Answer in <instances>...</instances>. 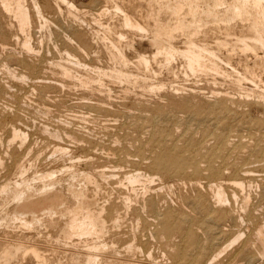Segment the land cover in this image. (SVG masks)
<instances>
[{
  "label": "bare ground",
  "instance_id": "obj_1",
  "mask_svg": "<svg viewBox=\"0 0 264 264\" xmlns=\"http://www.w3.org/2000/svg\"><path fill=\"white\" fill-rule=\"evenodd\" d=\"M46 1V0H45ZM54 1V4L58 7V9H60L59 11L60 12H64L63 11V9H66V8H68L70 11L71 10H74V12H72L71 13V17L69 16V18H72V14H73V16H75V19H74V21L72 22V30H70L69 31V33L67 32V34H66V37H67V40H70V41H74V40H78V43H80L79 45H81V46H83V47H85L86 48V45H84V44H88L89 42H88V40L84 37V33H85V31H84V33H83V30H84V24H85V26H87L86 25V23H85V21L83 22H81V19L82 18H84V17H82L81 18V15H83V12L84 11H86V10H84V11H80V12H82V14L80 13H78L77 11L79 10V8L77 7V5L72 1V0H53ZM82 1H84V0H82ZM90 1V0H89ZM88 1V2H89ZM97 1V0H96ZM110 1H112V0H110ZM116 1V0H115ZM127 1V0H126ZM129 1H131V0H129ZM140 1V0H139ZM146 1V0H145ZM29 2V1H28ZM27 2V0H0V3H1V5L3 6V11H4V13H5V15H7L6 17H10V18H12L13 17V19H15L14 20V22H16L17 21V23H18V25H17V29L19 28V30H21V32H24V38L22 39V42L20 43V45L22 44V49L23 50H25V51H27L28 52V54L27 55H29V53H31V52H36L37 53V51H34V46L32 47L31 46V38H32V36H34V35H32L31 34V31H30V27H31V25H32V23H33V21L35 20V21H38V23L40 22V24H38V28H40L41 30L42 29H44L45 27H47V23L50 21V20H48V18L50 19V17H47V15H48V13L50 14V12H48V13H46L47 11L45 10V7L44 6H46V4L44 5V6H42L41 5V2H40V0L38 1V0H32L31 1V5H29V3ZM51 2V1H50ZM50 2H48V4H50ZM92 2V1H91ZM102 2V0H100V4H102L103 5V3H101ZM108 2H109V0H108ZM113 2V1H112ZM119 2V1H118ZM125 2V1H124ZM134 1L132 0V3H133ZM137 2V1H136ZM135 2V3H136ZM142 1H140V4H142L141 3ZM43 3V2H42ZM52 3V2H51ZM83 3V2H82ZM85 3V2H84ZM87 3V2H86ZM90 3V2H89ZM94 3V2H93ZM96 3V2H95ZM134 3V5L135 6H137V4H135ZM47 4V5H48ZM120 4V3H119ZM118 3H112V5H114L113 7H115L114 8V10H109V9H107V8H102V7H100L99 6V3H98V7H100V8H97L98 9V11H99V14L100 15H106L107 14V16H105L106 17V19H107V17H108V14H112L111 15V19L114 21V19H117V21L119 22V20H121V26L122 25H124V26H128V27H130V29L131 30H133V29H137V30H141L142 32L147 28V32H148V28H149V32H150V36H149V39H148V41H149V43H150V45L151 46H154L155 48H156V50L154 51L155 53H153L152 51V54H154L153 56H152V58L153 59H157V58H155V56L157 57V54H164L165 55V59H166V61L168 62H172V58H176V54L177 53H181V55H183V57H185V61L187 62V65L188 66H186V67H189L190 68V70H192V72H195V71H193V70H196V69H198L199 70V68H201V70H202V68H204L205 70L207 69V68H210L209 70H214L215 69V73H216V70L218 71L217 73H219L220 74V76H221V73H222V75L223 74H225L226 73V71H228L229 69H230V71L229 72H227V73H229V75L231 76V86L233 85L234 86V88L233 89H235V90H237V93H236V91H235V95L237 94V96H233V98H235V99H232V101L230 100H227V101H229L230 102V104L231 103H233V107L234 106H239V105H242V104H244V106L245 105H247V106H249L250 107V109L251 110H253L252 109V106H256V108L259 110V111H261L262 113H263V116H262V118H261V120H262V122H264V0H147V3H146V6H147V4H148V8H150V10L148 11V13H147V16L148 17H150L151 19H153V23L152 24H149L150 23V21H149V23H148V21H146L147 23L146 24H143V22H140V21H138L136 18H138V17H136V16H134L133 14H131V13H129V11L127 12V11H125L124 9H123V6L121 7L120 5H119ZM122 4V3H121ZM140 4L138 5V6H140ZM155 4L158 6V10L157 11H154L155 10V8H156V6H155ZM61 5H65L64 7H66V8H63V9H61ZM79 5V4H78ZM81 5V4H80ZM83 5V4H82ZM105 5L107 6L108 4H107V2L105 3ZM111 5V6H112ZM143 5V4H142ZM49 6V5H48ZM93 6V5H92ZM91 6V7H92ZM105 6V7H106ZM109 6V5H108ZM129 7H131L130 5H128ZM144 7H146L145 6V4L143 5ZM81 7V6H80ZM86 7V6H85ZM87 7H88V5H87ZM94 7H95V5H94ZM96 7H97V5H96ZM125 7V6H124ZM133 7V6H132ZM131 7V8H132ZM2 8V7H1ZM89 8H90V6H89ZM88 8V9H89ZM109 8H110V6H109ZM128 8V7H127ZM130 8V9H131ZM53 9V8H52ZM82 9H84V8H81V10ZM96 9V10H97ZM110 9H112V8H110ZM129 9V8H128ZM140 9H141V7H140ZM144 9V8H143ZM146 9V8H145ZM56 10V9H55ZM90 10H93V8L92 9H90ZM95 10V9H94ZM95 10V11H96ZM132 10V9H131ZM50 11V10H49ZM53 10H51V12H52ZM70 11H69V13H70ZM88 11V10H87ZM86 11V12H87ZM94 11V12H95ZM134 11V10H133ZM137 11V10H136ZM141 11H142V9H141ZM162 11H164L165 12V15H166V13H168L169 14V17L168 16H166V18L167 19H164L163 17H162V15H161V12ZM60 12H57V16H58V14L60 13ZM77 12V13H76ZM89 12V11H88ZM91 12V11H90ZM97 12V11H96ZM112 12V13H111ZM135 12V11H134ZM133 12V13H134ZM146 12V11H145ZM1 13H2V11H1ZM56 13V12H55ZM55 13H53V14H55ZM92 13V12H91ZM136 13V12H135ZM134 13V14H135ZM139 13V12H138ZM137 13V14H138ZM141 13V12H140ZM155 13V14H154ZM63 14H65V13H63ZM80 15V18L81 19H79V16L78 15ZM89 14V13H88ZM136 14V15H137ZM161 16H160V15ZM4 15V14H3ZM66 15V14H65ZM87 15V14H86ZM97 15H98V12H97ZM97 15H96V17H97ZM99 15V16H100ZM140 15H142V14H140ZM145 15V14H144ZM158 15V16H157ZM164 15V14H163ZM2 16V15H1ZM54 15H52V17H53ZM57 16H54V17H57ZM59 16H61V15H59ZM62 16H64V15H62ZM67 16H68V14H67ZM91 16L92 15H90V20H91ZM98 16V17H99ZM146 16V15H145ZM5 17V18H6ZM87 17V16H86ZM85 17V18H86ZM142 18L144 17V16H141ZM154 17V18H153ZM162 17V18H161ZM1 18V17H0ZM3 18H4V16H3ZM4 18V19H5ZM63 18V17H62ZM65 18V17H64ZM92 18H95V17H92ZM101 18V17H100ZM2 19V18H1ZM53 19V18H52ZM66 19V18H65ZM87 19H89V18H87ZM102 19V18H101ZM110 19V18H109ZM143 19H146V18H143ZM7 20H8V18H7ZM11 20V19H10ZM10 20H8L9 21V23H11L10 22ZM64 20V19H63ZM67 20V19H66ZM65 20V21H66ZM82 20H84V19H82ZM86 20V19H85ZM147 20V19H146ZM54 21H56V20H54ZM54 21H50V23L51 24H49L48 23V25H52V27L53 26H55V28H56V25L54 24ZM59 21V20H58ZM96 21V20H95ZM94 21V22H95ZM117 21H115V22H117ZM144 21V20H143ZM6 22V21H5ZM13 22V21H12ZM61 22V21H60ZM67 22V21H66ZM66 22H61L62 24L63 23H65L66 24ZM70 22H71V20H70ZM86 22H89V21H86ZM98 22H100V21H98ZM102 22V21H101ZM103 22H104V16H103ZM0 23H2V22H0ZM9 23H7L6 25H7V27L8 26H10V28H11V24L9 25ZM16 23V24H17ZM56 23H59V22H56ZM91 24H92V21L90 22ZM90 23H89V25L87 26V27H89V26H91L90 25ZM104 23H106V21L104 22ZM3 24H5L4 23V21H3ZM37 24V23H36ZM35 23H34V25H36ZM54 24V25H53ZM64 24V25H65ZM103 24V23H102ZM102 24H100L101 25V28L102 27H105V29H104V37L105 38H108V39H110V42H111V46H113L116 50L113 52H111L110 54H112V57L116 60L117 59V61H116V64H119L120 66L118 67V66H116V64H115V66H113L112 64L113 63H111V65L110 66H113V69L112 70H110L111 69V67H109L108 68V70H105L106 69V67L104 68V66L105 65H103V69L102 70H100V72L98 73V76L96 77H94V76H91V74L92 73H95L96 71H94V72H92L90 69V71L92 72H90V73H88L87 72V70H86V72L88 73V75H87V73H86V76H85V74L84 73H82V74H84V76L82 75V74H79V75H81V76H79L78 74L76 75V71L78 70V72H81V70L83 69V67H82V69L80 70L78 67H80L81 65H78V64H82L81 63V61L82 60H79V56L77 57L78 59H76V57H74L73 55H74V53H72V52H70V50L68 49V51H66L67 49V47H65V52L67 53V55L68 56H66L67 58H65V60L66 61H61V60H63L64 59V53H63V51L61 52H59L60 54L62 53L63 54V59H61L60 57L57 59V57H56V59L57 60H59V61H57V62H55V61H53V62H55L56 64V66L55 67H60V71H61V73L63 74L62 76H64V78L63 77H59V78H63V80H66V81H68L67 80V78H69L70 80L72 79V78H74L75 77V79H76V77H77V81L78 80H80V83L78 84V85H80V84H82V85H80V86H85L87 83H91L93 80L95 81V79L96 78H98L97 80H99L100 81V83H102L104 80H102V76H104V75H110L111 77H115L116 79H119V80H121V79H126L125 81H123V80H121L123 83L124 82H127V80H129V82L131 81V79H133L134 78V80L135 79H137V83H138V86L137 87H140V84H139V82H138V78L139 77H137L135 74L137 73H134L135 71H137V66L135 67L136 68V70H129L128 68H129V66L131 65V63H130V61H132V60H130L126 55L129 53V52H127V54H125V52H124V50H123V44L121 45V47L119 46V41L117 40V38L119 37V38H121L122 36H124L125 35V33H123L124 32V30H122L123 28H121L119 25H118V23L116 24H114V23H111L110 21L105 25V26H102ZM1 26H2V24H0ZM70 25V24H69ZM95 24L93 23V26H94ZM115 25H118L119 27H120V29L123 31V32H121V30H120V32L119 31H117V30H115ZM15 26V24L13 25V27ZM45 26V27H44ZM58 26H59V24H58ZM57 26V27H58ZM96 27H97V25H95ZM118 26H117V28H118ZM13 27H12V29H13ZM34 27V26H33ZM32 27V28H33ZM61 27V26H60ZM58 28V29H61V28ZM65 27V26H64ZM67 27V26H66ZM66 27H65V29H66ZM69 27V26H68ZM34 28H37L36 26L34 27ZM51 28V27H50ZM50 28H47L46 29V31H43V32H45V34L49 37H47L48 39H49V41L50 40H52L53 39V37H52V39H51V36H54V35H58V34H56V32L57 31H52L53 29H50ZM214 28V29H213ZM215 28H217V30H218V34L216 35V36H214L215 38H216V41H215V43H216V47H211V43L209 44L207 41H208V37L210 36V30L211 29H213V31L215 30ZM64 29V28H63ZM65 29H64V32H65ZM68 29V28H67ZM66 29V30H67ZM89 29V28H88ZM97 29V28H96ZM96 29H95V33H101L100 31H98V32H96ZM203 29V31H202V34H203V41L202 42H205V43H199L198 42V40H196L197 39V36H196V39L193 37L194 36V34L196 35V33H198V32H201V30ZM0 30L2 31V30H6L4 27L2 28V27H0ZM8 30V29H7ZM10 30V29H9ZM35 30L36 29H34V32H35ZM40 30V32H42ZM89 30H94V29H92V27H91V29H89ZM98 30H100L99 28H98ZM114 30V31H113ZM118 30H119V28H118ZM178 30H182V31H185V32H187V34H186V36L188 35V39L186 40L187 41V45L183 48V49H181L180 47H177L174 43H173V40H172V38H174L175 36H174V33H175V31H177V33H179V31ZM217 30H216V32H217ZM1 31H0V33H1ZM126 31V30H125ZM146 31V30H145ZM3 33H4V31H2ZM12 32H15V29H14V31H12ZM18 32V30L16 31V33ZM21 32L20 33H17L18 35L19 34H21ZM39 32V33H40ZM53 32H55V34L53 35ZM63 32V33H64ZM86 32H88V31H86ZM102 32H103V30H102ZM110 32H117V38H116V40H112V38H110L109 36H108V34L109 35H112V33H110ZM126 32H128V31H126ZM131 32V31H130ZM133 32V31H132ZM146 32V33H147ZM212 32V31H211ZM215 32V33H216ZM10 33H11V30H10ZM16 33H15V35H13V36H16L17 37V35H16ZM36 33V32H35ZM59 33V32H58ZM88 33H90V32H88ZM94 33V34H95ZM181 33V32H180ZM179 33V34H180ZM8 34H9V31H8ZM37 34V35H36ZM35 35L36 36H40L39 34H38V32L36 33ZM41 34V33H40ZM44 34V33H43ZM65 34H64V37H65ZM102 34L103 33H101V35L99 36L100 38L102 37ZM116 34V33H115ZM131 34V33H130ZM142 34V33H141ZM176 34V33H175ZM183 34H185V33H183ZM212 34H213V32H212ZM5 35H7V34H5ZM45 35V36H46ZM61 35V34H60ZM60 35H59V37H60ZM87 35V34H86ZM107 35V36H106ZM113 35H114V33H113ZM112 35V36H113ZM132 35V34H131ZM178 35V34H177ZM214 35V34H213ZM12 36V37H13ZM62 36V35H61ZM89 36H91V34L89 35ZM94 35H92V37H93ZM98 36V35H97ZM115 36V35H114ZM126 36V35H125ZM140 36V38L142 37L141 35H139ZM144 36V35H143ZM147 37H148V35H146ZM146 36H144V38L146 39L147 37ZM186 36H185V38H186ZM6 37V36H5ZM20 37V36H19ZM59 37H56L57 39L59 38ZM96 37V36H95ZM99 37H96L97 39L96 40H98V38ZM132 37V36H131ZM131 37H130V39H131ZM177 37H179V36H177ZM14 38V37H13ZM40 38L41 39H43V38H45V37H41L40 36ZM87 38H90V37H87ZM114 38V37H113ZM126 38V37H125ZM125 38H124V40H125ZM128 38V37H127ZM127 38H126V40H127ZM139 38V39H140ZM143 38V37H142ZM141 38V40H143ZM176 38V37H175ZM181 37H179L178 38V40L180 39ZM184 38V39H185ZM202 38V37H201ZM20 38H16V40L15 41H17L16 43L18 44L19 42H20V40H19ZM47 39V40H48ZM66 39V38H65ZM115 39V38H114ZM122 39V38H121ZM133 39V38H132ZM136 39V38H135ZM134 39V40H135ZM144 39V40H145ZM182 39V38H181ZM181 39H180V41H181ZM184 39H182V40H184ZM214 39V38H213ZM44 40V39H43ZM45 40H46V38H45ZM44 40V41H45ZM90 40H92V39H90ZM89 40V41H90ZM94 40V39H93ZM91 41V42H94V41ZM95 40V41H96ZM102 40V39H101ZM123 40V39H122ZM121 40V41H122ZM176 40H177V38H176ZM201 39H200V37H199V41H200ZM36 41L37 40H35V43H36ZM43 41V42H44ZM48 41V42H49ZM55 40L53 39V41L52 42H54ZM61 41V40H60ZM59 41V42H60ZM65 41V40H64ZM120 41V43H122ZM132 41V40H131ZM138 41V40H137ZM39 43H40V41H38ZM42 42V46H44V43ZM51 42V41H50ZM58 42V40H56V44H58L57 43ZM67 42H69V41H67ZM105 42V41H104ZM127 42H128V40H127ZM127 42H125V43H127ZM130 42V41H129ZM127 43L126 45H129V46H131L130 45V43ZM135 42V41H134ZM142 42V41H141ZM210 42V41H209ZM70 43V42H69ZM69 43H67V45L69 44ZM101 43H102V41H101ZM100 43V44H101ZM106 43L108 44V42H107V39H106ZM143 43V42H142ZM183 43V42H182ZM182 43H180V44H182ZM184 43H186V42H184ZM214 43V42H213ZM212 43V44H213ZM214 43V44H215ZM2 43H1V41H0V45H1ZM5 43H3L2 44V46H5V45H8L9 43L7 42V44H5ZM11 44H13V42L11 43ZM46 44V43H45ZM50 44V43H49ZM61 44V43H60ZM63 44H65V43H63ZM77 44V43H76ZM90 44V43H89ZM106 44V45H107ZM136 44V43H135ZM134 44V45H135ZM139 44V43H138ZM35 45V44H34ZM59 45V44H58ZM58 45H56V47L58 46ZM73 45V44H72ZM99 45V44H98ZM105 45V43H104V47L106 46ZM13 46H15V45H13ZM13 46L11 45L10 47L11 48H13ZM17 46V48H18V45H16ZM15 46V47H16ZM61 46H63V45H59V47H57V49L59 48L60 49V47ZM65 46V45H64ZM81 46H80V48H81ZM95 46H96V43H95ZM95 46H93V47H95ZM101 46H103V44L101 45ZM110 48H111V46L110 45H108ZM133 46V45H132ZM142 46H144V44L142 45ZM214 46V45H213ZM7 47V46H6ZM5 47V48H6ZM46 47H47V44H46ZM48 47H50V46H48ZM73 47L74 48H77V50H79L80 48H78V45H77V47H75L74 45H73ZM82 47V48H83ZM88 47H91V46H89L88 45ZM99 47V46H98ZM126 47V46H125ZM135 47V46H134ZM134 47H132V48H134ZM17 48H13V49H15L14 51L17 53L18 51H19V49H18V51H17ZM43 48V47H42ZM72 48V47H71ZM70 48V49H71ZM95 48H97V47H95ZM94 48V49H95ZM106 48V47H105ZM110 48H108V49H110ZM2 49H3V47H2ZM1 49V50H2ZM7 50H9L8 48H6ZM6 49H5V51H6ZM22 49H21V53H19V55L20 56H22L23 57V55H21L22 53H24V52H22ZM41 49V48H40ZM45 49V48H44ZM58 49V50H59ZM63 49V48H62ZM90 49V48H89ZM93 49V51L94 52H96V50H94ZM127 49H128V47H127ZM126 49V50H127ZM130 49V48H129ZM136 49H137V46H136ZM42 50V49H41ZM49 50H51V49H49ZM55 50V49H54ZM77 50L75 49V51H76V53H77ZM82 50V49H81ZM83 50H85V49H83ZM86 50H88V48L86 49ZM98 50H100V49H98ZM101 50H102V48H101ZM105 50V49H104ZM111 50H112V48H111ZM4 51V49H3V52H5ZM13 51V52H14ZM40 51V50H39ZM39 51H38V53H39ZM44 50H42V52H43ZM74 51V52H75ZM80 51V50H79ZM89 51V50H88ZM107 51V50H106ZM129 51V50H128ZM140 51H143V50H140ZM8 52V51H7ZM6 52V53H7ZM26 52V53H27ZM56 52V51H55ZM54 52V53H55ZM87 52V51H86ZM98 52V51H97ZM105 52V51H104ZM108 52V51H107ZM131 52V51H130ZM132 52H133V50H132ZM144 52V51H143ZM148 52V51H147ZM146 52V53H147ZM2 52L0 51V55H4V54H1ZM6 53H5V55H6ZM37 53V54H38ZM46 53V52H45ZM48 53H49V51H48ZM57 53V52H56ZM58 53V54H59ZM83 53H84V51H83ZM99 53H102V56H103V52L101 51V52H99ZM134 53H137L136 51H134ZM139 53V52H138ZM149 53V52H148ZM32 54V53H31ZM53 54V53H52ZM92 54V53H91ZM95 54V53H94ZM94 54H92V55H94ZM109 54V53H108ZM107 54V55H108ZM109 54V55H110ZM130 54H132V53H130ZM151 54V55H152ZM207 54H208V57H207ZM8 55H11V54H8ZM36 55V54H35ZM73 56L74 58H70L69 56ZM81 55V54H80ZM87 55H89V52H88V54ZM86 55V56H87ZM100 55V54H99ZM148 55V54H147ZM146 54H139V59L138 60H136V61H138V63L137 62H134V61H132V62H134V63H136V64H139V65H142V68H145V67H143L144 65H146V67H147V64L148 63H152V61H150V59H151V56H147ZM209 55H212V56H215V57H217V60H218V62H217V60H216V58H215V60H214V57H213V59H210L209 60V62L208 61H206V57L207 58H210L209 57ZM7 56V55H6ZM16 56V55H15ZM42 56V53H41V55H40V57ZM43 56H44V54H43ZM54 56V55H53ZM52 56V57H53ZM57 56V55H56ZM91 56V55H90ZM96 56H97V53H96ZM101 56V55H100ZM100 56H99V59H100ZM111 56V55H110ZM109 56V57H110ZM131 56V55H130ZM129 56V57H130ZM178 56V55H177ZM3 57V56H2ZM5 57V56H4ZM22 57H20V59L22 58ZM25 57V56H24ZM28 57V56H27ZM37 57V56H36ZM62 57V56H61ZM68 57L70 58V60H68ZM81 57V56H80ZM83 57H84V54H83ZM108 57V56H107ZM136 57H137V55H136ZM135 57V58H136ZM179 57V56H178ZM7 58H9V57H7ZM7 58H6V61H8L7 60ZM26 58V57H25ZM31 58H33L34 60L36 59V58H34V57H31ZM38 58V57H37ZM45 58V57H44ZM47 58V57H46ZM82 58V57H81ZM87 57H85V58H82L83 59V61L86 59ZM93 58H94V56H93ZM97 58V57H96ZM102 58V57H101ZM113 58H112V62L113 61H115V60H113ZM131 58V57H130ZM133 58V57H132ZM159 59H162V57H158ZM181 58V57H180ZM179 58V59H180ZM219 58L221 59H223L222 61L223 62H219ZM2 59V58H1ZM0 59V60H1ZM27 59V58H26ZM32 59V60H33ZM50 59V58H49ZM53 59V58H52ZM55 59V58H54ZM88 59V58H87ZM92 59V58H91ZM98 59V58H97ZM102 59H105L104 57L102 58ZM102 59H100V61L102 60ZM134 59V58H133ZM22 60V59H21ZM41 60V59H40ZM109 60V59H108ZM111 60V59H110ZM109 60V61H110ZM208 60V59H207ZM3 61H5L4 59H3ZM6 61H5V63H6ZM10 61V60H9ZM23 62H26V60H24V58H23V60H22ZM21 61V62H22ZM29 61V60H28ZM49 61V64H51V62H50V60H48ZM91 61V60H90ZM96 60L94 59V62H95ZM99 61V60H98ZM103 61H105V60H103ZM154 61V60H153ZM174 61H175V59H174ZM183 61H184V59H183ZM12 62V61H11ZM37 62H40V61H37ZM42 62V61H41ZM46 62V61H45ZM85 62V61H84ZM107 62V61H106ZM155 62V61H154ZM157 62V61H156ZM159 62H161V60L159 61ZM182 62V61H181ZM180 62V63H181ZM185 62V63H186ZM4 63V64H5ZM12 63H16V62H12ZM12 63H10V64H12ZM32 63V62H31ZM91 63V62H90ZM90 63H88L89 65H91L92 66V64H90ZM98 63V62H97ZM101 63V62H100ZM110 62H108V64H109ZM158 63V62H157ZM163 62H161V64H162ZM164 63H165V61H164ZM221 63V64H220ZM223 63H225V64H223ZM8 63H6V65H7ZM10 64H8V65H10ZM26 65H27V62L25 63ZM40 64V63H39ZM53 64V63H52ZM51 64V65H52ZM86 64V63H85ZM85 64H83L84 66H85ZM102 64V63H101ZM100 64V65H101ZM128 64H130L129 66H128ZM154 64H156V63H154ZM168 64V66H169V63H167ZM171 64V63H170ZM176 64V63H175ZM175 64L173 65V63H172V65L175 67ZM178 64V63H177ZM6 65H3L2 64V62H1V65L0 66H6ZM19 65H22V64H19ZM18 65V66H19ZM31 65V64H30ZM37 65V64H36ZM46 65V64H45ZM95 65V64H94ZM94 65H93V67H94ZM133 65V64H132ZM149 65V64H148ZM165 65H166V63H165ZM182 65H183V63H182ZM181 65V67H183ZM185 65V64H184ZM224 65V66H223ZM13 66V65H12ZM99 65H97V67L95 66V68H100V67H98ZM128 66V68H126ZM152 66V65H151ZM158 66H159V63H158ZM162 66V65H161ZM7 67V66H6ZM9 67V66H8ZM14 67V69H15V65L13 66ZM37 67V66H36ZM35 67V68H36ZM42 67V66H41ZM51 67V66H50ZM55 67H53V68H55ZM88 67L89 66H85L84 68L86 69H88ZM131 67V66H130ZM148 67H150V66H148ZM154 67V66H153ZM160 67V66H159ZM164 67H167V66H164ZM185 67V68H186ZM17 68V67H16ZM25 68V67H24ZM27 68V67H26ZM47 68H49V67H47ZM52 68V69H53ZM81 68V67H80ZM102 68V67H101ZM162 68V67H161ZM160 68V69H161ZM172 68V67H171ZM6 68H4V70H5ZM9 69H10V67H9ZM18 69V68H17ZM21 69L22 70H20V71H22L21 73H18L19 72V69H18V74H19V76H20V80L22 79V82L20 81V83H23V79H26L27 77H28V74H27V72H23V68L21 67ZM29 69V68H28ZM45 70H46V66H45V68H44ZM51 69V68H50ZM50 69L48 70L50 73L52 72H55V69H53L52 71H50ZM84 69V70H85ZM92 69V68H91ZM168 69V68H167ZM167 69H165V70H167ZM175 69V68H174ZM174 69H171V70H174ZM183 69V68H182ZM2 70H3V68L1 69V72H2ZM16 70V69H15ZM26 70V69H25ZM30 70V69H29ZM59 70V69H58ZM57 69H56V71H58ZM92 70H95L94 68L92 69ZM142 71H143V69H141ZM140 69H139V73L138 74H140V71H141ZM144 70H148V69H144ZM149 70H151V69H149ZM153 70H155L154 68H153ZM177 70H178V68H177ZM187 70V69H186ZM198 70H196V72H199ZM204 70V71H205ZM209 70H207V72L209 71ZM7 71L9 72V70L7 69ZM11 71L13 72V70H12V67H11ZM10 71V72H11ZM33 71V70H32ZM59 71V72H60ZM134 71V72H133ZM156 71V70H155ZM155 71H153V72H155ZM159 71V70H158ZM203 71V72H204ZM209 72V73H213V72ZM12 72H11V74H12ZM34 72H35V70H34ZM43 72H44V70H43ZM48 72V73H49ZM58 72V73H59ZM83 72V71H82ZM150 72H152V70L151 71H149V72H147V74L148 73H150ZM152 72V73H153ZM161 72V71H160ZM160 72H158L157 74H159ZM166 72H168V70L166 71ZM171 72V71H170ZM177 71H176V69H175V73H176ZM179 72V71H178ZM183 72V71H182ZM184 72H186V71H184ZM184 72L182 73V74H184ZM188 72V71H187ZM187 72H186V75H187ZM191 72V73H192ZM201 72V71H200ZM206 72V73H207ZM7 73V72H6ZM29 73V72H28ZM40 73H42V71H40ZM47 73V74H48ZM57 72H55V74L56 75H59ZM60 73V74H61ZM145 73H146V71H145ZM144 73V74H145ZM151 73V75H153ZM156 73V72H155ZM189 73V72H188ZM205 73V72H204ZM209 73H208V75H209ZM216 73V74H217ZM1 74V73H0ZM15 74V73H14ZM13 74V75H14ZM29 74H31V72L29 73ZM37 74V70H36V73H35V75ZM42 74H46L45 72L44 73H42ZM47 74H46V76H47ZM54 74V73H53ZM90 74V75H89ZM164 74V73H163ZM163 74H161V75H163ZM177 74V73H176ZM180 74V73H179ZM190 74V73H189ZM188 74V75H189ZM196 74V73H195ZM199 74V73H198ZM219 74H217V75H219ZM4 75V74H3ZM8 75H10V74H8ZM7 75V76H8ZM17 75V74H16ZM35 75H32V76H34L35 77ZM96 75H97V72H96ZM156 75V74H155ZM167 75V74H166ZM165 75V76H166ZM178 75V74H177ZM190 75H193V74H190ZM197 75V74H196ZM202 75H204V74H202ZM206 75V74H205ZM212 75H214V73L212 74ZM6 76V77H7ZM18 76V75H17ZM16 76V77H17ZM61 76V75H60ZM139 76H142V78H143V75H139ZM145 76V75H144ZM148 76V75H147ZM194 76V75H193ZM214 76H216V75H214ZM0 77H2V76H0ZM5 77V76H4ZM10 77V76H9ZM12 77H14V76H12ZM11 77V78H12ZM34 77H33V79H34ZM45 77V76H44ZM57 77V76H56ZM67 77V78H66ZM72 77V78H71ZM109 77V76H108ZM107 77V78H108ZM153 78L154 77H156V76H152ZM167 77H168V75H167ZM170 77V76H169ZM168 77V78H169ZM178 77V76H177ZM185 77V76H184ZM188 77V76H187ZM190 77H192V76H190ZM196 77H198V75L196 76ZM224 77H226V74L224 75ZM28 78H30V79H27V82H29L28 80H31V77H28ZM49 78H50V76H49ZM51 78H52V74H51ZM66 78V79H65ZM105 78V77H104ZM113 78H111V83H112V79ZM171 78V77H170ZM169 78V79H170ZM180 78V77H179ZM189 78V77H188ZM198 78H201V77H198ZM217 78V77H216ZM216 78H215V80H216ZM219 78V77H218ZM217 78V79H218ZM227 79H230V78H228V76L226 77ZM2 79H3V77H2ZM7 79H9V78H7ZM13 79V78H12ZM15 79V78H14ZM19 79H17L16 78V80H19ZM36 79H38L37 81H40L41 79H43V76H41V79L39 80V78L37 77ZM36 79H34L35 81H36ZM55 79V78H54ZM57 79V78H56ZM54 80L55 82L57 81V80ZM74 79V80H75ZM109 79H110V77H109ZM116 79H114V81L116 80ZM146 79H147V77H146ZM155 79V78H154ZM157 79V78H156ZM158 79H159V77H158ZM160 79H161V77H160ZM163 79V78H162ZM161 79V80H162ZM166 79V78H165ZM173 79V78H172ZM177 79V78H176ZM181 79V78H180ZM184 79V78H183ZM182 79V80H183ZM187 78H185V80H186ZM191 79V78H190ZM206 79H207V77H206ZM210 79H212V78H210ZM225 79V78H224ZM226 79V80H227ZM5 80H6V78H5ZM33 80V81H34ZM47 80V79H46ZM51 80V79H50ZM73 80V79H72ZM97 80H96V82H94V83H98L97 82ZM148 80H151V78L150 79H148ZM148 80H143V81H148ZM160 80V81H161ZM168 80V79H167ZM175 80V79H174ZM197 80V79H196ZM222 80V79H221ZM225 80V81H226ZM1 81V80H0ZM3 81V80H2ZM10 81V80H9ZM43 81V80H42ZM41 81V82H42ZM120 81V82H121ZM133 81V80H132ZM139 81H141L140 83H142V80L140 79ZM153 81V80H152ZM166 81V80H165ZM188 81V80H187ZM198 81V80H197ZM203 81V80H202ZM211 81V80H210ZM209 81V79H208V81L207 82H210ZM212 81H213V79H212ZM228 81H230V80H227V82ZM25 82V81H24ZM32 82V81H31ZM46 82V81H45ZM44 82V83H45ZM52 82V81H51ZM54 82V83H55ZM59 83H61L60 81H58ZM64 81H62V83H63ZM75 82V86H76V84H77V82L76 81H74ZM109 82V81H108ZM107 82V83H108ZM133 82H136V80L135 81H133ZM156 82V81H155ZM154 82V83H155ZM162 82H164V80L162 81ZM168 82H169V80H168ZM180 82H181V80H180ZM189 82V81H188ZM193 82H195V84H197L196 83V81H193ZM204 82V81H203ZM203 82H200V83H203ZM214 82H217V84H218V82L220 83L221 81H214ZM222 82H224L223 80H222ZM221 82V83H222ZM226 82V83H227ZM2 83V82H1ZM4 83V82H3ZM7 83V82H6ZM5 83V84H6ZM10 83V82H9ZM9 83H7V84H9ZM26 83V82H25ZM25 83L23 84L24 86H25ZM34 83V84H33ZM32 83V85H36V82H33ZM48 83H49V79H48ZM47 83V84H48ZM99 83V84H100ZM103 83H105V82H103ZM102 83V84H103ZM107 83H105V85L107 84ZM117 83V82H116ZM115 83V84H116ZM128 83V82H127ZM151 83V82H150ZM149 83V84H150ZM158 83V82H157ZM160 83V82H159ZM167 83V82H166ZM169 83H171V81L169 82ZM174 83H176L175 81H174ZM178 83H179V81H178ZM178 83H176V86H177V84ZM182 83V85H184L183 84V82H181ZM192 83V82H191ZM199 83V84H200ZM220 83V84H221ZM5 84H4V86H5ZM6 84V86H8V88H9V90H11V88L9 87V85H7ZM27 84V83H26ZM29 84V83H28ZM38 84L40 85L41 83H39L38 82ZM46 84V83H45ZM44 84V85H45ZM50 84V83H49ZM52 84V83H51ZM65 84V83H64ZM64 84H63V87H62V85H61V87L64 89ZM67 84V83H66ZM69 84V83H68ZM67 84V86L68 87H70V85L71 84H69L68 85ZM72 84H73V82H72ZM85 84V85H84ZM88 84V85H89ZM93 83H91L90 85H92ZM98 84V85H99ZM121 84V83H120ZM125 84V83H124ZM135 84V83H134ZM143 84V83H142ZM148 84V85H149ZM152 84V83H151ZM156 84V83H155ZM161 84V83H160ZM173 84V83H172ZM171 84V85H172ZM199 84H198V86H199ZM206 84V83H205ZM213 84V83H212ZM219 84V85H220ZM223 84V83H222ZM225 84V83H224ZM224 84H223V86H224ZM11 85V84H10ZM23 85L22 84H19V86H21L22 88H23ZM52 85H54V84H52ZM51 85V87H53ZM78 85H77V87L76 88H78ZM89 85V86H90ZM104 85V84H103ZM103 85L101 86V85H99L100 87H103ZM109 85V84H108ZM118 85V84H117ZM130 85H131V83H130ZM133 85V84H132ZM145 85V84H144ZM162 85V84H161ZM165 86H168L167 84H164ZM163 85V86H164ZM170 85V84H169ZM218 85V86H219ZM227 85H228V83H227ZM230 85H229V87H227V88H229V90L233 87H230ZM3 86V85H2ZM14 85H11V87H13ZM41 86H43V83L41 84ZM55 86V85H54ZM58 86V85H57ZM72 87H74L73 85H71ZM79 86V87H80ZM93 86V85H92ZM97 86V85H96ZM96 86L94 87L93 86V88L94 89H97L96 88ZM122 86V85H121ZM127 85H125V87H126ZM135 86V85H134ZM133 86V88H135ZM156 86V85H155ZM159 86V85H158ZM163 86H161V89H162V87ZM172 86H174L175 87V85H172ZM185 86V88H184V90H186L187 88V86L188 85H184ZM183 86V87H184ZM197 86V87H198ZM203 86V85H202ZM207 86H208V84H207ZM207 86H205L204 85V87L206 88ZM212 86V85H211ZM216 86V84L214 85V86H212V89L214 88ZM222 86V85H221ZM222 86V88H224ZM28 87H30V85L28 86ZM33 87V86H32ZM31 87V88H32ZM35 87V86H34ZM34 87H33V89L32 90H34ZM37 87V86H36ZM67 87V88H68ZM81 87V88H82ZM86 87V86H85ZM85 87L83 88L84 90H87V89H85ZM88 87V86H87ZM91 87V86H90ZM90 87H89V89H88V91H91L90 90ZM100 87L98 88V90L97 91H99L100 90ZM108 87V89H111V88H109V87H114V86H107ZM120 86L118 85V88H119ZM144 87V86H143ZM147 87V86H146ZM149 87V86H148ZM147 87V88H148ZM153 87H154V85H153ZM152 87V88H153ZM170 87V86H169ZM179 87V85L177 86V88ZM191 87H193V85H191ZM191 87H189V89H191ZM196 87V88H197ZM203 87V89H205ZM220 87V86H219ZM225 87V89H227ZM6 88V87H5ZM20 88V87H19ZM26 88L27 87H25V89L23 88L22 90H24L23 92H21V93H24L25 91H26ZM59 88V87H58ZM57 88V89H58ZM65 88H66V86H65ZM115 88H116V85H115ZM114 88V89H115ZM122 88V87H121ZM141 88H142V85H141ZM141 88H140V91L141 92H143L142 90H141ZM155 88H157V86L155 87ZM165 88V90H166V87H164ZM163 88V89H164ZM176 88V87H175ZM176 88V90L174 89V91H177L178 89ZM180 88V87H179ZM181 88H182V86H181ZM196 88H192V90L191 91H193V96H194V90H196V91H198ZM201 88V87H200ZM217 87H215L214 89H216ZM3 89V88H2ZM28 89V88H27ZM36 89V88H35ZM37 89H38V87H37ZM37 89H36V91H37ZM70 89V88H69ZM69 89H67L68 90V92H67V90H66V92L67 93H69L70 92V90ZM73 88H71V91H73L72 90ZM83 89H81L82 91H83ZM126 89V88H125ZM128 89V88H127ZM126 89V90H127ZM137 89V88H136ZM145 87H144V91H145ZM149 89V88H148ZM160 88H158V89H156V90H159ZM161 89H160V91H158L159 93H160V95H159V93H157L158 95H159V97H161ZM171 90H173L172 88H170ZM169 89V90H170ZM194 89V90H193ZM208 89V87L206 88V90ZM209 89H211V88H209ZM232 89V90H233ZM5 90H7V89H5ZM31 90V91H32ZM40 90H41V88H40ZM61 90V89H60ZM65 90V89H64ZM78 89H76V91H77ZM116 90H118V89H115V91ZM120 90V89H119ZM129 90V89H128ZM132 90H134V89H132ZM131 90V91H132ZM147 90V89H146ZM151 90V89H150ZM155 89H154V91H156ZM164 90V91H165ZM168 90V89H167ZM181 90V89H180ZM179 90V91H180ZM183 90V89H182ZM200 90V89H199ZM206 90H203V91H205L206 92ZM223 90V89H222ZM228 90V91H229ZM2 91V90H1ZM31 91H29V93L31 94L32 92ZM35 91V90H34ZM80 91V90H79ZM93 91H96V90H93L92 89V91L91 92H93ZM106 92H107V90H105ZM130 91V90H129ZM129 91H127V93L128 94H131V93H129ZM135 91V90H134ZM139 90H137V94L139 95V93L138 92H140ZM187 91V90H186ZM202 91V90H201ZM202 91V92H203ZM207 91H209V90H207ZM212 91H214V90H211V92ZM217 91V90H216ZM220 91V90H219ZM225 92L227 91V90H224ZM3 92V91H2ZM5 92L6 91H4L3 93L5 94ZM13 92V91H12ZM16 92V91H15ZM19 92V91H18ZM37 92H39V90L37 91ZM62 92V91H61ZM64 92V91H63ZM65 92V93H66ZM81 92V91H80ZM101 92V91H100ZM112 92H114L113 91V89H112ZM111 92V93H112ZM122 92L123 91H119V93L120 94H122ZM148 93H151L152 91H150L149 92V90L147 91ZM157 92V91H156ZM162 92H163V90H162ZM167 92H169V91H167ZM166 92V93H167ZM182 92V91H181ZM181 92H178V94L180 95V93ZM184 92V91H183ZM210 92V93H211ZM215 92V91H214ZM213 92V94H215ZM229 92H231V94H232V91H229ZM228 92V93H229ZM14 93V92H13ZM12 93V94H13ZM42 93H44V92H42ZM47 93V92H46ZM46 93H45V98H46V96L48 97V95H50V94H48L47 93V95H46ZM58 93L60 94V92H56L55 94H57L58 95ZM66 93V94H67ZM76 93V92H75ZM84 93V92H83ZM82 92H81V94H83ZM96 93V95L98 96V92H95ZM95 93H93L94 94V96H95ZM110 93V92H109ZM115 93V92H114ZM118 92L116 93V94H119ZM123 93H125V92H123ZM171 92H169V95L170 96H172V93L170 94ZM185 94H188L187 92H184ZM207 93V92H206ZM209 93V94H210ZM220 93V92H219ZM29 94V95H30ZM37 93H35L34 94V92H33V96L34 95H36ZM51 94H54V93H51ZM80 94V93H79ZM80 94V97L82 96ZM88 94H91L92 95V93H88ZM101 94V93H100ZM106 93L105 92H103V94L100 96L99 95V97L100 98H103V100L105 99V97H104V95H105ZM107 94H108V92H107ZM136 94V95H137ZM155 93H153V95H154ZM174 95H175V93H173ZM183 94V93H182ZM189 94H190V92H189ZM188 94V95H189ZM198 94V93H197ZM199 94H201L202 95V93L200 92ZM198 94V95H199ZM208 94V95H209ZM217 94V93H216ZM8 95V97L9 96H14V95H10V92L9 93H7V94H5V96H7ZM16 95V94H15ZM25 95L26 96H28V93L26 94V92H25ZM32 95V94H31ZM39 95V94H38ZM44 95V94H43ZM70 95H71V93H70ZM78 95V94H77ZM111 95V94H110ZM110 95H107V96H109V98H110ZM122 95H124V94H122ZM126 95V94H125ZM137 95V96H138ZM142 95V93H140V96ZM145 95H147L148 96V94H145ZM150 95V94H149ZM163 95V94H162ZM168 95V94H167ZM173 95V96H174ZM179 95H178V97H179ZM187 95V96H188ZM205 95V94H204ZM220 95V94H219ZM222 95V94H221ZM220 95V96H221ZM224 95H226V93H224ZM2 96V95H1ZM4 96V97H5ZM21 96V95H20ZM24 96V95H23ZM22 96V99L24 98ZM25 96V97H26ZM42 96V95H41ZM53 96H55V95H53ZM52 96V97H53ZM68 97H69V95H67ZM72 96V98L74 97L73 95H71ZM70 96V97H71ZM83 96H85L84 94H83ZM88 95H86L85 97H84V99L86 98V100H84L83 98H81L82 99V101L84 102V103H86V101H87V103H88V100L90 99H88L87 100V97ZM96 96V97H97ZM106 96V97H107ZM114 96H116V95H114ZM119 96V95H118ZM155 96H157V95H155ZM177 96V95H176ZM181 96V95H180ZM183 96V95H182ZM185 97H186V99H187V96L186 95H184ZM193 96H189V98H191L192 99V101H193V99H196V97L197 96H195V98L193 97ZM211 96L213 97V95L211 94ZM214 96H216V95H214ZM228 96V94L226 95V97ZM15 97V96H14ZM13 97V98H14ZM30 97V96H29ZM28 97V98H29ZM32 97V96H31ZM35 97H37V95L35 96ZM35 97H33L34 98V100H35ZM58 97H60V96H58ZM58 97H55V98H58ZM90 97V96H89ZM112 97H113V95L111 96V101H114L113 99H116V98H113L112 99ZM117 97V96H116ZM123 97V99H125V97L127 98L128 96H122ZM122 97H121V99H122ZM133 97H135V95H133ZM149 97V96H148ZM164 97V96H163ZM199 97V96H198ZM219 97V96H218ZM221 97H223V96H221ZM230 97H232L231 95H230ZM3 98V96L1 97V99ZM6 98V97H5ZM19 98V97H18ZM33 98H30L29 100V102L31 103V102H34V100H33ZM38 98V97H37ZM92 98V97H91ZM99 98V99H100ZM108 98V97H107ZM106 98V99H107ZM108 98V99H109ZM117 98H119V97H117ZM137 98V97H136ZM140 98V97H139ZM144 98V97H143ZM147 98V97H146ZM152 98H153V96H152ZM158 98V97H157ZM156 98V99H157ZM166 98V97H165ZM167 98H170V97H167ZM166 98V99H167ZM182 98V97H181ZM213 98H215V97H213ZM225 98V96L223 97V99ZM17 99V98H16ZM40 99V98H39ZM51 99V98H50ZM53 99V98H52ZM51 99V100H52ZM81 99H80V101H81ZM108 99L106 100V101H108ZM109 99V100H110ZM122 99V100H123ZM129 99V98H128ZM134 99V98H133ZM141 99H142V97H141ZM155 99V98H154ZM160 99V98H159ZM161 99H162V97H161ZM164 99V98H163ZM172 100H174L173 98H171ZM205 99H207V98H205ZM208 99H210L209 97H208ZM225 99H227V98H225ZM230 99V98H229ZM6 100V99H5ZM19 100V99H18ZM25 100H27V98L26 99H24V103H25ZM45 100V99H44ZM43 100V101H44ZM49 100V99H48ZM51 100H50V102L49 103H52L51 102ZM54 100V99H53ZM67 100H68V98H67ZM71 100V99H70ZM75 100H76V98H75ZM91 100V99H90ZM89 100V101H90ZM93 100V99H92ZM92 100L90 101V102H92ZM98 100V99H97ZM117 100V99H116ZM127 100V99H126ZM136 101L138 100V98L137 99H135ZM135 100H133V102L135 101ZM143 100V99H142ZM145 100V99H144ZM143 100V101H144ZM149 100V99H148ZM148 100H146V101H148ZM151 100V99H150ZM149 100V101H150ZM165 100V99H164ZM183 100H185V99H183ZM187 100H189V99H187ZM197 100H199V98L197 99ZM196 100V101H197ZM202 100V99H201ZM211 100H212V98H211ZM7 101H9V100H7ZM12 101V100H11ZM23 101V100H22ZM38 101V100H37ZM37 101L35 100V102L37 103ZM39 101H41V100H39ZM38 101V102H39ZM55 101V100H54ZM105 101V100H104ZM125 101V100H124ZM124 101H122V102H124ZM140 101V99L138 100V102ZM152 101V100H151ZM150 101V102H151ZM176 101H177V99H176ZM179 101V100H178ZM186 101V100H185ZM184 101V102H185ZM192 101H190V102H192ZM206 101V100H205ZM213 101V100H212ZM221 101V100H220ZM2 102V101H1ZM10 102V101H9ZM13 102H17V101H14L13 100ZM34 102V103H35ZM44 102H46V101H44ZM71 102V101H70ZM89 102V103H90ZM95 102H99V100L98 101H95ZM101 102H103V101H101ZM119 102H121V101H119ZM138 102H135L136 104L138 103ZM145 102V101H144ZM155 102V101H154ZM194 102V101H193ZM200 102H202V101H199V103ZM213 102H217V101H213ZM5 103V102H4ZM4 103H3V105H4ZM8 103V102H7ZM12 103V102H11ZM19 103V102H18ZM17 103V104H18ZM27 103L28 102H26V106H27ZM43 103V102H42ZM41 102H40V104H42ZM67 103V102H66ZM65 103V104H66ZM72 103H73V101L71 102V105H72ZM93 103H94V101H93ZM100 103V102H99ZM106 103V102H105ZM104 103V104H105ZM125 103V102H124ZM132 103V102H131ZM140 103V102H139ZM138 103V104H139ZM146 103V102H145ZM147 103H149V102H147ZM146 103V105H148ZM152 103V102H151ZM158 103V100L156 101V103H154V104H157ZM165 103V102H164ZM164 103H162V104H164ZM176 103V102H175ZM195 103V102H194ZM199 103H197V104H199ZM203 103V102H202ZM206 103V102H205ZM211 104H213L212 102H210ZM222 103V102H221ZM236 105H235V104ZM1 104V103H0ZM6 104V103H5ZM16 104V106L18 107V105ZM20 104H23V103H20ZM29 104V103H28ZM32 104V103H31ZM30 104V105H31ZM37 104H39V103H37ZM63 104V103H62ZM75 104V103H74ZM78 104V103H77ZM76 104V105H77ZM82 104V103H81ZM101 104H103V103H101ZM107 104H109V103H107ZM106 104V105H107ZM113 104V103H112ZM117 104V103H116ZM118 104H120V103H118ZM159 104V103H158ZM177 104V103H176ZM175 104V105H176ZM182 104H183V102H182ZM187 104H189V102L187 103ZM187 104H185V106L187 105ZM197 104H194V105H197ZM210 104V105H211ZM218 104V103H217ZM216 104V108H217V105ZM220 104V103H219ZM224 104V103H223ZM225 104H226V102H225ZM7 105H9V104H7ZM7 105H5V108L6 107H8ZM12 105H13V103H12ZM30 105L28 106V107H30ZM33 105V104H32ZM51 105H55L54 103L53 104H48V106H50V107H54V106H51ZM59 105V104H58ZM60 105H61V103H60ZM64 105V104H63ZM69 105V104H68ZM127 105V104H126ZM132 105H134V103L132 104ZM161 105V104H160ZM174 104H172V106H175ZM179 105V104H178ZM209 105V104H208ZM209 105V106H210ZM215 105V104H214ZM11 105H9V107H10ZM15 106V105H14ZM20 107H21V105H19ZM25 106V104H24V108H22L23 107V105H22V107H21V109H27V108H25L26 107ZM46 107V109H48V107L45 105L44 106V104L43 105H41V107ZM66 106H67V104H66ZM66 106H63V108H62V106H60L61 108H62V110L66 107ZM80 106V105H79ZM83 107H84V109H85V106L84 105H82ZM89 106H90V104H89ZM93 106V105H92ZM99 106V105H98ZM98 106H96V107H98ZM109 106H111L110 104H109ZM122 106V105H121ZM136 106V105H135ZM167 106V109H168V105H166ZM177 106V105H176ZM193 106V104L191 103V107ZM200 106V105H199ZM202 106H204V105H202ZM222 106V105H221ZM246 106V107H247ZM8 107V108H9ZM12 107V106H11ZM32 107V106H31ZM34 107V106H33ZM40 106H38V108H39ZM69 107V106H68ZM75 107H77V106H75ZM81 107V106H80ZM94 107V106H93ZM123 107V106H122ZM147 107H149V106H147ZM150 107H152V106H150ZM156 107H158V105L156 106ZM161 107H162V105H161ZM169 107H170V104H169ZM178 107H180V106H178ZM188 107V106H187ZM187 107L186 108H184V110L186 109L187 110ZM197 107V106H196ZM195 107V108H196ZM227 107H229V105H227ZM243 107V106H242ZM37 107H36V111H40V109L42 110V108H39L38 109ZM55 109H56V107H54ZM60 108V109H61ZM90 107H88V109H89ZM101 108V107H100ZM99 108V109H100ZM102 108H104L103 106H102ZM102 108L100 109V110H102ZM119 108V107H118ZM124 108V107H123ZM126 108H128V107H126ZM126 108H124V109H126ZM140 108V107H139ZM139 108H138V110H139ZM153 109L155 108V106L154 107H152ZM171 108V110L174 108H172V107H170ZM182 109H183V107H181ZM189 108V107H188ZM203 108V107H202ZM206 108H208V107H206ZM226 108V107H225ZM239 108V107H238ZM255 108V109H256ZM4 109V108H3ZM9 109H11V108H9ZM12 109H13V107H12ZM19 110H20V108H18ZM29 109L30 108H28L27 110L29 111ZM46 109H44V110H46ZM50 110H51V108H49ZM53 109V108H52ZM59 109V108H58ZM57 109V110H58ZM71 110H72V107L70 108ZM80 109V108H79ZM81 109H83V108H81ZM83 109V110H84ZM87 109V108H86ZM85 109V110H86ZM91 109V108H90ZM99 109H94V110H98L99 111ZM107 109V108H106ZM113 108L111 107V111H113L112 110ZM133 109V108H132ZM131 109V107H130V109H126V110H129V111H134V110H132ZM142 110H144V109H146V110H148V108H144L143 109V106H142V108H141ZM150 109V108H149ZM157 109V108H156ZM160 109V108H159ZM162 109H163V107H162ZM175 109V108H174ZM197 110L198 109H201V107H198V108H196ZM196 109L194 110L193 109V111L195 112L196 111ZM214 109H215V106H214ZM213 109V110H214ZM228 109V108H227ZM15 110H17V108H15ZM15 110H13V116H14V111ZM35 110H33V112H35L36 113V115H40V113H38V112H36ZM44 110H42L41 111V114L44 112ZM71 110H69L70 111V113H71ZM78 110V109H77ZM116 110V109H115ZM122 110V109H121ZM136 108H135V112H136ZM152 110V109H151ZM169 110V109H168ZM171 110H170V112H171ZM180 110V109H179ZM185 110V111H186ZM190 110H191V112H192V109L190 108ZM189 110V111H190ZM203 110V109H202ZM206 110V109H205ZM204 110V111H205ZM211 110V109H210ZM210 110H209V112H210ZM24 111V110H23ZM60 111V110H59ZM88 111V110H87ZM104 112H105V110H103ZM102 111V112H103ZM120 111V110H119ZM118 111V112H119ZM125 111V110H124ZM149 111V110H148ZM147 111V112H148ZM153 111V110H152ZM160 112H161V110H159ZM165 111V110H164ZM173 111V110H172ZM175 111H176V109H175ZM174 111V112H175ZM198 111H200V110H198ZM203 111V112H204ZM212 111V110H211ZM224 111V110H223ZM2 112V111H1ZM0 112V114H2L3 115V112L1 113ZM12 112V111H11ZM20 112H21V110H20ZM29 112H31V110L29 111ZM46 113H43V115L45 114H47L48 115V113L50 112V111H45ZM48 112V113H47ZM62 112H65V111H62ZM62 112L60 111V113L62 114ZM67 112V111H66ZM65 112V113H66ZM79 112V111H78ZM83 112V111H82ZM80 113L81 115H82V118H81V120H86L87 121V119H88V117H87V119H83V113ZM94 112H96V111H94ZM93 111L91 112V115H89L90 114V112L87 114V116H92V113H94ZM101 112V111H100ZM99 112V113H100ZM115 112H117V111H115ZM117 112V113H118ZM141 112V111H140ZM145 112V111H144ZM146 112V113H147ZM154 112V111H153ZM157 112V111H156ZM156 112H155V114H156ZM163 112V111H162ZM176 112H178V111H176ZM175 112V114L173 113V112H171V113H173L174 115H176L177 113ZM194 112H192V113H194ZM203 112H201V113H203ZM247 112V111H246ZM258 112V111H257ZM6 113V112H5ZM26 115L28 114V113H26V112H24ZM32 113V112H31ZM38 113V114H37ZM51 113H52V111H51ZM65 113H64V115H65ZM87 113V112H86ZM98 113V114H99ZM107 113V112H106ZM112 113V112H111ZM125 113V112H124ZM128 113H131V112H128ZM148 113H150V112H148ZM147 113V114H148ZM159 113V112H158ZM187 113H188V110H187ZM201 113H199V115L201 114ZM206 112H204V114H205ZM212 113V112H211ZM210 113V114H211ZM214 113H216V112H213V114ZM224 112H222V114H223ZM238 113H239V111H238ZM252 113V112H251ZM17 114V113H16ZM15 114V115H16ZM25 114H23V115H25ZM50 114V113H49ZM61 114H59V116L60 117H57L56 116V118H63V117H65V116H61ZM68 114V113H67ZM67 114H66V116H67ZM73 114H75V117L73 116V118H76L77 117V113L74 111L73 112ZM72 114V115H73ZM84 114H85V112H84ZM95 114V113H94ZM103 114V113H102ZM108 114V113H107ZM119 114V113H118ZM118 114L116 115V113L113 115V118H114V116L116 115V116H118ZM132 114V113H131ZM131 114L129 115L128 114V116H130L131 117ZM134 114V113H133ZM164 114V113H163ZM169 114V113H168ZM184 114V113H183ZM185 114H186V112H185ZM189 114V113H188ZM209 114V113H208ZM235 114H237V113H235ZM245 114V113H244ZM6 115V114H5ZM35 115V114H34ZM35 115V116H36ZM45 116L47 119H48V116ZM52 115V114H51ZM57 115V114H56ZM71 115V116H72ZM81 115H78V116H81ZM100 115V114H99ZM104 115V114H103ZM102 115V116H103ZM111 114L109 113L108 114V116H110ZM125 115H126V117H127V111H126V114H124V117H125ZM134 115H136V114H134ZM138 115H139V113H138ZM143 116V114H142V112H141V114H140V116ZM153 115V114H152ZM162 114H160V116H161ZM173 115V116H174ZM191 115V114H190ZM194 116L195 115H197V111H196V114H193ZM212 115V114H211ZM225 115V114H224ZM238 115V114H237ZM247 115V114H246ZM259 115V114H258ZM32 116V115H31ZM34 116V117H35ZM40 116H42V115H40ZM50 116V115H49ZM53 116V115H52ZM70 116V114H69V117H71ZM112 116V115H111ZM110 116V117H111ZM122 116H123V112H122ZM133 116V115H132ZM142 116H141V118H142ZM145 116V115H144ZM156 116V115H155ZM166 116V115H165ZM179 116V115H178ZM180 116H183V118H184V115H180ZM179 116V117H180ZM193 116V117H194ZM215 116V115H214ZM251 116V115H250ZM254 116H257V114L256 115H253V116H251V118L253 117V118H256V117H254ZM19 117H21V116H19ZM23 117V116H22ZM21 117V118H22ZM29 117H30V115H29ZM39 117V116H38ZM44 117V116H43ZM51 117V116H50ZM55 117V116H54ZM53 117V118H54ZM94 117H96L95 115H94ZM101 116H99V118H100ZM119 117L120 116H118V118H116V119H119ZM129 117V118H130ZM136 117V116H135ZM146 117V116H145ZM151 117V116H150ZM150 117H148L149 119H150ZM171 117V116H170ZM170 117H169V120H171L172 121V119H170ZM175 117L176 116H174L173 118H174V120H176V123L178 122V123H180L179 121L180 120H177L179 117H177L176 119H175ZM205 117V116H204ZM217 117V116H216ZM221 117V116H220ZM222 117H224V116H222ZM7 118H8V116H7ZM10 118V117H9ZM16 118H17V116H16ZM27 118V117H26ZM32 118V117H31ZM36 118V117H35ZM35 118H33V119H35ZM56 118H54V119H56ZM72 118V117H71ZM78 118V117H77ZM80 118V117H79ZM84 118H86V116L84 117ZM109 118V117H108ZM108 118H106V119H108ZM129 118H127V119H129ZM132 118H133V123L135 122V124H137V126H138V123L136 122L138 119L137 118H134V117H131L130 119H131V122H132ZM138 118H139V116H138ZM141 118H139V119H141ZM152 118V117H151ZM155 118V117H154ZM157 118H158V116H157ZM156 118V119H157ZM166 118V117H165ZM183 118H181L182 119V123H183ZM186 118H187V116H186ZM192 118V117H191ZM195 118H196V116H195ZM213 118V117H212ZM218 118V117H217ZM247 118H248V116H247ZM3 119H5V118H3ZM15 119V118H14ZM24 118H22L21 120L22 121H24L23 120ZM40 119V118H39ZM44 119V118H43ZM91 119H97L96 121H98L99 119L98 118H91ZM106 119H102L103 121L105 120L106 121ZM115 119V120H116ZM121 119H123V118H121ZM126 119V118H125ZM124 119V120H125ZM129 119V120H130ZM134 119H136V121H134ZM144 118H142V120H143ZM147 119V118H146ZM149 119H148V121H149ZM163 119H164V117L160 120V121H163ZM168 119V118H167ZM167 119H165L164 120V122L167 120ZM200 119V118H199ZM201 119H203V117H201ZM201 119H200V121H201ZM206 119V118H205ZM204 119V120H205ZM216 119V118H215ZM219 119V118H218ZM1 120V119H0ZM5 120H7V119H5ZM19 121H20V119H18ZM30 120V119H29ZM36 120L37 119H35V123H36ZM46 120V119H45ZM61 120V119H60ZM60 120L59 119H57L56 121H58V122H60ZM72 120V119H71ZM70 120V123L72 122ZM80 120V119H79ZM109 120V119H108ZM107 120V121H108ZM114 120V121H115ZM124 120L122 121V122H124ZM141 120V121H142ZM158 120H159V118H158ZM174 120H173V122H174ZM196 120H198V119H196ZM204 120H202V121H204ZM209 120H211V119H209ZM208 120V122L207 123H210V121ZM225 120V119H224ZM224 120H223V122H224ZM236 120V119H235ZM251 120V119H250ZM257 120V119H256ZM9 121V120H8ZM26 121V120H25ZM40 121H44V120H40ZM48 121H50V120H48ZM52 121H53V119H52ZM55 121V120H54ZM55 121V122H56ZM63 120H61V123L64 125V123H66L67 122V124L69 123L68 121H69V119L68 120H66V119H64V123L62 122ZM94 121V120H93ZM114 121H111V122H114ZM118 121H120V120H118ZM127 121V120H126ZM140 121V122H141ZM144 121V120H143ZM146 121V120H145ZM151 121V120H150ZM149 121V122H150ZM154 121H156V120H154ZM160 121H159V123L158 124H160ZM171 121H169L168 122V125H170L171 124ZM188 121H190V123H191V120H188ZM201 121V122H202ZM227 121V120H226ZM6 122V121H5ZM18 122V121H17ZM21 122V121H20ZM38 122H39V120H38ZM55 122H53V123H55ZM87 122H89V120L87 121ZM87 122H86V124H87ZM116 122H117V120H116ZM129 122V121H128ZM130 122V123H131ZM152 122V121H151ZM186 122V121H185ZM201 122H198V123H195V124H200ZM228 122V121H227ZM227 122L225 123V124H227ZM9 123H11V122H9ZM23 123V122H22ZM25 124L27 123V122H24ZM34 123V124H35ZM43 124H41V125H44V126H42L41 127V125H40V127H41V131H42V133H41V135H39V136H37L38 134H36V136H32L31 134L34 132H31V134L29 133V132H27L28 131V129H26L27 131H25V130H23L22 128H21V126L18 124H16V122H15V124H14V122H13V124L11 123V125L12 126H10L8 129H7V133L5 132V133H1L0 132V264H147L148 263V261H146L147 259H145V258H151L152 256H154V255H152V253H151V251L152 250H157L156 248H154V249H150V250H148V249H146L145 250V248L144 247H147L148 245V242L145 240V239H147L148 237H149V235H151V234H146V235H148V236H146L145 235V233L147 232V230H150L151 231V229H147L148 227H150V225H155V227L152 229V235H153V237L155 238V239H159L160 241L159 242H161L162 244H163V246H164V249H163V251L165 250L166 251V253L165 252H163V251H161V255L162 254H168L169 256V258L170 259H172L173 260V262H174V264H243L242 263V261L243 260H245V259H249L248 261L250 262V259L252 260V259H254L253 261H259L260 263H264V218H263V220H261L260 222H256V228H255V230H253L254 228H252V226L250 227V228H252V229H249V230H253L252 232H247V234L249 233V235L250 236H252L251 238H252V240H251V238H247V237H245V239H242L240 242H239V244L235 247V248H233L231 251H228V254H227V260H221V261H217V259H218V257L221 255V253L223 252V251H226V249L230 246H232L235 242H238L241 238H242V236H243V234H244V232H242V230H244V228L243 227H241V228H243L242 230H240V229H238V230H240L239 232H237V234H234L235 236H233V239L231 238V241H229L228 240V237H227V240L229 241H225V243H228V244H224L222 247H219V251L218 252H215V254H212V252L211 253H209L207 250L208 249H210L211 247H213L214 245L213 244H215V241H214V243L212 244V246L210 247V244L209 243H206V242H204V240H202L203 238H202V236H205L204 238H208V236H209V234H210V232H207V230H209L210 228V226H212V225H210V224H215L214 225V228L213 227H211V228H213V230L212 231H215L216 230V228H218L219 227V229L221 228V227H223V225L220 227L219 226V224H221V223H225L226 224V222H225V217L227 216V215H229V213H228V211H229V208H231V204H230V207L228 208V211H227V207H225L226 206V204H229V203H231L230 201V197L231 196H233L232 194H230L231 196L229 197L228 195H227V193H226V190H225V188H224V185L223 184H221V183H223V181L221 182V183H214V184H217V185H212V183H210V186L208 185V187H209V191H208V193L210 194V196H211V204H205L206 202H204V200L205 199H203V197H204V195L206 196V193H204V191L202 192V193H204V195H203V197L201 198H198V199H196L195 201H197V204H198V206L199 207H202V209H201V211L203 210V212H200V213H203L202 215H203V219L201 218V216L199 217V218H195V216H192V220H191V222L193 221V217H194V223L193 224H189V225H183V224H185V221H184V223H183V220H187V218H183V215L181 216V215H179V214H181V213H179L178 211H180V210H178V208L180 209V208H183V207H179L178 205L179 204H177V206H178V208L176 209V210H178L177 212L179 213H175L174 214V212L173 211H175L174 209H172V210H170L171 208H169V207H171V206H169V207H167L168 209V211L166 210V212H164V213H159V211H158V204L160 203V202H158V201H156V199H160L161 201H163V198H164V201L165 202H167L168 203V201H166L165 200V197H168V196H166L170 191H172V190H170V188H169V192L166 194V193H162L165 197H162V196H159V198H153V196L152 197H150V196H148V195H139V196H134L135 197V199L134 200H137L138 199V201L141 199V202H142V208H144V210H146L145 212H147V214L146 215H142L143 213H140V211H139V207L138 206H134V211H131V209L130 210H128V208H130V204H132L133 202H131V201H133V199L132 200H130L133 196H130L129 195V193L128 194H126L125 193V195H124V192H122V190H121V188L119 187L118 188V195L116 196V197H114V196H108V194L111 192V190H110V192L108 193L107 191H108V189L109 188H106V186L107 185H105V187H103V183H102V181L103 182H107V184L108 183H111V182H109V179L107 178V177H109V176H107V175H110L111 174V177L113 176V172L112 171H108V163L110 162L109 161V159L107 160V158H110V156H108V155H111V154H108V151H107V156H105V154L101 151V150H103V148H105L106 149V146H108V145H105V147H103L100 151H101V154L98 152V154H99V157L100 158H103L102 160H104V158H106V161H108L107 162V168H106V161H105V163L104 164H100V163H96V161L97 160H99L98 158H97V160L95 159V157H97V156H93L94 157V160L91 158L92 156L90 155V157L89 158H87V159H85V163L84 162H82L81 161V158H83V156L81 155V158H79L80 156H78L77 155V151L79 150V149H83L84 151H86L87 149H91L90 148V145H86L85 144V141H86V138L87 137H85L84 135H78L79 133H76V132H74V131H68V129L70 130L71 128H68V129H64L65 127H66V125L67 124H65V126H64V128H55V127H57V126H55V125H49L48 123H47V120H46V122L45 123H47L48 124V126H45L46 124L44 123V122H42ZM52 123V122H51ZM70 123L68 124V125H70ZM74 123H76V121H74ZM78 123V122H77ZM94 123L95 122H93L92 124H93V126H94ZM104 123H106V122H104ZM126 123V122H125ZM166 123H167V121H166ZM165 123V124H166ZM170 123V124H169ZM176 123L174 124V123H172L173 125H176ZM182 123H181V125H182ZM187 123V122H186ZM214 123H216V122H214ZM218 123V122H217ZM221 123H222V120H221ZM220 123V124H221ZM6 124H7V122H6ZM24 124V125H25ZM33 124V125H34ZM40 124V123H39ZM39 124H37V126L39 125ZM56 124H57V122H56ZM73 124V122L71 123V125ZM97 124V123H96ZM95 124V125H96ZM100 124V123H99ZM107 124V123H106ZM106 124H104V127H105V125ZM113 125V123H110V125ZM119 124V123H118ZM118 124H116V126L118 125ZM124 124V123H123ZM151 124V123H150ZM153 124V126L152 127H155V125H154V122L152 123ZM162 124V123H161ZM165 124L164 125H159L160 127H162V129H163V126H165ZM204 124H206V123H204ZM219 124V123H218ZM229 124H230V122L228 123V127H229ZM247 124V123H246ZM22 125V124H21ZM27 125H29V124H27ZM31 125V124H30ZM67 125V126H68ZM70 125V126H71ZM88 125V124H87ZM129 125H132V126H134L133 124H129ZM157 125V124H156ZM178 125V124H177ZM188 125V124H187ZM190 125H192V124H190ZM194 125V124H193ZM213 126H215L216 128H217V126H219V127H221L222 126V124L221 125H215V124H212ZM211 125V126H212ZM254 125V124H253ZM8 126V125H7ZM36 125H35V127H37ZM49 126H52V129L51 128H48ZM53 126H54V129H53ZM74 126V125H73ZM78 126V125H77ZM76 126V127H77ZM85 126V125H84ZM84 126H83V124L81 125V127H83L84 128ZM90 126V125H89ZM88 126V127H89ZM101 126V128H102V125H100ZM136 126V125H135ZM140 126V125H139ZM143 126H144V124H142V128H143ZM148 127H149V125H147ZM145 127V129H146V131H144V132H147V130L148 129H150V128H148V127ZM167 126V125H166ZM184 126V125H183ZM183 126H182V128L180 127V124H179V126L178 127H180L181 129H184L183 128ZM189 126V125H188ZM199 126H201V124L199 125ZM202 126H203V124H202ZM205 126V125H204ZM207 126V125H206ZM223 126H225V125H223ZM223 126H222V128H223ZM240 126H243V125H240ZM0 127H1V123H0ZM2 127H4V125L2 126ZM27 127V126H26ZM76 127H74V129L76 128ZM86 127V126H85ZM88 127H86V128H88ZM95 128L96 127H99V125L97 126H94ZM111 127V126H110ZM109 127V125H107V129L108 128H110ZM117 127H119V125L117 126ZM175 127H177V126H175ZM186 127V126H185ZM190 127V126H189ZM196 127V126H195ZM195 127L193 128V129H195ZM230 127H232L231 125H230ZM258 127V126H257ZM28 128H30V126H28ZM33 128H34V126H33ZM80 128V126L78 127V129ZM113 128V127H112ZM116 128V127H115ZM120 128V127H119ZM118 128V130H120ZM141 128V129H142ZM157 128H159V127H157ZM170 128H172V126L170 127ZM200 128V127H199ZM203 128V130H204V128L205 127H202ZM209 128V127H208ZM216 128H213L212 127V130L213 129H216ZM1 129H3V128H1ZM4 129H6L5 127H4ZM35 129V128H34ZM33 129V130H34ZM77 128L75 129V130H77V131H79ZM89 129V128H88ZM87 129V130H88ZM92 129V128H91ZM94 129V128H93ZM92 129V130H93ZM97 129V128H96ZM106 129V130H107ZM126 129H127V127H126ZM129 129V128H128ZM127 129V130H128ZM134 129H136V128H134ZM140 129V130H141ZM155 129V128H154ZM161 129V128H160ZM167 129H169V127L167 128ZM173 129H174V127H173ZM178 129V128H177ZM177 129H176V131L175 132H177ZM186 129L188 130V128L186 127ZM191 129V128H190ZM193 129H191L190 131L192 132L193 131ZM197 129V128H196ZM206 129V128H205ZM210 130H211V128H209ZM226 129H228L227 128V126H226ZM230 129V128H229ZM228 129V130H229ZM246 129H248L247 127H246ZM35 130H37V129H35ZM65 130V131H64ZM67 130V131H66ZM73 130V129H72ZM86 130V129H85ZM99 130H102V129H100L99 128ZM109 130V129H108ZM114 130V129H113ZM123 130V129H122ZM122 130H120V131H122ZM132 130V129H131ZM138 130V129H137ZM140 130H138L137 131V135H136V133H135V135L136 136H138V132H140ZM158 130V129H157ZM157 130H154L153 131V129H152V131L154 132L153 134L156 136V138H157V135L159 134L158 132V134L155 132V131H157ZM164 130V129H163ZM163 130H161V131H163ZM180 129H178V131H179ZM200 130V129H199ZM209 130V131H210ZM224 130V129H223ZM237 130V129H236ZM252 130V129H251ZM30 131V130H29ZM32 131V130H31ZM40 131V130H39ZM38 131V132H39ZM82 131H84V130H82ZM81 131V132H82ZM94 131V130H93ZM103 131H105L104 129H103ZM103 131H101L102 132V134L104 133ZM124 131H126V130H124ZM129 131V130H128ZM151 130H149L148 132H150ZM159 131V130H158ZM161 131H160V133H161ZM171 131V130H170ZM169 131V132H170ZM181 131H183V130H181ZM196 131V130H195ZM216 131H218V130H216ZM244 131V130H243ZM246 131V130H245ZM255 131V130H254ZM262 131V130H261ZM260 130L258 131V134H259V132H261ZM80 132V133H81ZM86 132V131H85ZM89 132V131H88ZM91 132V131H90ZM89 132V133H90ZM98 132V131H97ZM97 132H95V133H97ZM131 132V131H130ZM134 132H136L135 130L133 131V133ZM142 132V131H141ZM141 132H140V134H141ZM147 132V133H148ZM166 132V131H165ZM165 132H164V134H165ZM169 132L168 133H166V135H167V137L170 135V134H175V135H177L175 132L174 133H170L169 134ZM185 132V131H184ZM188 132H189V130H188ZM198 132V131H197ZM204 132V131H203ZM211 132H213V131H211ZM219 132V131H218ZM229 132V131H228ZM247 132H248V130L244 133V132H241V130H240V132H239V129H238V133L240 134V133H244V138H246V135L245 134H247ZM35 133V132H34ZM92 133V132H91ZM90 133V135H92ZM125 133V132H124ZM180 133V132H179ZM178 133V134H179ZM196 133V132H195ZM205 133V132H204ZM214 133V132H213ZM220 133V132H219ZM224 133H226V132H224ZM231 133V138H234V137H232V132H230ZM229 133V134H230ZM238 133H236V131H235V134H238ZM251 133V132H250ZM250 133H249V136L247 137L248 138V140L250 139V138H252V136H253V134H252V136L250 137ZM82 134V133H81ZM87 135H88V133H86ZM98 134V133H97ZM109 134V133H108ZM122 134V133H121ZM120 134V135H121ZM127 134V133H126ZM139 134V135H140ZM144 134V133H143ZM142 134V135H143ZM149 134L151 135L152 134V132H150V133H148L146 136L147 137H149ZM153 134H152V136H153ZM157 134V135H156ZM181 134V133H180ZM183 134H185V133H183ZM189 134H191V133H189ZM206 134V133H205ZM209 134V133H208ZM207 134V135H208ZM229 134H227V136H229ZM233 134H234V131H233ZM234 134V135H235ZM255 134H257V130H256V133ZM35 135V134H34ZM94 135V134H93ZM100 135V134H99ZM106 137L107 136H110V135H107V134H104ZM103 135V136H104ZM124 135V134H123ZM128 135V134H127ZM195 135V134H194ZM206 135V139L205 140H207V136ZM209 135H211V133L209 134ZM213 135V134H212ZM233 135V136H234ZM113 136V135H112ZM115 136H117V135H115ZM129 136H131V135H129ZM128 136V137H129ZM135 136V137H136ZM145 136V135H144ZM143 136V137H144ZM161 136V135H160ZM162 136H164L163 135V133H162ZM171 136H174V135H171ZM178 136V135H177ZM180 136V135H179ZM178 136V137H179ZM182 136V135H181ZM205 136V135H204ZM214 136H215V134H214ZM222 136V135H221ZM226 136V137H227ZM239 136H241V135H239ZM254 136H256V135H254ZM253 136V137H254ZM259 136V135H258ZM261 136V135H260ZM91 136H89V138H90ZM96 137V136H95ZM98 137V136H97ZM101 135H100V139H101ZM114 137V136H113ZM113 137H109V138H113ZM120 137V136H119ZM118 137V138H119ZM122 137V136H121ZM134 137V136H133ZM134 137V142H135V139H137V138H135ZM146 137V138H147ZM178 137H176V139H175V137H174V139L175 140H177L178 141ZM182 137H184V136H182ZM195 137V136H194ZM193 136H192V138L191 137H189V138H191V139H193L194 138ZM201 137H203V136H201ZM212 137V136H211ZM217 137V136H216ZM216 137H213V138H216ZM94 138V137H93ZM92 138V139H93ZM102 138H104V137H102ZM114 138H116L117 139V137H114ZM150 138H151V136H150ZM155 138V137H154ZM165 139H166V136L164 137ZM172 138V137H171ZM178 138V139H177ZM198 138H200V137H198ZM204 138V137H203ZM219 138V137H218ZM230 138V139H231ZM235 138H238V136L237 137H235ZM246 138V139H247ZM88 139V138H87ZM100 139H99V141H100ZM116 139L114 140V143L116 144V143H118V141H116ZM121 139V138H120ZM124 139V138H123ZM123 139H121V141L123 140ZM128 139H131V138H128ZM157 139H159V135H158V138ZM156 139V140H157ZM173 139V140H174ZM186 139H188V138H186ZM191 139H188L189 141L191 140ZM211 139V138H210ZM227 139V138H226ZM239 139V138H238ZM238 139H236L237 140V142L239 143V141H238ZM246 139H243L244 141L246 140ZM252 139H255V138H252ZM258 139V138H257ZM125 141H126V139H124ZM123 140V141H124ZM138 140V143L140 142L139 141V138L137 139ZM137 140H136V142H137ZM150 140V139H149ZM149 140H146V141H149ZM154 140V139H153ZM167 140V139H166ZM169 140H171L172 141V139H169ZM205 140H204V142H205ZM212 140V139H211ZM222 140H223V138H222ZM233 140H235V139H233ZM242 140V141H243ZM91 141V140H90ZM97 141V140H96ZM95 141V142H96ZM103 141V140H102ZM105 141V140H104ZM113 141V140H112ZM116 141V142H115ZM129 141V140H128ZM152 141V140H151ZM150 141V142H151ZM161 141V140H160ZM163 142H164V140H162ZM162 141H161V143H158V144H162ZM183 141H184V139H183ZM182 141V142H183ZM188 141V142H189ZM195 141V140H194ZM197 141V140H196ZM208 142H211L209 139L207 140ZM213 141H214V139H213ZM212 141V142H213ZM216 141V140H215ZM214 141V142H215ZM219 141V140H218ZM225 141V140H224ZM241 141V143H243ZM91 142H93V140L91 141ZM142 142H144V138H143V140H141V144H142ZM156 142H159V140H157ZM168 142V141H167ZM166 142V143H167ZM179 142V141H178ZM178 142H177V144H178ZM186 141H184L183 143H185ZM191 142V141H190ZM202 142H203V140H202ZM201 142V143H202ZM208 142H206V145L208 146L209 144H208ZM212 142H211V144H212ZM220 142H222V141H220ZM228 142V141H227ZM231 142H232V139H231ZM237 142H236V145H237ZM253 141H251V143H252ZM255 142V141H254ZM264 142V141H263ZM87 143V142H86ZM90 143V142H89ZM119 143H120V141H119ZM118 143V144H119ZM122 143H124V142H122ZM130 144H131V142H129ZM129 143H127V144H129ZM133 143V142H132ZM138 143H136L137 145H138ZM154 143L155 142H153V145H154ZM171 143V142H170ZM169 143V144H170ZM181 143V142H180ZM179 143V144H180ZM197 143V142H196ZM198 143H200V141L198 142ZM197 143V144H198ZM250 143V144H251ZM37 144V145H36ZM94 144H96V143H94ZM93 144V145H94ZM141 144H139V145H141ZM149 144V143H148ZM172 144V143H171ZM174 144H175V142H174ZM178 144V145H179ZM191 144V143H190ZM195 144V143H194ZM204 144V143H203ZM210 144V145H211ZM230 144L231 143H229L228 145L230 146ZM263 144V143H262ZM97 145V144H96ZM98 145H99V143H98ZM97 145V146H98ZM104 145V144H103ZM122 145H124V144H122ZM133 145V144H132ZM150 146H151V144H149ZM149 145H147V149L149 150H151V148H149L148 146ZM153 145H152V147H153ZM157 144H155V146H156ZM165 145V143H163V147L162 148H165V149H167V146L165 147L164 146ZM178 145H176V148L178 147ZM184 145V144H183ZM198 145H200V144H198ZM216 145H220V144H215V145H211L212 146V148H213V146H216ZM225 145H227V144H225ZM232 145H234V146H236L235 145V143L234 144H232ZM239 145V144H238ZM96 146V147H97ZM125 146H127V145H125ZM146 146V144H144V147ZM172 146H175V145H172ZM182 146V145H181ZM196 146V145H195ZM195 146H193V147H195ZM206 146V147H207ZM210 146V147H211ZM224 146V145H223ZM233 146V147H234ZM252 146V145H251ZM258 146V145H257ZM100 148H101V145L99 146ZM112 147V146H111ZM111 147H109V148H111ZM130 147H132V146H130ZM139 147V146H138ZM160 147V146H159ZM158 147V149L159 150H161L160 148ZM169 147L170 146H168V149H169ZM183 147H185V146H182V148L181 147H179V148H181V150L183 149ZM186 147H187V145H186ZM185 147V148H186ZM189 148H190V146H188ZM192 147V148H193ZM200 147V146H199ZM203 147H204V145H203ZM205 147V150L207 149ZM220 147V146H219ZM226 147V146H225ZM224 147V148H225ZM240 147H243V146H241V144H240ZM239 147V148H240ZM246 147H249V146H247L246 145ZM246 147H245V149H246ZM254 147V146H253ZM252 147V148H253ZM119 148V147H118ZM121 148H122V146H121ZM126 148V147H125ZM127 148H129V147H127ZM133 148V147H132ZM146 148V147H145ZM157 148V147H156ZM171 148V147H170ZM173 148V147H172ZM215 148V147H214ZM218 148V147H217ZM223 148V147H222ZM236 148V147H235ZM258 148V147H257ZM95 149H97V148H95ZM94 147H93V152H94ZM107 149H108V147H107ZM106 149V150H107ZM116 149H117V146H116ZM146 149V150H147ZM164 149V151L162 152L161 151V153L158 155L157 153V155L158 156H156V158L154 159V161H153V166H154V168L156 167V169H158L159 171H169V170H174V171H176V172H179V171H182V170H184L187 166H188V168L189 169H191L190 167H189V165H191L190 163V158L188 157V156H190V155H188V154H190L191 152L189 151V149H188V151L190 152V153H188V152H186V153H188L186 156L182 153V151H178V150H165ZM196 149H197V147L194 149L195 150V153H196ZM199 149V148H198ZM210 149V148H209ZM208 149V150H209ZM243 149V151L245 150L244 148H242ZM247 149H251V148H247ZM105 150V151H106ZM108 150H110V149H108ZM111 150H115V149H111ZM110 150V152L109 153H111L112 151ZM118 150V149H117ZM121 149H119L118 151H120ZM123 150V149H122ZM126 150V149H125ZM147 150V151H148ZM156 150V149H155ZM154 150V151H155ZM184 150V149H183ZM193 149H192V151H194ZM204 150V149H203ZM212 150V149H211ZM215 150V149H214ZM230 150L231 149H229V152H230ZM236 150H238V147H237V149ZM249 150L248 151H245V153L246 152H249ZM82 150H80V152H81ZM83 151V152H84ZM116 151V150H115ZM124 151V150H123ZM133 152H134V150H132ZM131 151V152H132ZM140 150H138V152L137 153H140L141 154V152H139ZM153 151V152H154ZM200 151H201V149H200ZM207 151V150H206ZM206 151H204V152H206ZM210 151V150H209ZM219 151V150H218ZM221 151H224V150H221ZM226 151H228V147H227V150ZM231 151H233V150H231ZM252 151H254V150H252ZM97 151H95L94 153H96ZM126 152V151H125ZM124 152V153H125ZM128 152V151H127ZM131 152H130V154H131ZM148 152H150V151H148ZM148 152H146V153H148ZM202 152V151H201ZM215 152H216V150H215ZM215 152H213L214 154H211V155H215L216 153ZM255 152V151H254ZM258 152H260V151H258ZM104 155H103V154ZM113 153H116V152H113ZM123 153V152H122ZM123 153V154H124ZM193 153V152H192ZM191 153V154H192ZM208 153V152H207ZM210 153V152H209ZM219 153H221V152H219ZM224 153V152H223ZM227 153V152H226ZM235 153H236V151H235ZM242 153V152H241ZM78 154H79V152H78ZM82 154V153H81ZM118 154H120L119 152H118ZM123 154H120V155H123ZM156 154H154V155H156ZM206 153H204V155H205ZM262 154H263V152H262ZM261 154V155H262ZM80 155V154H79ZM96 155V154H95ZM114 155V154H113ZM113 155H111V156H113ZM115 155H117V154H115ZM128 156L129 154H126L125 153V156ZM134 154H132V156H133ZM137 155H139V154H137ZM144 155H145V153H144ZM147 155H149V154H147ZM152 155H153V153H152ZM197 155V154H196ZM203 155V156H204ZM210 155V156H211ZM218 155V154H217ZM222 155V154H221ZM231 155H233V152H232V154ZM230 155V156H231ZM246 155V154H245ZM244 155V156H245ZM252 155V153H249V156H251ZM253 155H255L256 156V154H253ZM119 156V155H118ZM131 156V157H132ZM136 156V155H135ZM146 156V155H145ZM150 156V155H149ZM195 156V155H194ZM193 155L191 156L192 158H196V157H194ZM220 156V154L218 155V159L217 160H219V157ZM224 156H225V154H224ZM226 156H228V155H226ZM234 156V155H233ZM232 156V157H233ZM237 156H238V154H237ZM236 156V157H237ZM254 156V157H255ZM262 156H264V155H262ZM84 157H85V155H84ZM121 157V156H120ZM123 157V156H122ZM130 157V156H129ZM208 157H209V155H208ZM208 157L206 156V158L208 159ZM236 157H234V160H235V158ZM253 156L250 158V160L253 158L255 161L257 160V157H259V156H257L256 157V159L254 158ZM261 157V156H260ZM113 158L115 159V157L113 156ZM118 158V157H117ZM117 158H116V160H117ZM134 158V157H133ZM135 158H139V157H135ZM141 158V157H140ZM143 158H145V157H143ZM148 160H149V157H146ZM151 158V157H150ZM154 158V157H153ZM152 158V159H153ZM189 158V159H188ZM205 158V159H206ZM210 158V157H209ZM231 158V157H230ZM240 158V157H239ZM245 158H247V156L245 157ZM244 158V159H245ZM249 158V157H248ZM111 159H112V157H111ZM120 159H123L124 160V157L123 158H120ZM127 159H129V158H127ZM127 159H125V160H127ZM142 159V158H141ZM147 159H145V160H147ZM193 159V160H194ZM206 159V161L208 162V160ZM211 159H213V161H211V164H212V162H214V158H211ZM223 159V158H222ZM221 158H220V160H222ZM242 159V158H241ZM240 159V160H241ZM252 159V160H253ZM259 159V158H258ZM96 160V161H95ZM124 160V161H125ZM130 160V159H129ZM135 160H137V159H135ZM197 160H198V155H197ZM197 160H196V163H197ZM200 160V159H199ZM202 160H203V158H202ZM219 160V161H220ZM229 160V159H228ZM232 160V159H231ZM233 160V161H234ZM237 160V159H236ZM240 160H239V162L238 161H235V162H238L239 164H240ZM249 160V159H248ZM248 160H246V162L245 163H247V162H249ZM253 160V161H254ZM261 159H259V161H260ZM100 161H101V159H100ZM115 161V160H114ZM124 161H123V163H124ZM140 161V160H139ZM138 161V162H139ZM142 161V160H141ZM205 161V160H204ZM209 161H210V159H209ZM224 161V160H223ZM223 161L222 162H220V163H222V165H223ZM242 161H243V159L241 160V163H242ZM104 162V161H103ZM194 163H195V161H193ZM251 162V161H250ZM257 162H258V160H257ZM81 163H83L86 167H83V166H81ZM113 163V162H112ZM111 163V164H112ZM115 163H117V165H114L113 164V166H115V168H116V166L118 167V160L117 161H115ZM123 163H121V165H123ZM127 163V162H126ZM128 163H129V161H128ZM128 163H127V167H128ZM133 163V162H132ZM195 163V164H196ZM206 163V162H205ZM205 163H200L199 164V167H201V165L202 164H205ZM210 163V162H209ZM218 163V162H217ZM217 163H213L214 165H216ZM238 163H236V167H237V164ZM260 163V162H259ZM261 163H263V162H261ZM82 164V165H83ZM144 164V163H143ZM189 164V165H188ZM207 164V163H206ZM206 164L204 165V167H203V165H202V167L203 168H205V166H206ZM213 164H212V166H213ZM229 164H231V163H229ZM232 164H234V163H232ZM255 164V163H254ZM252 164L253 165V167L257 164ZM131 165V163L129 164V166ZM194 164L192 163V169H193V167L195 168V170H196V165H194ZM208 165V164H207ZM242 165H244V163L242 164ZM251 165V166H252ZM112 166V167H113ZM125 166V165H124ZM227 166V165H226ZM226 166H223V168L225 169V167ZM230 166V165H229ZM250 166V167H251ZM261 166V165H260ZM120 167H122V166H120ZM131 167V166H130ZM132 167H134V166H132ZM140 167V166H139ZM198 167V166H197ZM198 167V168H199ZM202 167L200 168V169H202ZM208 167V166H207ZM210 167V166H209ZM221 166H219L218 167V164H217V167H216V169H217V172H218V168H220ZM239 167V166H238ZM237 167V168H238ZM244 167V166H243ZM246 167V166H245ZM119 168V167H118ZM125 168V167H124ZM143 168V167H142ZM142 168H140V169H142ZM187 168V169H188ZM197 168V169H198ZM255 168V167H254ZM258 168V167H257ZM109 169H111V166H110V168ZM152 169V168H151ZM198 170V171H203V170ZM223 169V171H222V169H221V172H227V171H225ZM241 170L243 169V168H240ZM260 169V168H259ZM264 169V168H263ZM136 170H137V166H136ZM145 170V169H144ZM194 170V169H193ZM209 170H211V169H209ZM220 170V169H219ZM232 170V169H231ZM245 170V172H246V177H245V179H250V180H252V179H256L257 177H258V175L257 176H255L254 175V173H255V171H253V170H255V169H252V168H249V167H247L246 169H244ZM261 170V169H260ZM153 171V170H152ZM197 171V170H196ZM197 171V172H198ZM208 171V170H207ZM235 171V170H234ZM234 171H232V172H234ZM250 171H252V172H254L253 174L250 172ZM264 171V170H263ZM263 171H260L259 173H264ZM111 172V173H110ZM144 172H146V171H144ZM144 172H140V170L138 171H127V172H125V175H124V177H123V180L122 181H124V180H127V182H125L124 181V183H125V185H122V186H126V184H127V186H131L130 188H132L131 190H133L134 191V189L136 188L135 187V185L137 184V183H140V185L141 184H143V185H146L148 182H149V184H147L146 185V187L145 188H149V189H155V192L156 191H158L157 190V187H159V188H161V186L160 185H163L164 183H162V184H160L159 186H157V185H154V186H151V182L153 181L154 182V180H157V179H155V176H154V174H150V172H149V174H147V173H144ZM148 172V171H147ZM175 172V173H176ZM185 172V171H184ZM195 172V171H194ZM212 172V171H211ZM231 172V171H230ZM240 172V174L242 173L241 171H239ZM244 172V173H245ZM248 172V173H247ZM108 173H110V174H108ZM121 173V172H120ZM172 173V172H171ZM174 173V172H173ZM173 173L171 174V175H173ZM198 173H200V172H198ZM203 173H205V172H203ZM207 174L206 175H208V174H210V172L208 173V172H206ZM236 173H238V171H236ZM117 174H118V176H119V173L117 172ZM156 174V173H155ZM184 173L182 172V175H183ZM190 174V175H189ZM188 175L191 177V171H190V173H189ZM194 174H196V173H194ZM193 174V172H192V175H194ZM200 174H202V173H200ZM215 174V173H214ZM220 174V173H219ZM219 174H218V176H217V174H216V177L218 178L219 177ZM225 174V173H224ZM227 174H229L228 172H227ZM234 174V173H233ZM243 174V173H242ZM256 174H257V171H256ZM114 175H115V173H114ZM161 175V174H160ZM165 175L166 176H168L166 173H165ZM164 175V176H165ZM176 175V174H175ZM180 175V174H179ZM181 175V176H182ZM184 175H187V172H186V174H184ZM184 175H183V177H184ZM203 175V174H202ZM211 175V174H210ZM236 175V174H235ZM234 175V176H235ZM239 175V174H238ZM116 176V175H115ZM159 176V175H158ZM162 176V175H161ZM188 176V177H189ZM222 176V175H221ZM237 176V175H236ZM240 176V175H239ZM243 176H245V175H243ZM242 176V177H243ZM259 176H261V175H259ZM117 177V176H116ZM175 177V176H174ZM173 177V178H174ZM187 177V176H186ZM188 178V179H191V178ZM193 177V176H192ZM203 177H204V175H203ZM226 177V176H225ZM225 177H223L222 176V178H225ZM230 177V176H229ZM229 177H227V178H229ZM231 177H232V175H231ZM242 177H239V179H243ZM118 178V177H117ZM126 178V179H125ZM163 178V177H162ZM197 178H199V177H197ZM204 178H207V177H204ZM210 178V177H209ZM119 179V181H121ZM163 179H165V177L163 178ZM162 179V180H163ZM169 179V178H168ZM167 179V180H168ZM176 180H178V179H180V178H175ZM203 179V178H202ZM201 179V180H202ZM208 179V178H207ZM211 180H212V178H210ZM226 179V178H225ZM232 179V178H231ZM234 179V178H233ZM232 179V180H233ZM263 182H262V184L264 185V176H261V178H260ZM161 180V179H160ZM176 180H175V183H176ZM182 180V179H181ZM185 180V179H184ZM200 180V182L202 183V181ZM210 180V181H211ZM219 180V179H218ZM229 180V179H228ZM227 180V181H228ZM172 181H173V179H172ZM179 181V180H178ZM177 181V182H178ZM190 181V183H191V187H192V189H193V187L194 186H192L193 184H192V181L194 182V180H189ZM196 181H199V180H197L196 179ZM195 181V186L200 190V188H199V184L200 183H198V182H196ZM203 181H206V180H203ZM220 181H221V178H220ZM227 181L225 182V183H227ZM230 181V180H229ZM243 180H235L234 179V181H231V182H229V183H227L228 185H229V187H231V188H233V186H242L243 187V185L245 184L244 183V181L242 182ZM253 181V180H252ZM256 181V180H255ZM170 182V181H169ZM181 182V181H180ZM183 182V181H182ZM186 182V181H185ZM213 182V181H212ZM216 182V181H215ZM117 183H120L121 184V182H117ZM123 183V182H122ZM123 183V184H124ZM171 183V182H170ZM174 183V182H173ZM172 183V184H173ZM184 183V182H183ZM182 183V184H183ZM250 183H252V182H249L248 184H250ZM254 183H256V185L255 186H257V184H258V182H254ZM129 184V185H128ZM165 184H167V186H168V183H165ZM178 184V183H177ZM176 184V185H177ZM187 183H185V185H186ZM261 184V185H262ZM111 185V184H110ZM138 185V184H137ZM136 185V186H137ZM171 185V184H170ZM174 185V184H173ZM173 185H171V186H173ZM179 185V188H180V184H178ZM201 185V184H200ZM251 186H253L252 184H250ZM262 185V186H263ZM120 186V185H119ZM139 186V185H138ZM137 186V187H138ZM182 186V185H181ZM260 185H258V188H262V187H259ZM114 187V186H113ZM112 187V188H113ZM141 187V186H140ZM143 187V186H142ZM153 187V188H152ZM165 186H163V188H164ZM168 187H170V186H168ZM174 187V186H173ZM186 187V186H185ZM203 187V189H204V186H202ZM207 187V186H206ZM229 187H228V189H229ZM244 187H245V185H244ZM250 187V186H249ZM126 188V187H125ZM128 188V187H127ZM126 188V189H127ZM144 188V187H143ZM143 188H139L138 187V189L141 191V189H143ZM163 188H161V190H163ZM230 188V191L231 190H233L234 191V189H236V188H233V189H231ZM240 188V187H239ZM258 188H257V190H258ZM263 188H264V186H263ZM138 189H135V191H137ZM171 189H173L172 187H171ZM184 189H186V188H184ZM192 189H191V191H192ZM244 189V188H243ZM113 190H116V188L114 187V189ZM124 190V189H123ZM145 190H147V189H143V191H145ZM168 190V189H167ZM177 190V189H176ZM176 190H174V191H176ZM182 190V189H181ZM197 190V189H196ZM195 190V191H196ZM198 190V191H199ZM245 191H246V189H244ZM249 190H251V188L249 189ZM256 190V188L254 187V190L253 191H255ZM260 190V189H259ZM128 191H129V189H128ZM142 191V192H143ZM174 191H172L173 193H174V195L176 194ZM195 191H193V192H195ZM206 191V190H205ZM236 191V190H235ZM248 191V190H247ZM147 192V191H146ZM145 192V193H146ZM150 192V191H149ZM197 192V191H196ZM200 192V194H201V191H199ZM241 192L242 193H245V194H243V195H245L246 196V192H243L242 191V189H241ZM240 192V193H241ZM251 192H252V190H251ZM260 192V191H259ZM105 193V194H104ZM108 193V194H107ZM115 193V192H114ZM123 193V194H122ZM135 193V192H134ZM141 193V192H140ZM148 193V192H147ZM157 193V192H156ZM171 193V192H170ZM169 193V194H170ZM187 193H190V194H192L193 195V193H191L190 192V189L188 190V192ZM198 193V192H197ZM196 193V194H197ZM236 193V192H235ZM235 193H234V195H235ZM254 193V192H253ZM103 194V196H104V198H103V196H101ZM130 194H132L131 192H130ZM161 194V195H162ZM177 194H178V192H177ZM199 194V193H198ZM237 194H239V193H237ZM112 195H114V194H112ZM135 195H138V192L137 193H135ZM157 195H158V193H157ZM156 195V196H157ZM184 195V194H183ZM183 195H178V197H182ZM251 195V194H250ZM249 195V196H250ZM253 195V194H252ZM148 196V197H147ZM185 196H186V202H187V196L189 197L190 195H186L185 194ZM184 196V197H185ZM249 196H248V198H249ZM158 197V196H157ZM162 199H161V198ZM169 197H172V196H169ZM181 198V199H184L185 200V198ZM192 197H194V196H192ZM191 196L189 197V198H192ZM207 197H209V195L207 194ZM236 197H237V195H236ZM236 197H234V198H236ZM259 197V196H258ZM260 197H262V194H261V196ZM137 198V199H136ZM140 198V199H139ZM197 198V197H196ZM206 198V197H205ZM231 198H233V197H231ZM233 198V199H234ZM238 198H241L240 196L238 197ZM238 198H236V200L238 199ZM248 198H245V205H240L241 207H243V208H245V209H248L247 210V212L244 210V212L246 213V215H247V217H248V215L249 216H253V215H257L256 213H253V215H252V208L251 207H249V202H248ZM170 199V198H169ZM174 198L172 197V200H173ZM242 199H243V196H242ZM241 199V200H242ZM259 200L258 201H262V200H260V198H258ZM129 200H130V202H129ZM159 200V201H160ZM172 200H170L171 202H172ZM176 200H177V198H176ZM184 200H182V202L184 201ZM189 200H191V199H189ZM188 200V201H189ZM208 200V198H206V200L205 201H207ZM209 200H210V197H209ZM239 200V199H238ZM254 200H256V198L254 199ZM254 200H252L253 202H254V204H255V201ZM169 201V202H170ZM174 201V200H173ZM179 201H181L180 199H179ZM235 201V200H234ZM250 201V200H249ZM128 202H129V205H128ZM176 202V201H175ZM172 203L173 205L174 204H176V203H178V202H176V203ZM240 202H242V201H240ZM263 202V201H262ZM262 202H260L261 203V206L263 207V205H264V203H263V205H262ZM135 203H137L138 204V202H135ZM139 203H140V201H139ZM162 203V202H161ZM191 203H193V201L192 202H190V204ZM236 204H238V201L237 202H235ZM244 203V202H243ZM256 203H257V200H256ZM137 204H135V205H137ZM165 204V203H164ZM171 204V203H170ZM182 205H183V203H181ZM184 204H185V201H184ZM186 204H188V203H186ZM195 204V203H194ZM194 204H192V205H190V207H192ZM233 204V203H232ZM259 204V203H258ZM127 205H128V207H127ZM133 205H134V203H133ZM132 205V206H133ZM140 205V204H139ZM160 205V204H159ZM166 205V204H165ZM235 205V204H234ZM233 205V206H234ZM238 205V208H239V210L241 209L240 208V206ZM186 206V205H185ZM184 206V207H185ZM195 206V205H194ZM197 206V205H196ZM229 206V205H228ZM232 206V207H233ZM237 206V205H236ZM257 206V205H256ZM259 206V208L261 207L260 205H258ZM257 206V207H258ZM161 207H162V205H161ZM250 209H249V208ZM254 207V206H253ZM131 208H133V207H131ZM141 208V209H142ZM186 208V207H185ZM194 208H196V207H194ZM193 207L191 208L192 210L194 209ZM198 208V207H197ZM236 208V207H235ZM259 208H255V209H257V211H258V213H261L260 211L262 210L263 211V209H261V210H258ZM164 210H162V211H165V208H163ZM232 209H234V208H232ZM198 210H199V208H198ZM235 210V209H234ZM238 209L236 210L237 212L239 211ZM129 211L130 212H132L131 214L135 217V219L134 220H136L137 219V221H138V224H141L142 225V227L139 229L138 228V226L139 225H137L136 227L134 226V225H131V223L130 222H128L127 221V219H128V215H129ZM143 211V210H142ZM141 211V212H142ZM181 211H182V209H181ZM184 211V210H183ZM189 212H190V209L188 210ZM194 211H195V209H194ZM193 211V212H194ZM196 211H197V209H196ZM232 211V210H231ZM243 211V210H242ZM189 212H186V213H189ZM192 212V211H191ZM192 212V213H193ZM230 212V211H229ZM256 212V211H255ZM264 212V211H263ZM263 212H262V214H263ZM185 213V212H184ZM231 213V215H232V212H230ZM234 213V212H233ZM239 213H241V210H240V212ZM194 214V213H193ZM197 214V213H196ZM236 214V216H237V213H235ZM234 214V215H235ZM262 214H261V216H262ZM186 216H187V214H185ZM184 215V216H185ZM189 215H190V213H189ZM188 215V216H189ZM197 215H199V214H197ZM230 215V217H231V220H232V216ZM240 215V214H239ZM238 215V216H239ZM245 215V214H244ZM259 215V214H258ZM258 215H257V217H258ZM132 216V217H133ZM145 216V217H144ZM146 216L148 217V218H150L151 217V219L152 220H149L148 218H146ZM236 216H235V221H236ZM129 217H131V216H129ZM246 217V216H245ZM254 217H256V216H253V218ZM256 217V218H257ZM262 217H264V214H263V216ZM238 218V217H237ZM241 218V217H240ZM244 218V217H243ZM243 218H242V220H243ZM256 218H254V219H256ZM259 218V217H258ZM125 219H126V221H127V223H129V224H125L126 223V221H125ZM158 219V220H157ZM183 219V220H182ZM190 218H188V220H189ZM228 219V218H227ZM249 219H251V218H249L248 217V219L246 220H244V221H248ZM132 220V219H131ZM130 220V221H131ZM229 220H230V218H229ZM230 220V221H231ZM241 220V221H242ZM257 220H259V219H257ZM229 221V222H230ZM234 221V220H233ZM252 221H253V219H252ZM134 221L132 220V223H133ZM187 223H188V221H186ZM196 222H198L197 223V226H198V224L199 225H203V224H206L207 225V228H209V229H207L206 230V232H207V234L206 235H208L207 237H206V235H204L201 231L202 230H204V229H201V226H198V227H200V232L198 233V227L196 228V226L194 227V224L196 223ZM240 222V221H239ZM249 222V221H248ZM241 223V222H240ZM250 223V222H249ZM135 224H136V221H135ZM228 225H230V226H234V228L235 227H238V226H235L234 225V223L231 225V224H229V223H227ZM242 224H243V222H242ZM253 224V225H254ZM228 225H226V226H224L225 228L228 226ZM243 225H245V223L243 224ZM243 225H241L240 224V226H243ZM254 225V226H255ZM204 226V225H203ZM229 226V227H230ZM248 226V225H247ZM135 227V228H134ZM232 227H230V228H232ZM150 228H152V227H150ZM229 228V229H230ZM246 228V227H245ZM218 229V230H219ZM205 231V230H204ZM203 231V232H204ZM210 231V230H209ZM228 231V230H227ZM227 231L225 232V229L223 228V229H220L218 232H217V230H216V232H215V238H217V237H221V234L222 235H224V232L227 234ZM231 231H234V230H231ZM248 231V230H247ZM145 232V233H144ZM200 233H202V236L201 235H199V236H201V238L198 236V234H200ZM226 234H225V236H226ZM228 234H229V232H228ZM227 234V235H228ZM147 237H145V236ZM212 235V234H211ZM232 235H233V233H232ZM246 235V234H245ZM145 237V239L143 240V238ZM213 236V235H212ZM224 236V237H225ZM231 236V235H230ZM229 236V237H230ZM214 237H213V239L212 240H214ZM219 237V238H220ZM223 237V236H222ZM150 238L152 239V236H150ZM153 238V239H154ZM178 238V239H177ZM203 241V242H201V240ZM209 239H210V237H209ZM224 239V238H223ZM226 239V238H225ZM206 240V239H205ZM211 240V241H212ZM216 240V239H215ZM218 240V239H217ZM150 241V240H149ZM158 241V240H157ZM210 241V242H211ZM254 241L255 242H257L258 243V245H256L255 243H254ZM155 242V241H154ZM219 242V241H218ZM217 242V244L219 245V243ZM224 242V241H223ZM253 242V243H252ZM150 243V242H149ZM152 243H153V241H152ZM220 243H221V239H220ZM154 245L156 244V242L155 243H153ZM153 244H151L150 243V245H153ZM159 244V243H158ZM157 244V245H158ZM251 244V245H250ZM253 244V245H252ZM153 245V246H154ZM156 245V246H157ZM220 245H222V243L220 244ZM159 246H161L160 244H159ZM216 246V245H215ZM214 246V247H215ZM149 247V246H148ZM147 247V248H148ZM158 247V246H157ZM213 247V248H214ZM149 248H151V247H149ZM161 248V247H160ZM160 248H159V250H160ZM216 248V247H215ZM218 248V247H217ZM217 248L215 249V250H217ZM212 249V248H211ZM215 250H213V253H214V251ZM153 252V251H152ZM226 253V252H225ZM156 254V253H155ZM159 254V253H158ZM157 255V254H156ZM225 255V254H224ZM144 256V257H143ZM165 256V255H164ZM164 256L162 255L161 257H163L164 258ZM155 257H157V256H154L153 258L155 259ZM161 257H159V258H161ZM158 258V257H157ZM221 258V257H220ZM168 259V258H167ZM169 259V260H170ZM225 259V258H224ZM158 260V259H157ZM160 260V259H159ZM158 260V261H159ZM168 260V261H169ZM151 261H153V260H151ZM150 261V262H151ZM157 261V262H158ZM166 261V260H165ZM168 261H166V262H168ZM152 263V262H151ZM154 263H155V260H154ZM161 263V262H160ZM163 263H165L164 261H163ZM169 263V262H168ZM253 263V262H252ZM255 263V262H254ZM257 263V262H256ZM171 264H173V263H171Z\"/></svg>",
  "mask_w": 264,
  "mask_h": 264
},
{
  "label": "rangeland",
  "instance_id": "obj_2",
  "mask_svg": "<svg viewBox=\"0 0 264 264\" xmlns=\"http://www.w3.org/2000/svg\"><path fill=\"white\" fill-rule=\"evenodd\" d=\"M28 1H29V2H28ZM31 1H32V0H27V2L29 3V5H31ZM38 1H39V0H38ZM50 1H51L52 3H51ZM72 1H73V2L77 5V7L79 8V10L77 11L79 14H80V13L82 14V12H80V11H84V10H86V9L89 11V12H88V11L86 10L87 12L84 11V12H83V15H81V18L84 17V16H85V17L87 16L86 18H85V17L82 18V19H84V20H82V19L80 18V15H78V14H77V15L79 16V19H81V22H82V21H83V22L85 21L86 25H87V24L89 25V23L92 21V24L90 23L91 26H89V27H87L88 25H87V26H85V24L83 25V26H84L83 33H84V31H85V33H84V37L88 40V42H89L90 44H89V43H88V44H84V45H86V48H85V47L79 45L80 43H78V40H77V39L74 40V41L67 40L66 34H67V32L69 33L70 30H72V27H71L72 25H71V24H72V22H73L74 19H75V16H73V14H72V18H69V16L71 15L72 12H74V10H71V11H72V12H71L68 8L64 7L65 5H61V6H62L61 9H63V8H66V9H63L64 12H60V11H59L60 9H58V7L54 4V1H53V0H46V1H45V0H40L42 6H44L46 3L48 4V2H50V4H48L49 6H48L47 4H46V6H44L46 11H47L48 9L50 10V11L48 10V11L46 12V13L50 12V14L48 13L47 17H50V19L48 18V20H50V21H54V20H56V21H54V24H55V25L57 24V25H56V28H55V26L52 27V25H48V23H49V24L52 23V22L50 23V21H49V22L47 23V27L44 26L45 28L41 30L40 28H38V27H39L38 24H40V22L38 23V21H35V20L33 21L32 25H31V27H30V28H31V29H30L31 34L34 35V36H32V38H31V46H32V47H33V46L35 47V48H34V51H37V53H38L39 50H40V51H39L38 54H37L36 52H31L32 54L29 53V55H27V54H28L27 51H25V50H23V49L21 48V47H22V44L20 45V43L22 42V39L24 38V32H21V30H19V28H18V29L16 28L17 25H18V23H17V21L14 22L15 19H13V17H12V18H10L9 16L6 17L7 15H5V13H4V11H3V6H2L1 3H0V17L2 18V19L0 18V22H2V23H0V24H2V26L0 25V27H2V28L4 27V28L6 29V30H2V31H4V33L0 30V31H1V33H0V41H1L2 44H3V43L7 44V42L9 43L8 45H5V44H4L5 46H2V44L0 45V51L2 52L1 54H4V55H0V59L2 58V59L0 60V65H1V62H2L3 65H6V63L10 64V63H12V62H16V63H12V64H10V65L7 64V65H6L7 67H6V66H5V67H4V66H3V67L0 66V73H1L0 76L3 77V79H2V77H0V80H1V81H0V103H1V104H0V112H1V111H2V112L4 111V112H3V115L0 114V119H1V120H0V123H1L0 132H1V133H5V132L7 133V129H8L10 126H12L11 123L13 124V122H14V124H15V122H16V124H17V125L19 124L23 130L27 131L26 129H28L27 132H29L30 134H31V132L34 131L35 133L33 132V133L31 134L32 136H36V134H38L37 136H39V135H41V133H42V131H41V127L44 126V125H41V124H43L42 122L45 123L46 120H47V123H48L49 125H55V126H57V127H55V128H58V127H59V128L62 129V128H64L65 124H67V122H66V123L63 122L64 119H66V120L69 119V121H68L69 123H70V120L72 119L71 121L73 122V124L71 125V123H72V122H71V123H70L71 126H70V125H68V124H69V123H68V124H67L68 126L66 125V127H65L64 129L71 128L70 130L68 129V131H74V132H76V133H79L78 135H81V136L85 134L86 136H85V135H84V136L88 138V139L86 138L85 144H86V145H90V148L92 147L90 150L87 149L86 151H84L83 149H79V150L77 151V155L80 156L79 158H81V155L83 156V158H81V161H82V162L85 163V159L89 158L90 155L92 156L93 154H94L93 156H97V157H95L96 160H97V158L99 159L100 157H99L98 152L101 154V151H102V152L104 151L103 153L105 154V156H107V154H106L107 151H108V154H111V155L114 154L113 156L115 157V159L113 158V156L108 155V156H110V158H107V160L109 159V161H110V162L108 163V166H109L108 168H107V162H108V161H106V158H104V160H102L103 158H100L101 161H100V159L97 160V161L95 160L96 163H100V164H104L105 161H106V168L108 169V171H112V172L114 171V172L112 173V174H113L112 177H111V174H110L111 172L108 173V174H110V175H107V176H109V177H107V178L109 179V182H111V183H108V184H107V182H103V181H102V183H103V187H105V185H107L106 188H109L107 192L109 193L110 190H111V192H110L109 194L107 193L108 196L111 195V196L116 197V196L118 195V188H119V187L121 188L122 192H124V195H125V193H126V194L129 193L130 196H133V195H134V196L136 197V196L142 195V194L144 193L143 195L146 194V195H148V196H150V197L153 196L154 199H155V198H159V196L165 197V196H164V195H165L164 193H166V192L168 193L170 190L174 191V190L177 189L176 191H174V192L176 193L175 195H174V193H173L172 191H170L171 193L169 192L170 194H169V193H168V194L166 193V194H167L166 196H168V197H165V200L168 201V203L164 201V198H163V201H161L160 199H156V201L160 202V203H159L160 205L158 204V206H159V207H158V211L160 210L159 213H164V212H166V210L168 209L167 207L171 206V207H169V208H171L170 210H172V209L175 208V209H174L175 211L172 210V211L174 212V214H175V213L177 214V213L179 212V213H181V214H179V213H178V214L181 215V216L183 215V218H184V219L187 218V217L190 218L189 220H188V218H187V220H183V219H182V220H183V223H184V221H185V224H183V225L193 224V223H194V222H193V221H194V217H193V221L191 222V220H192V216H195V218H199L200 216H201V218L203 217V215H202L203 213H200V212H203V210L201 211L202 207H199L198 204H197V201H195V200L198 199V198H200V197L202 198L203 195H204V193H206V196L204 195L203 199L206 200V198H208V200H207V201L204 200V202H206L205 204H208V205L211 204L210 201H211L212 199H211L210 194L208 193V191H209V187H208V185L210 186V183H212V185H217V184H214V183H218V182L221 183V182L223 181V183H221V184L224 185V188H225V190H226V193H227V195H228L229 197L231 196L230 194H232V193H233V194H232L233 196H231V197H233V198L236 197V195H237L236 198H238L239 196L241 197V198H238L239 200H238V199L236 200V198L233 199V198L230 197V200H231L230 202H231V203L226 204L225 207H227V211H228V208L230 207V204H231V208H229V211L232 212V215H231V213L228 211L229 215H227V216L225 217V222H226V224H225L224 222L221 223V224H219V226H220V225H221V226L223 225V227L220 226V227H221L220 229H223V228H224V229H225V232L228 230V231H227V234H228V232H229V234L227 235V234L224 232V235L221 234V237L219 236L220 238H219V237L215 238V237H214V236H215L214 234H215L216 230H217V232L220 230L219 227H218V228H216L215 231H212L213 228H214V225H215V224H210V225H212V226L209 227L210 229L207 228V225H206V224H203L204 226H203V225L201 226V225L198 224V226H201V229H204L205 231H204V230H202V231L200 230V227L197 226V223H198V222H196V223L194 224V227H195V226H196V228L198 227V228H197V229H198V230H197L198 233L201 231L203 234L205 233L204 235H206L207 232H210L209 236L206 235V237L208 236V238H204L205 236H202V233L198 234V236L201 235L203 239L201 238V236H199V237H200L202 240H204V242L209 243V244H210V247L212 246V244H213L214 241H215V244H213V245H214V246L216 245V246H215L216 248L218 247L217 250H215L216 248H215L214 246H213L214 248L211 247L212 249L210 248V249L207 250L209 253L212 252V254H215V252H218V251H219V247H222L224 244H225V245L228 244V243H225V241L227 240V237H228V240L231 241V238L233 239V236H235L234 234H237V232H239L240 230H242V229L244 228V230H242V232H244L242 238H241L238 242H235L231 247L229 246V247L226 249V251H223V252L221 253V255L218 257V259H217L218 262L221 261V260H224V261L227 260V259H226V258H227L226 256H227V254H228V251H231L233 248H235V247L239 244V242H240L242 239H245V237L248 236L247 238H251L252 236H250L249 233L247 234V232H252L253 230H255V228H256V225H255L256 222L258 223V222H260L261 220H263V218H264V217H262L263 214H264V212H263V211H264V205H263V203H264V188H263V186H264V185L262 184L263 181L260 179L261 176H264V173H262V172L259 173L260 171H263V170H264V169H263V168H264V156H262V155H264V142H263V141H264V122H262V120H261V118H262V116H263V113H262L261 111H259V110L256 108V106H252V109H253V110H251L249 106H247V105L244 106V104L237 106V105L234 103V104L236 105V106H234V107H233V103L230 104L229 101H230V100L232 101V99H235V98H233V96L235 95V94H234L235 91H236V93H237V90L233 89L234 86L232 85V86H233V87H232V86L230 85V84H231V76L229 75V73H227V72L230 71V69H229L228 71H226V73H225V74H226V77L228 76V78H230V79H227L226 77H224L225 74L222 75V73H221V76H220V74H219L220 72L217 73L218 71L216 70V73L219 74V75H217V74L215 73V69L211 71V70H209L210 68H207L206 70H205L204 68H202V70H201V68H199V70L196 69V70H198L199 72H196V70H193V71H195V72H192V70H190L189 67H186V66H188V65H187V62L185 61L186 59H185V57H183V55H181V53H177V54H176V58H172V62H171V61H170V62H169V61L167 62L166 59H165V55H164V54H161V55H160V54H157V57L155 56V58H157V59L155 60V59H153L154 57L152 58V56L154 55V54H152V52L155 53L154 51L156 50V48H155L154 46H151L150 43H149V41H148L149 36H150L149 28H148V32H147V28L145 29L146 31L144 30L143 32H142L141 30L139 31V30H137V29H133V30H131L132 28L130 29V27H128V26H127V27L124 26V25L121 26V25H120V24H121V20H119V22H118L117 19H114V21H113V20L111 19V18H112V17H111L112 14H111V15L108 14V17H107V19H106L105 16H107V14H106V15H105V14H104V15H103V14L100 15V14H99V11H98V9H97V8H100V7H102V8L104 7V8H107V9H109V10H114L115 7H113L114 5H112V3H118V4L120 3L119 5H120L121 7L123 6V9H124L125 11H127V12L129 11V13L132 12L131 14H133V15L136 16V17H138V18H136L138 21L143 22V24H146V23H147L146 21L149 20L150 23H149V21H148V23H149V24H152V23H153V19H151L150 17L147 16L148 11L150 10V8H148V4H147V6H146L147 0H146V1H145V0H140V1H142L141 3H142L143 5L145 4L146 7H144L142 4H140V1H139V0H133V1H134L133 3H132V0H131V1H129V0H127V1H126V0H116V1H115V0H112L113 2L110 1V0H109V2H108V0H102L101 3L104 2L103 5L100 4V0H97V1H96V0H90V1H89V0H84V1H82V0H72ZM88 1H89L90 3H89ZM91 1H92V2H91ZM118 1H119V2H118ZM124 1H125V2H124ZM136 1H137V2H136ZM42 2H43V3H42ZM82 2H83V3H82ZM84 2H85V3H84ZM86 2H87V3H86ZM93 2H94V3H93ZM95 2H96V3H95ZM106 2H107V4L110 6V8H112V9H110L108 5H107V6L105 5ZM135 2H136V3H135ZM98 3H99V6H100V7H98ZM121 3H122V4H121ZM134 3L137 4V6H135ZM78 4H79V5H78ZM80 4H81V5H80ZM82 4H83V5H82ZM139 4H140V6H138ZM87 5H88V7H87ZM92 5H93V6H92ZM94 5H95V7H94ZM96 5H97V7H96ZM111 5H112V6H111ZM128 5H130L131 7L133 6V7L131 8V7H129ZM80 6H81V7H80ZM85 6H86V7H85ZM89 6H90V8H89ZM91 6H92V7H91ZM105 6H106V7H105ZM124 6H125V7H124ZM155 6H156V8H155L154 11H157V10H158V6H157L156 4H155ZM1 7H2V8H1ZM127 7H128L129 9H128ZM140 7H141L142 11H141ZM52 8H53V9H52ZM81 8H84V9L81 10ZM85 8H86V9H85ZM88 8H89V9H88ZM92 8H93V10H90V9H92ZM130 8H131L132 10H131ZM143 8H144V9H143ZM145 8H146V9H145ZM55 9H56V10H55ZM94 9H95V10L97 9L96 11L98 12V15H97V12H96ZM51 10H53V11L51 12ZM133 10H134L136 13H135ZM136 10H137V11H136ZM1 11H2V13H1ZM69 11H70V13H69ZM90 11H91L92 13H91ZM94 11H95V12H94ZM145 11H146V12H145ZM55 12H56V13H55ZM57 12H60V13L58 14V16L56 15ZM77 12H76V13H77ZM133 12H134L135 14H134ZM138 12H139V13H138ZM140 12H141V13H140ZM53 13H55V14H53ZM63 13H65L66 15L63 14ZM88 13H89V14H88ZM111 13H112V12H111ZM137 13H138V14H137ZM3 14H4V15H3ZM67 14H68V16H67ZM69 14H70V15H69ZM86 14H87V15H86ZM136 14H137V15H136ZM140 14H142V15H140ZM144 14H145L146 16H145ZM154 14H155V13H154ZM163 14H164V15H163ZM1 15H2V16H1ZM52 15L57 16V17H54V16L52 17ZM59 15H61V16H59ZM62 15H64V16H62ZM90 15H92V16H91V20H90ZM96 15H97V17H96ZM99 15H100V16H99ZM159 15H160V14H159ZM161 15H162V17H163L164 19H167V18L169 17V14L166 13V15H165V12H164V11L161 12ZM161 15H160V16H161ZM3 16H4V18H5V17H6V18L4 19ZM98 16H99V17H98ZM103 16H104V22L106 21V23L103 22ZM141 16H144L143 18H146L147 20H146V19H143ZM157 16H158V15H157ZM166 16H168V17L166 18ZM62 17H63V18H62ZM64 17H65L67 20H66ZM70 17H71V16H70ZM92 17H95V18H92ZM100 17H101L102 19H101ZM162 17H161V18H162ZM7 18H8V20L11 19V20H10L11 23H9V21L7 20ZM52 18H53V19H52ZM73 18H74V19H73ZM87 18H89V19H87ZM109 18H110V19H109ZM153 18H154V17H153ZM169 18H170V17H169ZM63 19H64V20H63ZM85 19H86V20H85ZM58 20H59V21H58ZM65 20H66L67 22H66ZM70 20H71V22H70ZM72 20H73V21H72ZM95 20H96V21H95ZM143 20H144V21H143ZM3 21H4L5 24H3ZM5 21H6V22H5ZM12 21H13V22H12ZM60 21H61V22L64 21V22H66V24H65V23L62 24ZM86 21H89V22H86ZM94 21H95V22H94ZM98 21H100V22H98ZM101 21H102V22H101ZM109 21H110L111 23H114V24H115V23H116V24L118 23V25H119L121 28L124 27V28L122 29V30H124V32H123V31L120 29V27H119L118 25H115V27H116L115 30H117V31H119V32H120V30H121V32L125 33L126 36L124 35V36L121 37L123 40H122L121 38L118 37L119 35L117 36V32H110V33H112V35H113V33H114L115 36H114V35L112 36V35H109V34H108V36H109L110 38H112V40H116V38L118 37L117 40L119 41V46L121 47V45L123 44V46H122V47H123V50H124L125 54H127V52H129L126 56H127L130 60H132V61L135 60L134 62H137V63H138V61H136V60L139 59L138 57H139V54H140V53H141V54L144 53V54H146V55L148 54L149 56H151L150 61H152V63H151V62L148 63L149 65L147 64V67H146V65H144L143 67H145V68H142V65L136 64V63H134V62H132V61H130L131 65L128 64V66L130 65L131 67H130V66H129V68H128V66L126 67V68H128L129 70H136V68H137V71H135V72L133 71V72H134V73L137 72L135 75H136L137 77H139V78H138V82H139V84H140V87H137V86H138L137 79H135L136 82H133V81H135L134 78L131 79L130 82H129V80H127L128 83H127V82H124V83H125V84H124L121 80L125 81L126 79H125V80H124V79L119 80V79H116L115 77H114V78L111 77L110 75H107V76L104 75V76H102V80H104L103 82L107 83V82L109 81L106 85H105V83H103V82H102V83H103L104 85H103L102 83H100V81L97 80L98 78H96L95 81L93 80V81L91 82V83H93L92 85H93L94 87L97 85L96 88H97V87L99 88V87H100L99 85H101V86L103 85V87H100V90H99V91H97L98 88H97V89H94L93 86L90 85L91 83H90V84L87 83L86 85L84 84L86 87H85V86H83V87L80 86V85H82V84L78 85V84L80 83V80L77 81V77H76V79H75V77H74V78L71 77L73 80H72V79L70 80L69 78L66 77L68 81L63 80L64 76H62L63 74H62L61 71H60V67H58V66L55 67V66L57 65L55 62L59 61V60H57L59 57H60L61 59H63L64 56H65L64 59L61 60V61H66V60H67V59L65 60V58H67L66 56H68V55H67V53L64 51V50H65V47H67V46H68V47L66 48V49H67L66 51H68V49L70 50V52L73 51V52H72V53H74L73 56L76 57V59H78L77 57L79 56V60H82V61H81L82 64H78V65H81V66H80L81 68H80V67H78V68L81 70L82 67H83V69L81 70V72H78V70H77V71H76V72H77L76 75H77V74L79 75V74L84 73L85 76H86V73H87V72L90 73L91 71H92V72L96 71V72H97V75H96V72H95V73H92V72H91L92 74H91V73H90V74H91V76H94V77L96 76V77H97V76H98V73L100 72V70L103 69V65H105L104 68L106 67L105 70H108L109 67H111L110 70L113 69V66H115L117 59L115 60V59L112 57V54H110V53H111L112 51L114 52L116 49H115L113 46H111L112 44H111V42H110V39L104 37V29H105V27H102V28H101V25H100V24L103 23L102 26H105ZM115 21H117V22H115ZM56 22H59V23H56ZM151 22H152V23H151ZM7 23H9V25L11 24V28H10V26L7 27V25H8ZM16 23H17V24H16ZM34 23H35V24L37 23V24L34 25ZM93 23H94L95 25H97V27H96L95 25L93 26ZM6 24H7V25H6ZM14 24H15V26L13 27ZM54 24H53V25H54ZM58 24H59V26H58ZM64 24H65V25H64ZM69 24H70V25H69ZM104 24H105V25H104ZM33 26H34V27L36 26L37 28H34ZM57 26H58V27H57ZM60 26H61L62 28H61ZM64 26H65V27L67 26L66 29H67V28H68V29L66 30ZM68 26H69V27H68ZM117 26H118L119 30H118ZM12 27H13V29H12ZM32 27H33V28H32ZM50 27H51V28H50ZM59 27H60L61 29H58ZM91 27H92V29H94L93 31H92V30H89V29H91ZM47 28L53 29L52 31H54V30L57 31L56 34H58V35H54L55 32H53V35H54V36H51V39H52V37H53V39L55 40L54 42H52L53 39L50 40V41H51V42H50L49 39H48L49 37L45 34V32H43V31H46ZM63 28L65 29V32H64V29H63ZM70 28H71V29H70ZM88 28H89V29H88ZM96 28H97V29H96ZM98 28H99L100 30H98ZM103 28H104V29H103ZM7 29H8V30H7ZM9 29L11 30V33H10V30H9ZM14 29H15V32H12V31H14ZM34 29H36V30H35L36 33L38 32V34H39L42 38L45 37L46 40H45V38H43V39L45 40V41H44L43 39L40 38V36H36L37 34L34 32ZM69 29H70V30H69ZM95 29H96V32L100 31L101 33H103L101 38L99 37V36L101 35V33H95ZM213 29H214V28H213ZM213 29L210 30V36L208 37V41H207V42H208L209 44H210L211 42H212V43H213V42L215 43L216 38H215L214 36H216V35L218 34V30H217V28H215L214 31H213ZM17 30H18L17 33H20V32H21V34L18 35V34L16 33ZM40 30H41L42 32H40ZM102 30H103V32H102ZM125 30L128 31V32H126ZM216 30H217V32H216ZM8 31H9V34H8ZM86 31H88V32H90V33L86 32ZM113 31H114V30H113ZM130 31H131V32H130ZM132 31H133V32H132ZM178 31H179V33H180V32H181V33L179 34V33H177V31H175L176 34L174 33V36L176 35L175 37L177 38V40H176L175 37L172 38V40H173V43H174L177 47H180V48L182 47L181 49H183V48L187 45V41H186V40L188 39V38H187L188 35L186 36L187 32H185V31H182V30H181V31L178 30ZM202 31H203V29L201 30V32H198V33H196V35L194 34V36H193V37L196 39V36L198 35L196 40H198L199 43H205V42H202V41H203V40H202V39H203ZM211 31L213 32L214 35L212 34ZM39 32H40L41 34H40ZM58 32H59V33H58ZM63 32H64V33H63ZM146 32H147V33H146ZM215 32H216V33H215ZM15 33H16L17 37L21 39V40L19 39L20 42H19L18 44L16 43L17 41H15L17 37H16V36H13V35H15ZM43 33H44V34H43ZM65 33H66V34H65ZM94 33H95V34H94ZM115 33H116V34H115ZM130 33H131L132 35H131ZM141 33H142V34H141ZM183 33H185V34H183ZM5 34H7V35H5ZM12 34H13V35H12ZM35 34H36V35H35ZM60 34H61L62 36H61ZM64 34H65V37H64ZM86 34H87V35H86ZM90 34H91V36H89ZM177 34H178V35H177ZM215 34H216V35H215ZM45 35H46V36H45ZM59 35H60V37H59ZM92 35H94V36L92 37ZM97 35H98V36H97ZM139 35H141V36L143 37V38L141 37L143 40H141V38H140ZM143 35H144V36L148 35V37L146 36L147 38L145 39ZM5 36H6V37H5ZM12 36H13L14 38H13ZM19 36H20V37H19ZM95 36H96V37H99L98 40H96L97 38H96ZM106 36H107V35H106ZM131 36H132V37H131ZM177 36L181 37L182 39H184L185 36H186V38H185L184 40H182V39L180 38V39H181V41H180V39L178 40L179 37H177ZM47 37H48V38H47ZM56 37H59V38L57 39ZM87 37H90V38H87ZM113 37H114L115 39H114ZM125 37H126V38L128 37L127 40H128V42L130 41L129 43H130L131 46L126 45L128 42H127V40H126ZM130 37H131V39H130ZM199 37H200V39H201L200 41H199ZM201 37H202V38H201ZM65 38H66V39H65ZM124 38H125V40H124ZM132 38H133V39H132ZM135 38H136V39H135ZM139 38H140V39H139ZM213 38H214V39H213ZM47 39H48V40H47ZM90 39H92V40L94 39V40H93L94 42H91L92 40H90ZM101 39H102V40H101ZM106 39H107L108 44L106 43ZM134 39H135V40H134ZM144 39H145V40H144ZM35 40H37L36 43H35ZM56 40H58L57 43H58L59 45H63V46L60 47V49L58 48L59 50L57 49V47H59V45L56 44ZM60 40H61V41H60ZM64 40H65V41H64ZM89 40H90V41H89ZM95 40H96V41H95ZM121 40H122L123 42H122ZM131 40H132V41H131ZM137 40H138V41H137ZM38 41H40L41 44H42V42L44 41V42H43V43H44V46H42ZM48 41H49V42H48ZM59 41H60V42H59ZM67 41H69L70 43L67 42ZM101 41H102V43H101ZM104 41H105V42H104ZM120 41H121L122 43H120ZM134 41H135V42H134ZM141 41H142L143 43H142ZM209 41H210V42H209ZM12 42H13V44H11ZM125 42H127V43H125ZM182 42H183V43H182ZM184 42H186V43H184ZM45 43L47 44V47H46V44H45ZM49 43H50V44H49ZM60 43H61V44H60ZM63 43H65V44H63ZM67 43H69V44L67 45ZM76 43H77V44H76ZM95 43H96V46H95ZM100 43H101V44H100ZM104 43H105V45L107 44V45L105 46L106 48L104 47ZM135 43H136V44H135ZM138 43H139V44H138ZM180 43H182V44H180ZM212 43L210 44L211 47H213V48L216 47V43H215V44H214V43L212 44ZM34 44H35V45H34ZM72 44H73L75 47H77V45H78V48H80V46H81V48L79 49L80 51L77 50V48H74ZM98 44H99V45H98ZM102 44H103V46H101ZM120 44H121V45H120ZM134 44H135V45H134ZM143 44H144V46H142ZM11 45H12V46H13V45H15V46L18 45V48H17V46H16V47L13 46V48H17V51H18V49H19V51L16 53V52H15L16 50L10 47ZM56 45H58V46L56 47ZM64 45H65V46H64ZM88 45L91 46V47H88ZM108 45L111 46L112 50H111V48H110ZM132 45H133V46H132ZM213 45H214V46H213ZM6 46H7V47H6ZM20 46H21V47H20ZM48 46H50V47H48ZM93 46H95V47H97V48H95V47H93ZM98 46H99V47H98ZM125 46H126V47H125ZM134 46H135V47H134ZM136 46H137V49H136ZM2 47H3L4 51H5L6 48H8L9 50L6 49V51L3 52ZM5 47H6V48H5ZM42 47H43V48H42ZM71 47H72V48H71ZM82 47H83V48H82ZM127 47H128V49H127ZM132 47H134V48H132ZM40 48H41L42 50H44V51L42 52V50H41ZM44 48H45V49H44ZM62 48H63V49H62ZM70 48H71V49H70ZM87 48H88L89 51L86 50ZM89 48H90V49H89ZM94 48H95V49H94ZM101 48H102V50H101ZM108 48H110V49H108ZM129 48H130V49H129ZM1 49H2V50H1ZM21 49H22V52H24V53L21 54V55H23V57L19 55V53H21ZM49 49H51V50H49ZM54 49H55V50H54ZM75 49L77 50V53H76ZM81 49H82V50H81ZM83 49H85V50H83ZM93 49L96 50V52H94ZM98 49H100V50H98ZM104 49H105V50H104ZM126 49H127V50H126ZM214 49H215V48H214ZM14 50H15V51H14ZM71 50H72V51H71ZM106 50H107L108 52H107ZM128 50H129V51H128ZM132 50H133V52H132ZM140 50H143L144 52H143V51H140ZM7 51H8V52H7ZM13 51H14V52H13ZM48 51H49V53H48ZM55 51H56L57 53H56ZM60 51H61V52L63 51L64 56H63L62 53H61V54L59 53ZM74 51H75V52H74ZM83 51H84V53H83ZM86 51H87V52H86ZM97 51H98V52H97ZM101 51L103 52V56H102V53H99V52H101ZM104 51H105V52H104ZM126 51H127V52H126ZM130 51H131V52H130ZM134 51H136L137 53H134ZM147 51H148L149 53H148ZM151 51H152V52H151ZM6 52H7V53H6ZM26 52H27V53H26ZM45 52H46V53H45ZM54 52H55V53H54ZM88 52H89V55H87ZM138 52H139V53H138ZM146 52H147V53H146ZM5 53H6L7 56L5 55ZM41 53H42V56L40 57ZM52 53H53V54H52ZM58 53H59V54H58ZM91 53H92V54L95 53V54L92 55ZM96 53H97V56H96ZM108 53H109L111 56H110ZM130 53H132V54H130ZM8 54H11V55H8ZM35 54H36V55H35ZM43 54H44V56H43ZM80 54H81V55H80ZM83 54H84V57H83ZM99 54H100L101 56H100ZM107 54H108V55H107ZM151 54H152V55H151ZM15 55H16V56H15ZM53 55H54V56H53ZM56 55H57V56H56ZM86 55H87V56H86ZM90 55H91V56H90ZM130 55H131V56H130ZM136 55H137V57H136ZM148 55H147V56H148ZM177 55H178L179 57H178ZM2 56H3V57H2ZM4 56H5V57H4ZM24 56H25L27 59H26ZM27 56H28V57H27ZM36 56H37L38 58H37ZM52 56H53V57H52ZM61 56H62V57H61ZM73 56L71 55V56H69V57H70V58H74ZM80 56H81L82 58L87 57L88 59L86 58V59L84 60V61H85V62H84L83 59H82ZM93 56H94V58H93ZM99 56H100V59H102L103 57H104L105 59H102V60L100 61ZM107 56H108V57H107ZM109 56H110V57H109ZM129 56H130L131 58H130ZM149 56H148V57H149ZM7 57H9V58H7ZM20 57H22V58H21L22 60H23V58H24V60H26L27 65L25 64L26 62H23V61L20 59ZM31 57H34V58H36V59L34 60V59L31 58ZM44 57H45V58H44ZM46 57H47V58H46ZM56 57H57V59H56ZM69 57H68V60H70ZM96 57H97L98 59H97ZM101 57H102V58H101ZM132 57H133L134 59H133ZM135 57H136V58H135ZM158 57H162V59H159ZM180 57H181V58H180ZM207 57H208V54H207ZM207 57H206V61H208V62H209L210 59H213V57H214V60H215V58H216V60H217V57L212 56V55H209L210 58H207ZM6 58H7L8 61H6ZM49 58H50V59H49ZM52 58H53V59H52ZM54 58H55V59H54ZM91 58H92V59H91ZM112 58H113V60H115V61L112 62ZM137 58H138V59H137ZM149 58H150V57H149ZM179 58H180V59H179ZM3 59L6 61V63H5V61H3ZM32 59H33V60H32ZM40 59H41V60H40ZM94 59L96 60L95 62H94ZM108 59H109V60L111 59V60L109 61ZM174 59H175V61H174ZM183 59H184V61H183ZM207 59H208V60H207ZM9 60H10V61H9ZM28 60H29V61H28ZM48 60H50L51 64H52V63H53V64H52V65L49 64V61H48ZM52 60L55 61V62H53ZM56 60H57V61H56ZM90 60H91V61H90ZM98 60H99V61H98ZM103 60H105V61H103ZM153 60H154L155 62H154ZM160 60H161V62H163L162 64H161V62H159ZM222 60H223L222 58H221V59L219 58V62H220V61H221V62L224 61V60H223V61H222ZM11 61H12V62H11ZM21 61H22V62H21ZM37 61H40V62H37ZM41 61H42V62H41ZM45 61H46V62H45ZM106 61H107V62H106ZM156 61L159 63V66H160V67L158 66V63H157ZM164 61H165L166 65H165ZM181 61H182V62H181ZM31 62H32V63H31ZM90 62H91V63H90ZM97 62H98V63H97ZM100 62H101L102 64H101ZM108 62H110V63L108 64ZM180 62H181V63H180ZM185 62H186V63H185ZM217 62H218V60H217ZM4 63H5V64H4ZM39 63H40V64H39ZM85 63H86V64H85ZM88 63L92 64V66L89 65ZM111 63H113V64H112L113 66H110ZM154 63H156V64H154ZM167 63H169V66H168ZM170 63H171V64H170ZM172 63H173V65L176 63V64H175V67L172 65ZM177 63H178V64H177ZM182 63H183V65H182ZM19 64H22V65H19ZM30 64H31V65H30ZM36 64H37V65H36ZM45 64H46V65H45ZM55 64H56V65H55ZM83 64H85V66H89L88 69H87V68L85 69V68H84L85 66H84ZM94 64H95V65H94ZM100 64H101V65H100ZM119 64H120V63H119ZM119 64H116V66L119 67V66H120ZM132 64H133V65H132ZM184 64H185V65H184ZM220 64H221V63H220ZM223 64H225V63H223ZM12 65H13V66L15 65V69H16V70L14 69V67H13ZM18 65H19V66H18ZM93 65H94V67H93ZM97 65H99V66H98V67H100L99 69H98V68H95V66L97 67ZM135 65H136L137 67H136ZM151 65H152V66H151ZM161 65H162V66H161ZM181 65H182L183 67H181ZM8 66L10 67V69H9ZM36 66H37V67H36ZM41 66H42V67H41ZM45 66H46V70L44 69ZM50 66H51V67H50ZM148 66H150V67H148ZM153 66H154V67H153ZM164 66H167V67H164ZM223 66H224V65H223ZM11 67H12L13 72L11 71ZM16 67L19 69V72H18V69H17ZM21 67L23 68V72H27L28 77H31V80H28L29 82H27V79H30V78L27 77L26 79H23L27 84H26L24 81H23V83H20V81L22 82V79H21V80L19 79L20 76H19L18 73H21V72H22V71H20V70H22ZM24 67H25V68H24ZM26 67H27V68H26ZM35 67H36V68H35ZM47 67H49V68H47ZM53 67H55V68H53ZM101 67H102V68H101ZM135 67H136V68H135ZM161 67H162V68H161ZM171 67H172V68H171ZM185 67H186V68H185ZM2 68H3V70H2V72H1V69H2ZM4 68H6V69L4 70ZM28 68H29L30 70H29ZM50 68H51V69H50ZM52 68L55 69V72H57V73L60 71V72L58 73L59 75H56L55 72H53V73H54V74H53L52 72L50 73V72L48 71L49 69H50V71H52V70H53ZM91 68H92V69L94 68L95 70H92ZM153 68H154L156 71L153 70ZM160 68H161V69H160ZM167 68H168V69H167ZM174 68L176 69V71H177L176 73H177L178 75L175 73V69H174ZM177 68H178V70H177ZM182 68H183V69H182ZM7 69L9 70V72L7 71ZM25 69H26V70H25ZM47 69H48V70H47ZM56 69H57V70L59 69V70L56 71ZM84 69H85V70H84ZM89 69H90L91 71H90ZM139 69H140V70L143 69V71H142V70L140 71V74L143 75V78H142V76H139L140 74H138V73H139V72H138ZM144 69H148V70H144ZM149 69H151L152 72L155 71L156 73H155V72H153V73L150 72V73L147 74V72L151 71V70H149ZM165 69H167L168 72H166L167 70H165ZM171 69H174V70H171ZM186 69H187V70H186ZM32 70H33V71H32ZM34 70H35V72H34ZM36 70H37V74L35 75ZM43 70H44V72H45L46 74L49 72V73L47 74V76H46V74H42V73H44ZM86 70H87V72H86ZM158 70H159V71H158ZM204 70H205V71H204ZM207 70H209V71L207 72ZM10 71L12 72V74H11ZM40 71H42V73H40ZM82 71H83V72H82ZM89 71H90V72H89ZM98 71H99V72H98ZM145 71H146V73H145ZM160 71H161V72H160ZM170 71H171V72H170ZM178 71H179V72H178ZM182 71H183V72H184V71H186V72L188 71L190 74H193L194 76H193V75H190L188 72H187V75H186V72H184V74H182V73H183ZM200 71H201V72H200ZM203 71H204L205 73H204ZM210 71H211V72L214 71L213 73H214V75H216V76L212 75L213 73H209ZM6 72H7V73H6ZM17 72H18V73H17ZM28 72H29V73L31 72V74H29ZM158 72H160V73L157 74ZM191 72H192V73H191ZM206 72H207V73H206ZM14 73H15V74H14ZM60 73H61V74H60ZM88 73H87V75H88ZM144 73H145V74H144ZM151 73H152L153 75H151ZM163 73H164V74H163ZM179 73H180V74H179ZM195 73L198 75V77H201V78L196 77L197 75H196ZM198 73H199V74H198ZM208 73H209V75H208ZM3 74H4V75H3ZM8 74H10V75H8ZM13 74H14V75H13ZM16 74H17L18 76H17ZM51 74H52V78H51ZM84 74H82V75L84 76ZM90 74H89V75H90ZM155 74H156V75H155ZM161 74H163V75H161ZM166 74L168 75V77L170 76L171 78L169 77V78H170V79H169V78L167 77ZM188 74H189V75H188ZM202 74H204V75H202ZM205 74H206V75H205ZM7 75H8V76H7ZM32 75H35V77L32 76ZM60 75H61V76H60ZM144 75H145V76H144ZM147 75H148V76H147ZM165 75H166V76H165ZM4 76H5V77H4ZM6 76H7V77H6ZM9 76H10V77H9ZM12 76H14V77H12ZM16 76H17V77H16ZM41 76H43V79H41ZM44 76H45V77H44ZM49 76H50V78H49ZM56 76H57V77H56ZM79 76H81V75H79ZM108 76L110 77V79H109ZM152 76H156V77H154L155 79H154ZM177 76H178V77H177ZM184 76H185V77H184ZM187 76H188L189 78H188ZM190 76H192V77H190ZM11 77H12L13 79H12ZM33 77H34V79H36V78L38 77L39 80H40V79H41V80H40V81H37L38 79H36V81H35V80L33 79ZM59 77H63V78L61 79V78H59ZM104 77H105V78H104ZM107 77H108V78H107ZM146 77H147V79H146ZM158 77H159V79H158ZM160 77H161V79H162V78H163V79L161 80ZM179 77H180L181 79H180ZM206 77H207V79H206ZM216 77H217V78L219 77V78L217 79ZM5 78H6V80H5ZM7 78H9V79H7ZM14 78H15V79H14ZM16 78L19 79V80H16ZM54 78H55V79L57 78V79H56V80H57L56 82L54 81V80H55ZM66 78H65V79H66ZM111 78H113V79H112V83H111ZM150 78H151V80H148V79H150ZM156 78H157V79H156ZM165 78H166V79H165ZM172 78H173V79H172ZM176 78H177V79H176ZM183 78H184V79H183ZM185 78H187V79L185 80ZM190 78H191V79H190ZM210 78H212L213 81H212V79H210ZM215 78H216V80H215ZM224 78H225V79H224ZM46 79H47V80H46ZM48 79H49V83H50V84L48 83ZM50 79H51V80H50ZM74 79H75V80H74ZM114 79H116V80L114 81ZM140 79L142 80V83H143V84L140 83V82H141V81H139ZM167 79L169 80V82L171 81V83H169ZM174 79H175V80H174ZM182 79H183V80H182ZM196 79H197L198 81H197ZM208 79H209V81H210V80H211V81H210V82H207ZM221 79H222L224 82H222ZM226 79H227V80H230V81L227 82ZM2 80H3V81H2ZM9 80H10V81H9ZM33 80H34V81H33ZM42 80H43V81H42ZM96 80H97V82H98L97 84L94 83V82H96ZM132 80H133V81H132ZM143 80H148V81H143ZM152 80H153V81H152ZM160 80H161V81H160ZM163 80H164V82H162ZM165 80H166V81H165ZM180 80H181V82H183L184 85H188V86L186 87V88H187V89H186L187 91L184 90L185 86L182 85V83L180 82ZM187 80H188L189 82H188ZM202 80H203L204 82H203ZM225 80H226V81H225ZM31 81H32V82H31ZM41 81H42V82H41ZM45 81H46V82H45ZM51 81H52V82H51ZM58 81H60L61 83H59ZM62 81H64V82L62 83ZM74 81L77 82L76 86H75V82H74ZM120 81H121V82H120ZM155 81H156V82H155ZM174 81H175L176 83H178V81H179V83L177 84V86L179 85L180 88H179V87L177 88L176 83H174ZM193 81H196L197 84H195V82H193ZM214 81H221L223 84H224V83H225V84H224V86H223V84H222L221 82H220L221 84H220L219 82H218V84H217V82H214ZM1 82H2V83H1ZM3 82H4V83H3ZM6 82H7V83L10 82V83L7 84ZM33 82H36V85H32ZM38 82L41 83V84L43 83V86H41V84L39 85ZM44 82H45L46 84H45ZM54 82H55V83H54ZM72 82H73V84H72ZM116 82H117V83H116ZM150 82H151L152 84H151ZM154 82H155L156 84H155ZM157 82H158V83H157ZM159 82H160L162 85H161ZM166 82H167V83H166ZM191 82H192V83H191ZM200 82H203V83H200ZM226 82L228 83V85H227ZM5 83H6L7 85H9V87L11 88V90H9L8 86H6ZM24 83H25V86L23 85ZM28 83H29V84H28ZM47 83H48V84H47ZM51 83L54 84L55 86L52 85ZM64 83H65V84H64ZM66 83H67V84L69 83V84L73 85L74 87H72L71 85H70V87H68ZM99 83H100V84H99ZM115 83H116V84H115ZM120 83H121V84H120ZM130 83H131V85H130ZM134 83H135V84H134ZM149 83H150V84H149ZM172 83H173V84H172ZM199 83H200V84H199ZM205 83H206V84H205ZM212 83H213V84H212ZM4 84H5V86H4ZM10 84H11V85H14V86L11 87ZM19 84H22L24 89H25V87L28 88V89L26 88V91H25L26 94L28 93V96L25 95V92H24V93H21V92H23L24 90H22L23 88H22L21 86H19ZM33 84H34V83H33ZM44 84H45V85H44ZM60 84L62 85V87H63V84H64V89H65V90L61 87ZM69 84H68V85H69ZM88 84H89L91 87H90ZM98 84H99V85H98ZM108 84H109V85H108ZM117 84L120 86L119 88H118V85H117ZM132 84H133V85H132ZM144 84H145V85H144ZM148 84H149V85H148ZM164 84H167L168 86H165ZM169 84H170V85H169ZM171 84H172V85H175V87H176L178 90H177V91H174V89L176 90V88H175L174 86H172ZM198 84H199V86H198ZM207 84H208V86H207ZM215 84H216L215 87H217V88L214 89V88H215V87H214V88L212 89V86H214ZM219 84H220V85H219ZM2 85H3V86H2ZM29 85H30V87H28ZM51 85H52L53 87H51ZM57 85H58V86H57ZM77 85H78V88H76ZM111 85L114 86V87H109V88H111V89H108L107 86H111ZM115 85H116V88H115ZM121 85H122V86H121ZM125 85H127V86L125 87ZM134 85H135V86H134ZM141 85H142V88H141ZM153 85H154V87H153ZM155 85L157 86V88H155V87H156ZM158 85H159V86H158ZM163 85H164V86H163ZM191 85H193V87H191ZM202 85H203V86H202ZM204 85L208 87L207 90H209V91L206 90L207 87L205 88ZM211 85H212V86H211ZM218 85H219L220 87H219ZM221 85H222L224 88H222ZM229 85H230V87H232L230 90H229V88H227V87H229ZM32 86H33V87L35 86V87H34V90H35V91L32 90V89H33ZM36 86L38 87V89H37ZM65 86H66V88H65ZM79 86H80V87H79ZM87 86H88V87H87ZM133 86H134L135 88H133ZM143 86H144L147 90L145 89V91H144V87H143ZM146 86H147V87L149 86V87H148L149 89H148ZM161 86H163L162 89H161ZM169 86H170V87H169ZM181 86H182V88H181ZM183 86H184V87H183ZM197 86H198V87H197ZM226 86H227V87H226ZM5 87H6V88H5ZM19 87H20V88H19ZM31 87H32V88H31ZM58 87H59V88H58ZM67 87H68V88H67ZM81 87H82V88H81ZM84 87H85V89H87V90H84V89H83ZM89 87H90V90H91V91H92V89H93V90H96V91H93V92L88 91ZM121 87H122V88H121ZM152 87H153V88H152ZM164 87H166V90H165ZM189 87H191V89H189ZM196 87H197L198 89H197ZM200 87H201V88H200ZM203 87H204L205 89H203ZM225 87H226L227 89H225ZM2 88H3V89H2ZM35 88L37 89V91L39 90V92H37ZM40 88H41V90H40ZM57 88H58V89H57ZM69 88H70V89H69ZM71 88H73V89L75 88V89H74V90L72 89L73 91H71ZM114 88H115V89H118V90L115 91ZM125 88H126V89L128 88L130 91H129L128 89L126 90ZM136 88H137V89H136ZM140 88H141V90H142L143 92L140 91ZM158 88L161 89V97H162V99H161V97H159L160 93H159L158 91H160V89H159V90H156V89H158ZM163 88H164V89H163ZM170 88H172L173 90H171ZM192 88H196V89L198 90V91H196V90L193 89V90L195 91V92H194V96H193V91H191ZM209 88H211V89H209ZM5 89H7V90H5ZM60 89H61V90H60ZM67 89L70 90L69 93H67V92H68ZM76 89H78V90L76 91ZM81 89H83V91H82ZM112 89H113V91H114L115 93L112 92ZM119 89H120V90H119ZM132 89H134L135 91L132 90ZM150 89H151V90H150ZM154 89H155L157 92L154 91ZM167 89H168V90H167ZM169 89H170V90H169ZM180 89H181V90H180ZM182 89H183V90H182ZM199 89H200V90H199ZM222 89H223V90H222ZM232 89H233V90H232ZM1 90H2L3 92L6 91L5 94H7V93L10 92V95H14L15 97H14V96H13L14 98H13L12 96H9V97H8V95L5 96V94H4ZM31 90H32V91H31ZM66 90H67V92H66ZM79 90H80L82 93L84 92L83 94H84L85 96L88 95V96H87V97H88L87 100H88L89 98H90L91 100L93 99L92 102H90L91 100L89 99L90 101L88 100V103H87V101H86V103H84V102L82 101L81 98L84 99L85 96H83V94H81V92H80ZM105 90H107L108 94H107V92H106ZM131 90H132V91H131ZM137 90L140 91V92H138L139 95L137 94ZM148 90H149V92H150V91H152V92H151V93H148V92H147ZM162 90H163V92H162ZM164 90H165V91H164ZM179 90H180V91H179ZM201 90H202V91H203V90H206L207 93H206L205 91L202 92ZM211 90H214L215 92H214V91L211 92ZM216 90H217V91H216ZM219 90H220V91H219ZM224 90H227V91L225 92ZM228 90H229V91H232V94H231V92H229ZM12 91H13L14 93H13ZM15 91H16V92H15ZM18 91H19V92H18ZM20 91H21V92H20ZM29 91L32 92V93H31L32 95L29 93ZM61 91H62V92H61ZM63 91H64V92H63ZM100 91H101V92H100ZM119 91H120V92H121V91L125 92V93L122 92V94H124V95L120 94ZM127 91H129V93H131V92H132V93H131V94H128ZM167 91L171 92V93H172V96H170V95H169V92H167ZM181 91H182V92H181ZM183 91H184V92H187L188 94H189V92H190V94H189V95H188V94H185ZM33 92H34V94L37 93L36 95H37L38 98L35 97L36 95L33 96ZM42 92H44V93H42ZM46 92H47L48 94H50V95H48V97L46 96V98H45V93H46ZM56 92H60V94L58 93V95H57V94H55ZM65 92H66L67 94H66ZM75 92H76V93H75ZM95 92H98V93H97L98 96L96 95ZM103 92L106 93V94L104 95V97H105L104 100H105V101L103 100V98H100V97H99V95L101 96V95L103 94ZM109 92H110V93H109ZM111 92H112V93H111ZM117 92H118L119 94H116ZM166 92H167V93H166ZM178 92H181V93H180L181 96L178 94ZM200 92L202 93V95L199 94ZM210 92H211V93H210ZM213 92H214L215 94H213ZM219 92H220V93H219ZM228 92H229V93H228ZM12 93H13V94H12ZM47 93H46V95H47ZM51 93H54V94H51ZM70 93H71V95L74 96L73 98H72V96L70 95ZM79 93L82 95L81 97H80V94H79ZM88 93H92V95H91V94H88ZM93 93H95V96H94ZM100 93H101V94H100ZM140 93H142L141 96H140ZM153 93H155V94L153 95ZM157 93H159V95H158ZM171 93H170V94H171ZM173 93H175V95H174ZM182 93H183V94H182ZM197 93H198L199 95H198ZM209 93H210V94H209ZM216 93H217V94H216ZM224 93H226V95L228 94V96L226 97V95H224ZM15 94H16V95H15ZM29 94H30V95H29ZM38 94H39V95H38ZM43 94H44V95H43ZM77 94H78V95H77ZM110 94H111V95H110ZM125 94H126V95H125ZM136 94H137L138 96H137ZM145 94H148L149 97H148L147 95H145ZM149 94H150V95H149ZM162 94H163V95H162ZM167 94H168V95H167ZM204 94H205V95H204ZM208 94H209V95H208ZM211 94H212L213 97H215V98H213V97L211 96ZM219 94H220V95L222 94L221 96H223V97L225 96V98H227V99H225V98L223 99V97H221ZM1 95L3 96L2 99H1V97H2ZM20 95H21V96H20ZM23 95H24V96H23ZM41 95H42V96H41ZM53 95H55V96H53ZM67 95H69V97H68ZM107 95H110V98H111V96L113 95L112 99H113V98H116L117 100H116V99H113L114 101H111V99H110L109 96H107ZM114 95H116V96L119 97V98H117V97L114 96ZM118 95H119V96H118ZM133 95H135V97H133ZM155 95H157V96H155ZM173 95H174V96H173ZM176 95H177V96H176ZM178 95H179V97H178ZM182 95H183V96H182ZM184 95H186V96L188 95V96H187V99H189V100H187L186 97H185ZM214 95H216V96H214ZM230 95H231L232 97H230ZM4 96H5L6 98H5ZM22 96L24 97L23 99H22ZM25 96H26V97H25ZM29 96H30V97H29ZM31 96H32V97H31ZM52 96H53V97H52ZM58 96H60V97H58ZM70 96H71V97H70ZM89 96H90V97H89ZM96 96H97V97H96ZM106 96H107L110 100H109ZM122 96H124V97H125V96H128V97H127V98L125 97V99H123ZM152 96H153V98H152ZM163 96H164V97H163ZM189 96H190V97L193 96L194 98H195V96H197L196 99H193V101H194L195 103L192 101L191 98H189ZM198 96H199V97H198ZM218 96H219V97H218ZM235 96H237V94H236ZM235 96H234V97H235ZM18 97H19V98H18ZM28 97H29V98H28ZM33 97H35V100H36V101H37V100H38V101L41 100V101H39V102L37 101V103H39V104H37V103L35 102V100H34ZM55 97H58V98H55ZM91 97H92V98H91ZM121 97H122L123 100L121 99ZM136 97L138 98V100L140 99V101H139L140 103L138 102V100H137V101L135 100V99H137ZM139 97H140V98H139ZM141 97H142L143 100L145 99L144 101H145L146 103L149 102V103H147L148 105H146V103L141 99ZM143 97H144V98H143ZM146 97H147V98H146ZM157 97H158V98H157ZM165 97H166V98H167V97H170V98H167V99H166ZM181 97H182V98H181ZM208 97H209L210 99H208ZM237 97H238V96H237ZM16 98H17V99H16ZM26 98H27V100H25V103H24V99H26ZM30 98H33V100H34V102H35V103H34V102H31L33 105L29 102V101L31 100ZM39 98H40V99H39ZM50 98H51V99L53 98L55 101H54L53 99L51 100ZM67 98H68V100H67ZM75 98H76V100H75ZM99 98H100V99H99ZM106 98L108 99V101H106V100H107ZM128 98H129V99H128ZM133 98H134V99H133ZM154 98H155V99H154ZM156 98H157V99H156ZM159 98H160V99H159ZM163 98H164L165 100H164ZM171 98H173L174 100H172ZM198 98H199V100H197ZM205 98H207V99H205ZM211 98H212L213 101L215 100V101H217V102H213V101L211 100ZM229 98H230V99H229ZM231 98H232V99H231ZM5 99H6V100H5ZM18 99H19V100H18ZM29 99H30V100H29ZM44 99H45V100H44ZM48 99H49V100H48ZM70 99H71V100H70ZM80 99H81V101H80ZM97 99L99 100L100 103H99V102H95V101H98ZM126 99H127V100H126ZM148 99H149V100L151 99L152 101H151V100H150V101H151L152 103H151ZM176 99H177V101H176ZM183 99H185L186 101L183 100ZM201 99H202V100H201ZM7 100H9L10 102L7 101ZM11 100H12V101H11ZM13 100H14V101H17V102H13ZM22 100H23V101H22ZM43 100L46 101V102H44ZM50 100H51L52 103H49ZM84 100H86V98H85ZM124 100H125V101H124ZM133 100H135V101L133 102ZM146 100H148V101H146ZM157 100H158V103H159V104H158V103H157V104H154V103H156ZM178 100H179V101H178ZM196 100H197V101H196ZM205 100H206V101H205ZM220 100H221V101H220ZM227 100H229V101H227ZM1 101H2V102H1ZM31 101H32V100H31ZM48 101H49V102H48ZM70 101H71V102L73 101L72 105H71V102H70ZM93 101H94V103H93ZM101 101H103V102H101ZM119 101H121V102H119ZM122 101H124L125 103L122 102ZM154 101H155V102H154ZM184 101H185V102H184ZM190 101H192V102H190ZM199 101H202L203 103H202V102L199 103ZM4 102H5L6 104H5ZM7 102H8V103H7ZM11 102L13 103V105H12ZM18 102H19V103H18ZM26 102L29 103V104L27 103V106H26ZM40 102H41V103L43 102V103L40 104ZM66 102H67V103H66ZM89 102H90V103H89ZM105 102H106V103H105ZM131 102H132V103H131ZM135 102H138L139 104H138V103L136 104ZM164 102H165V103H164ZM175 102H176L177 104H176ZM182 102H183V104H182ZM188 102H189V104H187ZM205 102H206V103H205ZM210 102H212L213 104H211ZM221 102H222V103H221ZM225 102H226V104H225ZM3 103H4V105H3ZM17 103H18V104H17ZM20 103H23V104H20ZM53 103H54L55 105H51V106L56 107V109H55L54 107H50V106H48V104L50 105V104H53ZM60 103H61V105H60ZM62 103H63L64 105H63ZM65 103L67 104V106H66ZM74 103H75V104H74ZM77 103H78V104H77ZM81 103H82V104H81ZM101 103H103V104H101ZM104 103H105V104H104ZM107 103H109L111 106H109V104H107ZM112 103H113V104H112ZM116 103H117V104H116ZM118 103H120V104H118ZM133 103H134V105H132ZM162 103H164V104H162ZM191 103L193 104L192 107H191ZM197 103H199V104H197ZM217 103H218V104H217ZM219 103H220V104H219ZM223 103H224V104H223ZM7 104L11 105V106L13 107V109H12L11 106L9 107V105H7ZM16 104L18 105V107L16 106ZM24 104H25V106H26L25 108H27V109L30 108L29 111L31 110L32 113L29 112L27 109H21L22 105H23L22 108H24ZM30 104H31V105H30ZM43 104H44V106L46 105V106L48 107V109H46V107L44 108L43 106L41 107V105H43ZM58 104H59V105H58ZM68 104H69V105H68ZM76 104H77V105H76ZM89 104H90V106H89ZM106 104H107V105H106ZM126 104H127V105H126ZM160 104L162 105L163 109H162V107H161ZM169 104H170V107H172V108L174 107V108L176 109V111H178V112H176L174 108L172 109V110H173V111H172L171 108L169 107ZM172 104H174V105L176 104L177 106H176V105H175V106H172ZM178 104H179V105H178ZM185 104H187V105L185 106ZM194 104H197V105H194ZM208 104H209V105L211 104V105L209 106ZM214 104H215V105H214ZM216 104L218 105L217 108H216ZM5 105H7V106H8L9 108H11V109H9L8 107L5 108ZM14 105H15V106H14ZM19 105H21V107H20ZM29 105H30V107H28ZM79 105H80L81 107H80ZM82 105H84V106L86 105V106H85V109H86V108H87V109L85 110L84 107H83ZM92 105H93L94 107H93ZM98 105H99V106H98ZM121 105H122L124 108L128 107V108H126V109H130V107H131V109L133 108L132 110H134V111L132 112V111L126 110V109H124ZM135 105H136V106H135ZM157 105H158V107H156ZM166 105H168V109H169V110L167 109V106H166ZM199 105H200V106H199ZM202 105H204V106H202ZM221 105H222V106H221ZM227 105H229V107H227ZM31 106H32V107H31ZM33 106H34V107H33ZM38 106H40L39 108H42V110L46 109L47 111H50V112H49L50 114H49L48 112H47L48 115L46 114V115L48 116V119L45 117V116H46L45 114L43 115V113H46V112H45L46 110H44V112H43L42 114H41V111H42L41 109H40V111H39V110H38V111L35 110L36 107L38 108ZM60 106H62V108H63V106H66V107L62 110V108H61ZM68 106H69V107H68ZM75 106H77V107H75ZM96 106H98V107H96ZM102 106H103L104 108H102ZM142 106H143V109L146 107V108H148L149 111L146 110V109L142 110V109H141ZM147 106H149V107H147ZM150 106H152V107L155 106V108L153 109V108L150 107ZM178 106H180V107H178ZM187 106H188L189 108H188ZM196 106H197V107H196ZM214 106H215V109H214ZM242 106H243V107H242ZM246 106H247V107H246ZM71 107H72V110L70 109ZM88 107H90L91 109H90V108L88 109ZM100 107L102 108V110H100V109H101ZM111 107L113 108V109H112L113 111H111ZM118 107H119V108H118ZM139 107H140V108H139ZM181 107H183V109H182ZM186 107H187V110H188V113H189V114L187 113V110H186V109H185L186 111L184 110V108H186ZM195 107H196V108L201 107V109H198V110H200V111H198ZM202 107H203V108H202ZM206 107H208V108H206ZM225 107H226V108H225ZM238 107H239V108H238ZM3 108H4V109H3ZM15 108H17V110H15ZM18 108H20L21 112H20V110H19ZM34 108H35V109H34ZM39 108H38V109H39ZM49 108H51V110H50ZM52 108H53V109H52ZM58 108H59V109H58ZM60 108H61V109H60ZM79 108H80V109H79ZM81 108H83L84 110L81 109ZM95 108H96V109H99V108H100V109H99V111H98V110H94ZM106 108H107V109H106ZM135 108L137 109L136 112H135ZM138 108H139V110H138ZM149 108H150V109H149ZM156 108H157V109H156ZM159 108H160V109H159ZM190 108L192 109V112H194L193 109H194V110L196 109V111H197V115H195L196 118H195V116L193 115V114H196V111H195L194 113H192L191 110H190ZM227 108H228V109H227ZM255 108H256V109H255ZM57 109H58V110H57ZM77 109H78V110H77ZM115 109H116V110H115ZM121 109H122V110H121ZM151 109H152L154 112H153ZM179 109H180V110H179ZM202 109H203V110H202ZM205 109H206V110H205ZM210 109H211L212 111H211ZM213 109H214V110H213ZM13 110H15V111H14V116H13ZM23 110H24V111H23ZM33 110H35L36 112L40 113V115H42V116H40V115H36V113L33 112ZM59 110H60L61 112H62V111H65V112L67 111V112H66V113H65V112H62V114H61ZM69 110H71V113H70ZM87 110H88V111H87ZM103 110H105V112H104ZM119 110H120V111H119ZM124 110H125V111H124ZM159 110H161V112H160ZM164 110H165V111H164ZM170 110H171V112H173L174 114H175V112H176L177 114L174 115L173 113L170 112ZM189 110H190V111H189ZM204 110H205V111H204ZM209 110H210V112H209ZM223 110H224V111H223ZM11 111H12V112H11ZM51 111H52V113H51ZM74 111L77 113L76 115H77L78 118H77V117H76V118H73V116L75 117V114H73ZM78 111H79V112H78ZM82 111H83V112H82ZM92 111H93V112L96 111V112H94L95 114L92 113V116H87V114H88L89 112H90L89 115H91V112H92ZM100 111H101V112H100ZM102 111H103V112H102ZM115 111H117V112L119 111V112H118L119 114H118L117 112H115ZM126 111H127V117H126V115H125V117H124V114H126ZM140 111H141L142 114H143V116H142V115H141V116H142V118H144V119H143L144 121L142 120V118H141V116H140V114H141ZM144 111H145V112H144ZM147 111L150 112V113H148ZM156 111H157V112H156ZM162 111H163V112H162ZM174 111H175V112H174ZM203 111L206 112V113L204 114ZM238 111H239V113H238ZM246 111H247V112H246ZM257 111H258V112H257ZM2 112H1V113H2ZM5 112H6V113H5ZM24 112H26V113H28V114L26 115ZM81 112L83 113V119H87V117H88L87 121L89 120V122H87L86 120H84V121L81 120V118H82V115L80 114ZM84 112H85V114H84ZM86 112H87V113H86ZM99 112H100V113H99ZM106 112H107L108 114L110 113L112 116H111V115H110L111 117L108 116V114H107ZM111 112H112V113H111ZM122 112H123V116H122ZM124 112H125V113H124ZM128 112H131L132 114H131V113H128ZM146 112H147L148 114H147ZM155 112H156V114H155ZM158 112H159V113H158ZM185 112H186V114H185ZM201 112H203V113H201ZM211 112H212V113H211ZM213 112H216V113L213 114ZM222 112H224V113L222 114ZM251 112H252V113H251ZM16 113H17V114H16ZM38 113H37V114H38ZM64 113H65V115H64ZM67 113H68V114H67ZM98 113H99L100 115H99ZM102 113H103L104 115H103ZM115 113H116V115L118 114V116H120L119 119H116V118H118V116H116V115H115L114 118H113V115H114ZM133 113L136 114V115H134ZM138 113H139V115H138ZM163 113H164V114H163ZM168 113H169V114H168ZM183 113H184V114H183ZM199 113H201V114L199 115ZM208 113H209V114H208ZM210 113H211L212 115H211ZM235 113H237L238 115L235 114ZM244 113H245V114H244ZM5 114H6V115H5ZM15 114H16V115H15ZM23 114H25V115H23ZM34 114H35L36 116H35ZM51 114H52L53 116H52ZM56 114H57V115H56ZM59 114H61V116H65V117H63V118H56V116H57V117H60ZM66 114H67V116H66ZM69 114H70V116L73 114V115L71 116L72 118L69 117ZM128 114H129V115L131 114V117H134V118H137V119H138L137 121H136V119H134V121H136L137 123L139 122V123H138V126H137V124H135V122L133 123V118H132V122H131V119H130L131 117L128 116ZM152 114H153V115H152ZM160 114H162V115L160 116ZM181 114L184 115V118H183V116H180ZM190 114H191V115H190ZM224 114H225V115H224ZM246 114H247V115H246ZM256 114H257V116H254V117H256V118H253V117L251 118V116L256 115ZM258 114H259V115H258ZM29 115H30V117H29ZM31 115H32V116H31ZM49 115H50L51 117H50ZM78 115H81V116H78ZM94 115H95L96 117H94ZM102 115H103V116H102ZM132 115H133V116H132ZM144 115H145L146 117H145ZM155 115H156V116H155ZM165 115H166V116H165ZM173 115L176 116L175 119H176L177 117L180 116V117L177 119V120H180V121H179L180 123H178V122L176 123V120H174V118H173L174 116H173ZM178 115H179V116H178ZM214 115H215V116H214ZM250 115H251V116H250ZM261 115H262V116H261ZM7 116H8V118H7ZM16 116H17V118H16ZM19 116H21V117L23 116L22 118H24L26 121H25L24 119H23L24 121H22V120H21L22 118L19 117ZM34 116H35L36 118H35ZM38 116H39V117H38ZM43 116H44V117H43ZM54 116H55V117H54ZM85 116H86V118H84ZM99 116H101V117L99 118ZM135 116H136V117H135ZM138 116H139V118H141V119H139ZM150 116H151L152 118H151ZM157 116H158L159 120H158ZM170 116H171V117H170ZM186 116H187V118H186ZM193 116H194V117H193ZM204 116H205V117H204ZM216 116H217L219 119H218ZM220 116H221V117H220ZM222 116H224V117H222ZM247 116H248V118H247ZM9 117H10V118H9ZM26 117H27V118H26ZM31 117H32V118H31ZM53 117L56 118V119H54ZM79 117H80V118H79ZM108 117H109V118H108ZM129 117H130V118H129ZM148 117H150V119H149ZM154 117H155V118H154ZM163 117H164L163 121H160ZM165 117H166V118H165ZM169 117H170V119H172V121L169 120ZM191 117H192V118H191ZM201 117H203V119H201ZM212 117H213V118H212ZM3 118H5V119H7V120H5V119H3ZM14 118H15V119H14ZM33 118L37 119V120H36V123H35V119H33ZM39 118H40V119H39ZM43 118H44V119H43ZM91 118H98L99 120L96 121L97 119H91ZM106 118H108L109 120L106 119ZM121 118H123V119H121ZM125 118H126V119H125ZM127 118H129L130 120L127 119ZM146 118H147V119H146ZM156 118H157V119H156ZM167 118H168V119H167ZM181 118H183V120H184L183 123H182V119H181ZM199 118L201 119V121L204 120L205 118H206V119H205L204 121L201 122ZM215 118H216V119H215ZM18 119H20L21 122H20ZM29 119H30V120H29ZM45 119H46V120H45ZM52 119H53V121H52ZM57 119H59V120H60V119L63 120L62 122L64 123V125L61 123V120H60V122L56 121ZM79 119H80V120H79ZM102 119H106V121H105V120L103 121ZM115 119L117 120V122H116ZM124 119H125V120H124ZM148 119H149V121L151 120L152 122H151V121L149 122ZM165 119H167V120H166L167 123H166V121L164 122ZM196 119H198V120H196ZM209 119H211V120H209ZM224 119H225V120H224ZM235 119H236V120H235ZM250 119H251V120H250ZM256 119H257V120H256ZM8 120H9V121H8ZM38 120H39V122H38ZM40 120H44V121H40ZM48 120H50V121H48ZM54 120L57 122V124H56V122H55ZM93 120H94V121H93ZM107 120H108V121H107ZM114 120H115V121H114ZM118 120H120V121H118ZM123 120H124V122H122ZM126 120H127V121H126ZM141 120H142V121H141ZM145 120H146V121H145ZM154 120H156V121H154ZM173 120H174V122H173ZM188 120H191V123H190V121H188ZM208 120L210 121V123H207ZM221 120H222V123H221ZM223 120H224V122H223ZM226 120H227L228 122H227ZM5 121L7 122V124H6ZM17 121H18V122H17ZM74 121H76V123H74ZM111 121H114V122H111ZM128 121H129V122H128ZM140 121H141V122H140ZM159 121H160V124H158ZM169 121H171V124L169 123L170 125H168V122H169ZM185 121H186L187 123H186ZM206 121H207V122H206ZM9 122H11V123H9ZM22 122H23V123H22ZM24 122H27V123L25 124ZM51 122H52V123H51ZM53 122H55V123H53ZM77 122H78V123H77ZM86 122H87L88 125L86 124ZM93 122H95V123H94V126H96V125L98 126V125H99V127H96L97 129L93 126V124H92ZM104 122H106L107 124L104 123ZM125 122H126V123H125ZM130 122H131V123H130ZM153 122H154L155 127H152V126H153V124H152ZM157 122H158V123H157ZM194 122H195V123L201 122V123H200L201 126H199L200 124H195ZM214 122H216V123H214ZM217 122H218L219 124H218ZM226 122H227V124H225ZM229 122H230V124H229V127H228V123H229ZM34 123H35V124H34ZM39 123H40V124H39ZM47 123H45V124H46L45 126H48ZM96 123H97V124H96ZM99 123H100V124H99ZM110 123H113V125H112V124L110 125ZM118 123H119V124H118ZM123 123H124V124H123ZM150 123H151V124H150ZM161 123H162V124H161ZM165 123H166V124H165ZM172 123H174V124L176 123V125H173ZM181 123H182V125H181ZM204 123H206V124H204ZM220 123L222 124V126H223V125H225V126H223V128H222V126H221V127L217 126V128H216L215 126L212 125V124H215V125H216V124H217V125H221ZM246 123H247V124H246ZM21 124H22V125H21ZM24 124H25V125H24ZM27 124H29V125H27ZM30 124H31V125H30ZM33 124H34V125H33ZM37 124H39V125L37 126ZM82 124H83V126L85 125L86 127H88V126L90 125V126L88 127L89 129L86 128L85 126H84V128L81 127ZM95 124H96V125H95ZM104 124H106L105 127H104ZM116 124H118L120 128L117 127L118 125L116 126ZM129 124H133L134 126L129 125ZM142 124H144L143 128H142ZM156 124H157V125H156ZM164 124H165V126H163V129H164V130H163L162 127H160L159 125L162 126V125H164ZM177 124H178V125H177ZM179 124H180V127H181V128H182V126L184 125V126H183L184 129H181L180 127H178ZM187 124H188L190 127H189ZM190 124H192V125H190ZM193 124H194V125H193ZM202 124H203V126H202ZM253 124H254V125H253ZM3 125H4V127H5L6 129H4V127H2ZM7 125H8V126H7ZM9 125H10V126H9ZM35 125H36L37 127H35ZM40 125H41V127H40ZM73 125H74V126H73ZM77 125H78V126H77ZM100 125H102V128H101ZM107 125H109V127L111 126L110 128H108L109 130L106 128ZM135 125H136V126H135ZM139 125H140V126H139ZM147 125H149V127H148ZM166 125H167V126H166ZM204 125H205V126H204ZM206 125H207V126H206ZM211 125H212V126H211ZM230 125H231L232 127H230ZM240 125H243V126H240ZM26 126H27V127H26ZM28 126H30V128H28ZM33 126H34V128L37 129V130H35V129L33 128ZM76 126H77V127H76ZM79 126H80V128L78 129ZM146 126H147L148 128L151 127L150 129L147 130V132H148L149 130H151L150 132H152V134L154 133V132H153L154 130H157V129H158L159 131L157 130V131H155V132H156V133H157V132L159 133V134L157 133V134L159 135V139H157V138H158V135H157V134H156V135H157V138H156V136H155L154 134H153V136H152V134H151V135L149 134V137H147V136H148L147 134L150 133V132H148V133H147V132H144V131H146V129H147V128L145 129ZM171 126H172V128H170ZM175 126H177V127H175ZM185 126L188 128L189 132H188V130L186 129ZM195 126H196V127H195ZM226 126H227L228 129H229V128H230V129H229V130L226 129ZM257 126H258V127H257ZM74 127H76L79 131L75 130L76 128L74 129ZM112 127H113V128H112ZM115 127H116V128H115ZM126 127H127V129L129 128V129H128L129 131L126 129ZM157 127H159V128H157ZM168 127H169V129H167ZM173 127H174V129H173ZM194 127H195V129H193ZM199 127H200V128H199ZM202 127H205L206 129L204 128V130H203ZM208 127L211 128V130H210ZM212 127H213V128H216V129H213V130H212ZM246 127H247L248 129H246ZM1 128H3V129H1ZM48 128H51V129H52V126H49ZM91 128H92V129L94 128V129H93L94 131H93ZM99 128L102 129V130H99ZM118 128H119L120 130H122V129H123V130L120 131V130H118ZM134 128H136V129H134ZM141 128H142V129H141ZM154 128H155V129H154ZM160 128H161V129H160ZM177 128L180 129V130L178 131ZM190 128L193 129L192 132L190 131V130H191ZM196 128H197V129H196ZM33 129H34V130H33ZM53 129H54V126H53ZM72 129H73V130H72ZM85 129H86V130H85ZM87 129H88V130H87ZM103 129H104L105 131H103ZM106 129H107V130H106ZM113 129H114V130H113ZM131 129H132V130H131ZM137 129H138V130L141 129L140 132L142 131L141 134H140V132H138V136H136V135H137V131H138ZM152 129H153V131H152ZM176 129H177V132H175ZM199 129H200V130H199ZM223 129H224V130H223ZM236 129H237V130H236ZM238 129H239V132H240V130H241V132H244V133L248 130L247 134H245V135H246V138L249 136V133L251 132V133H250V137L252 136V134H253V136L256 135V136H254V137L252 136V138H255V139L250 138V139L248 140V138H247V139L244 138V136H243L244 133H240V134H239V133H238ZM251 129H252V130H251ZM29 130H30V131H29ZM31 130H32V131H31ZM39 130H40V131H39ZM62 130H63V129H62ZM82 130H84V131H82ZM124 130H126V131H124ZM134 130H135L136 132L133 133ZM161 130H163V131H161ZM170 130H171V131H170ZM181 130H183V131H181ZM195 130H196V131H195ZM209 130H210V131H209ZM216 130H218L220 133H219L218 131H216ZM243 130H244V131H243ZM245 130H246V131H245ZM254 130H255V131H254ZM256 130H257V134H255V133H256ZM259 130H260V131L262 130V131L259 132V134H258V131H259ZM38 131H39V132H38ZM64 131H65V130H64ZM66 131H67V130H66ZM81 131H82V132H81ZM85 131H86V132H85ZM88 131H89V132L91 131L94 135H93L91 132H90V133H91L92 135H90V133H89ZM97 131H98V132H97ZM101 131H103L104 133L102 134ZM130 131H131V132H130ZM160 131H161V133H160ZM165 131H166V132H165ZM169 131H170V132H169ZM184 131H185V132H184ZM197 131H198V132H197ZM203 131H204L206 134H205ZM211 131H213L214 133L211 132ZM228 131H229V132H228ZM233 131H234V134H235V131H236V133H238V134H235V135H234V134H233ZM80 132H81L82 134H81ZM95 132H97L98 134L95 133ZM124 132H125V133H124ZM164 132H165V134H164ZM168 132H169V134L175 132L178 136H179V135H180V136L178 137V136L175 135V134H170V135L167 137L166 133H168ZM179 132H180L181 134H180ZM195 132H196V133H195ZM224 132H226V133H224ZM230 132H232V137H234V138H231V133H230ZM86 133H88V135H87ZM108 133H109V134H108ZM121 133H122V134H121ZM126 133H127L128 135H127ZM135 133H136V135H135ZM143 133H144V134H143ZM162 133H163L164 136H162ZM178 133H179V134H178ZM183 133H185V134H183ZM189 133H191V134H189ZM208 133H209V134L211 133V135H209ZM229 133H230V134H229ZM34 134H35V135H34ZM99 134H100L102 137H104V138L101 137V139H100V135H99ZM104 134H107V135H110V136H107V137H106ZM120 134H121V135H120ZM123 134H124V135H123ZM139 134H140V135H139ZM142 134H143V135H142ZM194 134H195V135H194ZM207 134H208V135H207ZM212 134H213V135H212ZM214 134H215V136H214ZM227 134H229V136H227ZM242 134H243V135H242ZM103 135H104V136H103ZM112 135H113L114 137H117V139L114 138ZM115 135H117V136H115ZM129 135H131V136H129ZM144 135H145V136H144ZM146 135H147V136H146ZM160 135H161V136H160ZM171 135H174V136H171ZM181 135L184 136V137H182ZM204 135H205V136H204ZM206 135L208 136V137H207V140L209 139V140L212 142L213 139H214V141H215V140H216V141H215V142L213 141L212 144H211V142H208L207 140H205V139H206V138H205ZM221 135H222V136H221ZM233 135H234V136H233ZM239 135H241V136H239ZM258 135H259V136H258ZM260 135H261V136H260ZM89 136H91V137L89 138ZM95 136H96V137H95ZM97 136H98V137H97ZM119 136H120V137H119ZM121 136H122V137H121ZM128 136H129V137H128ZM133 136H134V137L136 136L135 138H137V139L139 138V141H140V142H141V140H143V138H144V142H142V144H141L140 142L138 143V140H137V139H135V142H134V137H133ZM143 136H144V137H143ZM150 136H151V138H150ZM165 136H166V139H167V140L164 138ZM192 136H193V137L195 136V137H194L193 139H191ZM201 136H203L204 138L201 137ZM211 136H212V137H211ZM216 136H217V137H216ZM226 136H227V137H226ZM237 136H238L239 139H238V138H235V137H237ZM93 137H94V138H93ZM109 137H113V138H109ZM118 137H119V138H118ZM146 137H147V138H146ZM154 137H155V138H154ZM171 137H172V138H171ZM174 137H175V139H176V137H178L179 139H178V138H177V139H178L179 142H178L177 140H175ZM189 137H191V138H189ZM198 137H200V138H198ZM213 137H216V138H213ZM218 137H219V138H218ZM92 138H93V139H92ZM120 138H121V139L124 138V139H126V141H125L124 139H123L124 141H123V140L121 141ZM128 138H131V139H128ZM186 138L191 139V140H190L191 142H190L188 139H186ZM210 138H211L212 140H211ZM222 138H223V140H222ZM226 138H227V139H226ZM230 138L232 139V142H231V139H230ZM257 138H258V139H257ZM99 139H100V141H99ZM115 139H116V141H118V143H119V141H120V143H119V144H118V143L115 144V143H114V140H115ZM149 139H150V140H149ZM153 139H154V140H153ZM156 139L159 140V142H156V141H157ZM169 139H172V141L169 140ZM173 139H174V140H173ZM183 139H184V141H186L185 143H183V142H184ZM233 139H235V140H233ZM236 139H238L239 143L237 142ZM243 139H246V140L244 141ZM90 140H91V141L93 140V142H91ZM96 140H97V141H96ZM102 140H103V141H102ZM104 140H105V141H104ZM112 140H113V141H112ZM128 140H129V141H128ZM136 140H137V142H136ZM146 140H149V141H146ZM151 140H152V141H151ZM160 140H161V141L164 140V142L162 141V144H158V143H161ZM194 140H195V141H194ZM196 140H197V141H196ZM202 140H203V142H202ZM204 140H205V142H204ZM218 140H219V141H218ZM224 140H225V141H224ZM242 140H243V141H242ZM95 141H96V142H95ZM116 141H115V142H116ZM150 141H151V142H150ZM167 141H168V142H167ZM182 141H183V142H182ZM188 141H189V142H188ZM199 141H200V143H198ZM220 141H222V142H220ZM227 141H228V142H227ZM241 141H242L243 143H241ZM251 141H253V142L251 143ZM254 141H255V142H254ZM86 142H87V143H86ZM89 142H90V143H89ZM122 142H124V143H122ZM129 142H131V144H130ZM132 142H133V143H132ZM153 142H155L154 145H153ZM166 142H167V143H166ZM170 142H171L172 144H171ZM174 142H175V144H174ZM177 142H178V144H179L180 142H181V143L178 145ZM196 142H197L198 144H200V145H198ZM201 142H202V143H201ZM206 142H208V144H209L208 146L206 145ZM236 142H237V145H236ZM94 143H96L97 145H98V143H99V145L97 146V145L94 144ZM127 143H129V144H127ZM136 143H138V145H137ZM148 143L151 144V146H150ZM163 143H165V145L167 144V145L170 146L171 148L169 147V149H168V146H167V145H166V146H167V149L162 148V147H163ZM169 143H170V144H169ZM190 143H191V144H190ZM194 143H195V144H194ZM203 143H204V144H203ZM217 143L220 144V145L213 146V148H212L211 145H215V144H217ZM229 143H231L230 146L228 145ZM234 143H235L236 146L232 145V144H234ZM250 143H251V144H250ZM262 143H263V144H262ZM93 144H94V145H93ZM103 144H104V145H103ZM122 144H124V145H122ZM132 144H133V145H132ZM139 144H141V145H139ZM144 144H146V146H145L146 148L144 147ZM155 144H157V145L155 146ZM183 144H184V145H183ZM210 144H211V145H210ZM225 144H227V145H225ZM238 144H239V145H238ZM240 144H241V146H243V147H240ZM36 145H37V144H36ZM100 145H101V148L99 147ZM105 145H108V146H106V149H107V147H108V149H110V150H111V149H115L116 151H115V150H114V151L111 150L112 152L109 153L110 150H108V149L106 150L105 148H103V147H105ZM125 145H127V146H125ZM147 145H149L148 147L151 148V150H150V149H149V150L147 149ZM152 145H153V147H152ZM165 145H164V146H165ZM172 145H175V146H172ZM176 145H178L177 148H176ZM181 145H182V146H185V147H186V145H187V147H186V148L183 147L184 150H183V149L181 150V148H182ZM195 145H196V146H195ZM203 145H204V147H203ZM223 145H224V146H223ZM246 145L249 146V147H246ZM251 145H252V146H251ZM257 145H258V146H257ZM96 146H97V147H96ZM111 146H112V147H111ZM116 146H117V149H118V150H119V149H121V150L118 151V150L116 149ZM121 146H122V148H121ZM130 146H132L133 148L130 147ZM138 146H139V147H138ZM159 146H160V147L162 146V147L160 148ZM166 146H165V147H166ZM188 146H190V148H189ZM193 146H195V147H193ZM199 146H200V147H199ZM206 146H207V147H206ZM210 146H211V147H210ZM219 146H220V147H219ZM225 146H226V147H225ZM233 146H234V147H233ZM253 146H254V147H253ZM93 147H94V149L97 148V149L94 150V152L97 151L96 153L93 152ZM109 147H111V148H109ZM118 147H119V148H118ZM125 147H126V148H125ZM127 147H129V148H127ZM156 147H157V148H156ZM158 147H159L161 150H159ZM172 147H173V148H172ZM179 147H181V148H179ZM192 147H193V148H192ZM196 147H197V149H196V153H195V150H194V149H195ZM205 147L207 148V149H206L207 151L205 150ZM214 147H215V148H214ZM217 147H218V148H217ZM222 147H223V148H222ZM224 147H225V148H224ZM227 147H228V151H226V150H227ZM235 147H236V148H235ZM237 147H238V150H236ZM239 147H240V148H239ZM245 147H246V149H245ZM252 147H253V148H252ZM257 147H258V148H257ZM98 148H99L100 150L103 148V150L100 151ZM198 148H199V149H198ZM209 148H210V149H209ZM242 148H244L245 150L243 151ZM247 148H251V149L249 150V149H247ZM122 149H123L124 151H123ZM125 149H126V150H125ZM146 149H147L148 151H150V152H148ZM155 149H156V150H155ZM164 149H165V150H173V149H174V150H178V151L180 150V151H182V153L184 152L183 154H184L185 156H186L188 153H190V152L192 153V152H193L192 154H191V153L188 154V155H190V156L187 155V156L190 158L189 161L191 162V163H190L191 165H189V164H188V165H189V167H190L191 169H189L188 166H187L184 170L179 171V172H176V171H174V170H169V171L166 172V171H159L158 169H156V167L154 168V166H153V161H154V159L156 158V156H158V155L161 153V151L163 152ZM188 149H189L190 152L188 151ZM192 149H193L194 151H192ZM200 149H201L202 152L200 151ZM203 149H204V150H203ZM208 149H209L210 151H209ZM211 149H212V150H211ZM214 149L216 150V152H215ZM229 149H231V150H233V151L230 150V152H229ZM80 150H82V151L80 152ZM105 150H106V151H105ZM132 150H134V152H133ZM138 150H140L139 152H141V154H140V153H137ZM154 150H155V151H154ZM186 150H187V151H186ZM218 150H219V151H218ZM221 150H224V151H221ZM248 150H249V152H246V153H245V151H248ZM252 150H254L255 152L252 151ZM83 151H84V152H83ZM125 151H126V152H125ZM127 151H128V152H127ZM131 151H132V152H131ZM153 151H154V152H153ZM185 151L188 152V153H186ZM204 151H206V152H204ZM235 151H236V153H235ZM258 151H260V152H258ZM78 152H79L80 155L78 154ZM113 152H116V153H113ZM118 152H119L120 154H123V153L125 152L126 154H129V155H128V156H127V155L125 156V153H124L123 155H120V154H118ZM122 152H123V153H122ZM130 152H131V154H130ZM146 152H148V153H146ZM207 152H208V153H207ZM209 152H210V153H209ZM213 152H215L216 154H215V155H211V154H214ZM219 152H221V153H219ZM223 152H224V153H223ZM226 152H227V153H226ZM232 152H233V155H234V156L231 155ZM241 152H242V153H241ZM262 152H263V154H262ZM81 153H82V154H81ZM103 153H102V154H103ZM144 153H145L146 156L144 155ZM152 153H153V155H152ZM156 153H157L158 155H157ZM204 153H206V154L204 155ZM249 153H252V155L249 156ZM95 154H96V155H95ZM104 154H103V155H104ZM115 154H117V155H115ZM132 154H134V155L132 156ZM137 154H139V155H137ZM147 154H149L150 156L147 155ZM154 154H156V155H154ZM196 154L198 155V160H197V155H196ZM217 154H218V155L220 154L219 157H220L221 159H222V158H223V159L220 160V158H219L220 161L217 160V159H218V155H217ZM221 154H222V155H221ZM224 154H225V156H224ZM237 154H238V156H237ZM245 154H246V155H245ZM253 154H256V156L253 155ZM261 154H262V155H261ZM84 155H85V157H84ZM118 155H119V156H118ZM135 155H136V156H135ZM192 155H193V156L195 155L194 157H196V158H195V159L192 158V157H191ZM203 155H204V156H203ZM208 155H209L210 158L208 157ZM210 155H211V156H210ZM226 155H228V156H226ZM230 155H231V156H230ZM244 155H245V156H244ZM88 156H89V157H88ZM93 156H92L91 158L94 160V157H93ZM120 156H121V157H120ZM122 156L124 157V160L127 159V158H129L130 160L127 159V160L124 161L123 159H120V158H123ZM129 156H130V157H129ZM131 156H132V157H131ZM206 156L208 157V159L206 158ZM232 156H233V157H232ZM236 156H237V157H236ZM246 156H247V158H245ZM252 156H253V157L255 156V157H254L255 159H256L257 156H259V157H257L258 162H257V160L255 161L253 158H252V159H253L254 161H253L252 159L250 160V158H251ZM260 156H261V157H260ZM111 157H112V159H111ZM117 157H118V158H117ZM133 157H134V158H133ZM135 157H139V158H135ZM140 157H141L142 159H141ZM143 157H145V158H143ZM146 157H149V160H148ZM150 157H151V158H150ZM153 157H154V158H153ZM230 157H231V158H230ZM234 157H236L235 160H234ZM239 157H240V158H239ZM248 157H249V158H248ZM116 158H117V160H118V164H119L118 167H119V168H118L117 166H116V168H115V166H113V164H114V165H117V163H115V161H117ZM152 158H153V159H152ZM189 158H188V159H189ZM202 158H203V160H202ZM205 158L208 160V162L206 161ZM211 158H214V162H212V164H213V163L215 164V163L218 162V163H217V164H218V167L221 166L220 168H218V172H217V169H216L217 164H216V165L213 164V166H212L211 161H213V159H211ZM241 158L243 159L242 163H241V160H242ZM244 158H245V159H244ZM258 158L261 159V160L259 161ZM135 159H137V160H135ZM145 159H147V160H145ZM193 159H194V160H193ZM199 159H200V160H199ZM209 159H210V161H209ZM228 159H229V160H228ZM231 159H232V160H231ZM236 159H237V160H236ZM240 159H241V160H240ZM248 159H249V160H248ZM114 160H115V161H114ZM139 160H140V161H139ZM141 160H142V161H141ZM196 160H197V163H196ZM204 160H205V161H204ZM223 160H224V161H223ZM233 160H234V161H233ZM239 160H240V164L238 163ZM246 160H248L249 162L245 163ZM103 161H104V162H103ZM123 161H124V163H123ZM128 161H129V163H128ZM138 161H139V162H138ZM193 161H195L196 164H195ZM222 161H223V165H222V163H220V162H222ZM235 161H238V162H235ZM250 161H251V162H250ZM112 162H113V163H112ZM126 162L128 163V167H127V163H126ZM132 162H133V163H132ZM205 162H206L208 165H207ZM209 162H210V163H209ZM259 162H260V163H259ZM261 162H263V163H261ZM111 163H112V164H111ZM121 163H123V165H121ZM130 163H131V165H130L131 167L129 166ZM143 163H144V164H143ZM192 163H193L194 165H196L195 167H196V170H197V171L202 167V165H203V167H204V165L206 164L205 168L202 167V169H200V170H203V171H198V172L202 173V174L204 175V177H207L208 179H207V178H204L202 174L198 173V172L195 170L194 167H193V169H194V170H193L192 167H191V166H192ZM200 163H205V164H202L201 167H199V164H200ZM229 163H231V164H229ZM232 163H234V164H232ZM236 163H238V164H237V167L239 166L238 168L236 167ZM243 163H244V165H242ZM254 163H255V164L257 163V164L255 165ZM82 164H83V163H81V166L86 167L84 164H83V165H82ZM252 164L255 165V166H254L255 168L253 167ZM124 165H125V166H124ZM194 165H193V166H194ZM226 165H227V166H226ZM229 165H230V166H229ZM251 165H252V166H251ZM260 165H261V166H260ZM110 166H111V169H109ZM112 166H113V167H112ZM120 166H122V167H120ZM132 166H134V167H132ZM136 166H137V170H138V171L140 170V172H144V171H146V172H144V173L149 174V172H150V174H154L155 179H157V180H154V182L152 181V182H151V186H154V185L159 186L160 184H162V183L165 182V183H168V186H170V187H168L167 184H165V183H164L163 185H160L161 188H163V186H165V187L163 188V190H161V188L157 187V190H158V191H156V192L158 193V195H157V193L155 192V189L153 190V189L145 188L146 185L149 184V182H148L146 185H143V184L140 185V183H137V184L139 185V186H138V185L136 184L139 188H143V187H144L143 189H147V190H145V191H143V189H141V191H140L136 185H135V187H136L135 189H138L137 191H135V189H134V191L131 190L132 188H130L131 186H130L129 184H128L129 186H127V184H126V186H122V185H125L124 181L127 182V180L122 181V180H123V177H124V175H125V172H127V171H137V170H136ZM139 166H140V167H139ZM197 166H198L199 168H198ZM207 166H208V167H207ZM209 166H210V167H209ZM223 166H226V167H225L226 170L223 168ZM243 166H244V167H243ZM245 166H246V167H245ZM250 166H251V167H250ZM124 167H125V168H124ZM142 167H143V168H142ZM247 167L252 168V169H255V170H253V171H255V173L252 172V171H250V172H251L252 174L254 173L255 176L258 175V177H257L256 179H255V178L252 179L253 181L250 180V179H248V178L245 179V177H246L247 175H246V172H245L244 169H246ZM257 167H258V168H257ZM140 168H142V169H140ZM151 168H152V169H151ZM187 168H188V169H187ZM197 168H198V169H197ZM240 168H243V169L241 170ZM259 168H260L261 170H260ZM144 169H145V170H144ZM209 169H211V170H209ZM219 169H220V170H219ZM221 169H222V171H223V169H224V170L227 171L229 174H227V172H221ZM231 169H232V170H231ZM152 170H153V171H152ZM207 170H208V171H207ZM234 170H235V171H234ZM147 171H148V172H147ZM184 171H185V172H184ZM190 171H191V177L189 176V175H190V174H189ZM194 171H195V172H194ZM211 171H212V172H211ZM230 171H231V172H230ZM232 171H234V172H232ZM236 171H238V173H236ZM239 171H241L243 174H242V173L240 174ZM256 171H257V174H256ZM117 172L119 173V176H118ZM120 172H121V173H120ZM171 172H172V173L174 172L173 175H171V174H172ZM175 172H176V173H175ZM182 172H183L184 174H186V172H187V175H184V174H183V175H184V177H183ZM192 172H193V174H194V173H196V174L192 175ZM203 172H205V173H203ZM206 172H208V173L210 172L211 175H210V174L206 175V174H207ZM244 172H245V173H244ZM263 172H264V171H263ZM114 173H115V175H116L118 178L114 175ZM155 173H156V174H155ZM165 173H166L168 176H166ZM214 173H215V174H214ZM219 173H220V174H219ZM224 173H225V174H224ZM233 173H234V174H233ZM247 173H248V172H247ZM160 174H161L162 176H161ZM175 174H176V175H175ZM179 174H180V175H179ZM188 174H189V175H188ZM216 174H217V176H218V174H219V177H218V178L216 177ZM235 174H236L237 176H236ZM238 174H239L240 176H239ZM158 175H159V176H158ZM164 175H165V176H164ZM181 175H182V176H181ZM221 175H222L223 177L226 176V177H225L226 179H225V178H222ZM231 175H232V177H231ZM234 175H235V176H234ZM243 175H245V176H243ZM259 175H261V176H259ZM125 176H126V175H125ZM174 176H175V177H174ZM186 176H187V177H186ZM188 176H189L192 180H194V182L192 181V184L194 183V184L192 185V186H194L193 189H192V187H191V183H190V181H189V180H191V179H188V178H189ZM192 176H193V177H192ZM229 176H230V177H229ZM242 176H243L244 178H243ZM162 177H163V178L165 177V179H163ZM173 177H174V178H173ZM197 177H199V178H197ZM209 177L212 178V180H211ZM227 177H229V178H227ZM239 177H242L243 179H239ZM120 178H121L122 180H121ZM168 178H169V179H168ZM175 178H180V179H178V180H179V181H178V180H176ZM202 178H203V179H202ZM220 178H221V181H220ZM231 178H232V179L234 178L235 180H243L244 183H245V184H244L245 187H244V185H243V187H242V186H238V187H237V186H233V188H236V189H234V191H233V190L230 191V188H231V187H229V185H228L227 183H229V182H231V181H234V179L232 180ZM119 179H120L121 181H119ZM125 179H126V178H125ZM160 179H161V180H160ZM162 179H163V180H162ZM167 179H168V180H167ZM172 179H173V181H172ZM181 179H182V180H181ZM184 179H185V180H184ZM196 179L199 180V181H196ZM201 179H202V180H201ZM218 179H219V180H218ZM228 179H229L230 181H229ZM175 180H176V183H175ZM200 180L202 181V183L200 182ZM203 180H206V181H203ZM210 180H211V181H210ZM227 180H228V181H227ZM255 180H256V181H255ZM169 181H170L171 183H170ZM177 181H178V182H177ZM180 181H181V182H180ZM182 181H183L184 183H183ZM185 181H186V182H185ZM195 181L201 184V185H200V184L198 185L199 188H200V190L195 186ZM212 181H213V182H212ZM215 181H216V182H215ZM224 181H225V182L227 181V183H225ZM243 181H242V182H243ZM117 182H121V184H120V183H117ZM122 182H123L124 184H123ZM173 182H174V183H173ZM209 182H210V183H209ZM249 182H252V183H250V184H252L253 186H251L250 184H248ZM254 182H258L257 186H255L256 183H254ZM172 183H173L174 185H173ZM177 183L180 184V188H179V185H178ZM182 183H183V184H182ZM185 183H187V184L185 185ZM219 183H218V184H219ZM110 184H111V185H110ZM170 184L173 185L174 187L171 186ZM176 184H177V185H176ZM261 184H262L263 186H262ZM119 185H120V186H119ZM181 185H182V186H181ZM258 185H260L259 187H262V188H258ZM113 186L116 188V190H113V189H114ZM140 186H141V187H140ZM142 186H143V187H142ZM185 186H186V187H185ZM202 186H204V189H203ZM206 186H207V187H206ZM249 186H250V187H249ZM112 187H113V188H112ZM125 187H126V188L128 187V188L126 189ZM171 187H172L173 189H171ZM228 187H229V189H228ZM239 187H240V188H239ZM254 187L256 188L255 191H253V190H254ZM152 188H153V187H152ZM169 188H170V190H169ZM184 188H186V189H184ZM233 188H231V189H233ZM243 188L246 189V191H245ZM250 188H251L252 192H251V190H249ZM257 188H258V190H257ZM123 189H124V190H123ZM128 189H129V191H128ZM167 189H168V190H167ZM181 189H182V190H181ZM189 189H190V192L193 193V195L190 194V193H187ZM191 189H192V191H191ZM196 189H197V190H196ZM201 189L204 191V193H202L203 191H202ZM241 189H242L243 192H246V196L243 195V194H245V193H242V192H241ZM259 189H260V190H259ZM195 190H196L199 194H198ZM198 190L201 191V194H200V192H199ZM205 190H206V191H205ZM207 190H208V191H207ZM235 190H236V191H235ZM247 190H248V191H247ZM142 191H143V192H142ZM146 191H147L148 193H147ZM149 191H150V192H149ZM193 191H195V192H193ZM259 191H260V192H259ZM114 192H115V193H114ZM130 192H131L132 194H130ZM134 192H135V193L138 192V195H135ZM140 192H141V193H140ZM145 192H146V193H145ZM177 192H178V194H177ZM235 192H236V193H235ZM240 192H241V193H240ZM253 192H254V193H253ZM162 193H163L164 195H163ZM196 193H197V194H196ZM234 193H235V195H234ZM237 193H239V194H237ZM104 194H105V193H104ZM112 194H114V195H112ZM122 194H123V193H122ZM161 194H162V195H161ZM183 194H184V195H183ZM185 194H186V195H190L191 197H192V196H194V197L189 198L190 196H189V197L187 196V199H188V200L191 199V200H189V201L187 200V202H186V196H185ZM202 194H203V195H202ZM207 194L209 195L210 200H209V197H207ZM250 194H251V195H250ZM252 194H253V195H252ZM261 194H262V197H260ZM143 195H142V196H143ZM156 195H157L158 197H157ZM178 195H179V196H180V195H183V196H182V197H178ZM249 195H250V196H249ZM101 196H103V194H102ZM134 196H133L130 200H132L133 198L135 199ZM148 196H147V197H148ZM169 196H172V197L174 198V199H173L174 201L172 200V197H169ZM184 196H185V197H184ZM242 196H243V199H242ZM248 196H249V198H248ZM258 196H259V197H258ZM183 197L185 198V200H184V199H181V198H183ZM196 197H197V198H196ZM205 197H206V198H205ZM103 198H104V196H103ZM160 198H161V197H160ZM169 198H170V199H169ZM176 198H177V200H176ZM245 198H248V202H249L248 204H249V207L252 208V210H251V211H252V215H253V213H256L257 215L259 214V215H258L259 218L257 217V215H253V216H256V217H257V218L254 217V218H256V219H254L253 216H249V215H248V217L251 218V219L248 220L250 223H249L248 221H244L245 219H246V220L248 219V217H247L246 213L244 212V210L247 212L248 209H245V208H243V207L240 206V205H245ZM255 198H256V200H257V203H256V200H254ZM258 198H260V200L263 199V200H262L263 202H262V201H258V200H259ZM261 198H262V199H261ZM134 199H133V201H131V202L134 203V205H133V203L130 204L131 206H130V208H128V210L131 209V211H134V206H138V207L140 206V207H139V211H140V213H143L142 215H146L147 212H145L146 210H144V208H142V207H143V206H142L143 204H142V202H141V199L139 198V199H140V200H139L140 203H139V201H138L137 198H136L137 200H134ZM161 199H162V198H161ZM179 199H180L181 201H179ZM241 199H242V200H241ZM130 200H129V202H130ZM159 200H160V201H159ZM170 200H172V202H171ZM182 200L185 201V204H184V201L182 202ZM234 200H235V201H234ZM249 200H250V201H249ZM252 200L255 201V204H254V202H253ZM169 201H170V202H169ZM175 201L178 202V203H176ZM192 201H193V203L190 204V202H192ZM237 201H238V204L235 203V202H237ZM240 201H242V202H240ZM129 202H128V205H129ZM135 202H138V204L135 203ZM161 202H162V203H161ZM174 202H175L176 204L173 205L172 203H174ZM243 202H244V203H243ZM260 202H262L263 207L261 206V203H260ZM164 203H165L166 205H165ZM170 203H171V204H170ZM181 203H183V205H182ZM186 203H188V204H186ZM194 203H195V204H194ZM232 203H233V204H232ZM258 203H259V204H258ZM135 204H137V205H135ZM139 204H140V205H139ZM177 204H179V205H178L179 207L181 206V207H183V208H180V209H179L178 206H177ZM192 204L195 205V206H194V205L192 206L193 208L196 207V208H194L195 211H194V209H193V210L191 209L192 207H190V205H192ZM234 204H235V205H234ZM239 204H240V205H239ZM128 205H127V207H128ZM132 205H133V206H132ZM161 205H162V207H161ZM185 205H186V206H185ZM196 205H197V206H196ZM228 205H229V206H228ZM233 205H234V206H233ZM236 205H237V206H236ZM238 205H239L240 208H241V209H240V210H241V213H239L240 210H239V208H238ZM256 205H257V206L260 205L261 207L259 208V206L257 207ZM172 206H173L174 208H173ZM175 206H176V207L178 208V210H180V211L176 210L177 208H176ZM184 206H185L186 208H185ZM232 206H233V207H232ZM253 206H254V207H253ZM131 207H133V208H131ZM197 207L199 208V210H198ZM235 207H236V208H235ZM249 207H248V208H249ZM141 208H142V209H141ZM163 208H165V211H162V210H164ZM232 208H234L235 210L232 209ZM255 208H259L258 210L263 209V211L261 210V211H260L261 213H258L257 209H255ZM161 209H162V210H161ZM181 209H182V211H181ZM189 209H190V212L188 211ZM196 209H197V211H196ZM237 209L239 210L238 212L236 211ZM249 209H250V208H249ZM142 210H143V211H142ZM168 210H169V209H168ZM168 210H167V211H168ZM183 210H184V211H183ZM231 210H232V211H231ZM242 210H243V211H242ZM141 211H142V212H141ZM177 211H178V212H177ZM191 211H192V212L194 211V212H193L194 214H193ZM255 211H256V212H255ZM184 212H185V213H184ZM186 212H189L190 215H189V213H186ZM233 212H234V213H233ZM262 212H263V214H262ZM131 213H132V212L129 211V215H128V219H127V221L130 222L131 225H134L135 227H136L137 225H139L138 228H139L140 226L142 227L141 224H138L137 219L134 220L135 217H134ZM196 213L199 214V215H197ZM235 213H237V216H236ZM185 214H187V216H186ZM234 214H235V215H234ZM239 214H240V215H239ZM244 214H245V215H244ZM261 214H262V216H261ZM184 215H185V216H184ZM188 215H189V216H188ZM230 215L232 216V220H231ZM238 215H239V216H238ZM129 216H131V217H129ZM132 216H133V217H132ZM235 216H236V221H235ZM245 216H246V217H245ZM144 217H145V216H144ZM237 217H238V218H237ZM240 217H241V218H240ZM243 217H244V218H243ZM146 218H148V217L146 216ZM227 218H228V219H227ZM229 218H230L231 221L229 220ZM242 218H243V220H242ZM131 219L134 221L133 223H132V220H131ZM148 219H149V220H152L151 217L148 218ZM202 219H203V218H202ZM252 219H253V221H252ZM257 219H259V220H257ZM130 220H131V221H130ZM157 220H158V219H157ZM203 220H204V219H203ZM233 220H234V221H233ZM241 220H242V221H241ZM125 221H126V219H125ZM127 221H126L125 224H129V223H127ZM135 221H136V224H135ZM186 221H188V223H187ZM229 221H230V222H229ZM239 221H240L241 223H240ZM242 222H243V224L245 223V225H243ZM227 223H229V224H231V225L234 223L235 226H238V225H239V226L234 228V226L232 227V226L228 225ZM254 223H255V224H254ZM237 224H238V225H237ZM240 224L243 225V226H240ZM253 224H254L255 226H254ZM226 225H228V226L225 228L224 226H226ZM247 225H248V226H247ZM215 226H216V225H215ZM229 226L232 227V228H230ZM251 226H252V228H254L252 231L249 230V229H252V228H250ZM135 227H134V228H135ZM141 227H140V228H141ZM150 227H152V228H150ZM150 227H148L147 229H151V231H150V230H147V232H146V233L144 232V233H145V235H146V234H151V235H149L148 238L146 237V236H148V235H146V236L144 235L147 239H145V237L143 236V237H144L143 240L145 239V240L148 242L147 245H148L149 247H151V248H149L148 246H147L148 248H147V247H144V248H145V250H146V249H148V250L151 249V250H152V249L156 248L157 250H152L153 252H152L151 250H150V251H151L152 255L157 256L158 258L155 257V259H154V258H153L154 256H152L151 258H145V259H147L146 261H148L147 264H171V263L174 264L173 260L169 258L170 256H169L168 254H165L166 251H165V250L163 251V249H164L163 244H162L161 242H159L160 240H159L158 238L155 239V238L153 237L152 233H151V232H152V229L155 227V225H153V226L150 225ZM211 227H213V228H211ZM216 227H217V226H216ZM241 227H243V228H241ZM245 227H246V228H245ZM140 228H139V229H140ZM229 228H230V229H229ZM207 229H209L210 231L207 230ZM218 229H219V230H218ZM238 229H240V230H238ZM206 230H207V232H206ZM231 230H234V231H231ZM247 230H248V231H247ZM203 231H204V232H203ZM232 233H233V235H232ZM211 234H212L213 236H212ZM225 234H226V236H225ZM245 234H246V235H245ZM230 235H231V236H230ZM150 236H152V239L150 238ZM222 236H223V237H222ZM224 236H225V237H224ZM229 236H230V237H229ZM209 237H210V239H209ZM213 237H214V240H212ZM153 238H154V239H153ZM223 238H224V239H223ZM225 238H226V239H225ZM177 239H178V238H177ZM201 239H200V240H201ZM205 239H206V240H205ZM215 239H216V240H215ZM217 239H218V240H217ZM220 239H221V243H222V245H220V244H221V243H220ZM149 240H150V241H149ZM157 240H158V241H157ZM202 240H201V242H203ZM211 240H212V241H211ZM228 240H227V241H228ZM251 240H252V238H251ZM152 241H153V243L156 242V244L154 245V244L152 243ZM154 241H155V242H154ZM210 241H211V242H210ZM218 241H219V242H218ZM223 241H224V242H223ZM227 241H226V242H227ZM229 241H228V242H229ZM149 242H150L151 244H153L154 246H153V245H150ZM217 242L219 243V245L217 244ZM158 243H159L161 246H159ZM252 243H253V242H252ZM254 243H255L256 245H258L257 242L254 241ZM157 244H158V245H157ZM156 245H157L158 247H157ZM225 245H224V246H225ZM250 245H251V244H250ZM252 245H253V244H252ZM224 246H223V247H224ZM153 247H154V248H153ZM160 247H161V248H160ZM159 248H160V250H159ZM213 250H215L214 253H213ZM161 251L165 252L164 254H162L163 256L165 255L164 258L161 257V256H162V255H161ZM225 252H226V253H225ZM155 253H156L157 255H156ZM158 253H159V254H158ZM224 254H225V255H224ZM168 256H169V257H168ZM143 257H144V256H143ZM159 257H161V258H159ZM220 257H221V258H220ZM167 258H168V259H167ZM224 258H225V259H224ZM157 259H158V260L160 259V260L158 261ZM169 259H170V260H169ZM151 260H153V261H151ZM154 260H155V263H154ZM165 260H166V261L169 260V261H168L169 263L166 262ZM248 260H249V259L247 258V259L243 260L242 263H243V264H264V263H260L259 261H253L254 259H252V260L250 259V262H249ZM150 261H151L152 263H151ZM157 261H158V262H157ZM163 261H164L165 263H163ZM160 262H161V263H160ZM252 262H253V263H252ZM254 262H255V263H254ZM256 262H257V263H256Z\"/></svg>",
  "mask_w": 264,
  "mask_h": 264
}]
</instances>
